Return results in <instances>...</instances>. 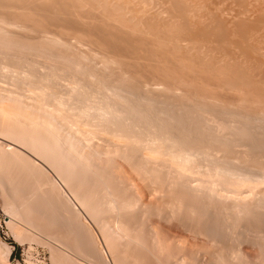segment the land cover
I'll list each match as a JSON object with an SVG mask.
<instances>
[{
	"label": "rangeland",
	"instance_id": "374dc122",
	"mask_svg": "<svg viewBox=\"0 0 264 264\" xmlns=\"http://www.w3.org/2000/svg\"><path fill=\"white\" fill-rule=\"evenodd\" d=\"M34 3H36V4H34ZM48 3H47V2ZM50 1V2H49ZM52 1V2H51ZM53 1H54V3H53ZM60 1V0H59ZM64 1V0H63ZM62 0L60 1V3L58 2L57 3V0L55 1V0H44V1H42L41 2V0H0V27H2V28H0V52L1 51H3V52H1V57H0V59H2V53H4V55H6V52L8 53L7 55H9V53L10 54H12V55H10V56H4L3 58H9V59H15V58H13V57H17L18 56V58H20L19 60L21 61V59H22V61L20 62V63H18V64H20V65H22L23 63L22 62H24V65H22V66H25V64L28 66V62L30 61H32L29 65H31L32 63H34L33 61H34V59H36L37 57L36 56H38V61L36 60L35 61V68L34 69H36V67H37V69H39L40 71H41V73H39L38 71V75L40 74V75H44V72L42 73V71H45V70H48V71H45V73H47V72H49V70L50 71H55L56 70V73H57V70L59 69L60 70V67L62 66V68H61V70L59 71L58 70V72H61L60 74H62L63 73V75H65L66 73L68 74H66V76L65 77H67V79H69L70 77V79L67 81V79H65V81L64 80H61V81H63V82H65V83H67V85L68 84H70V85H68V87H67V85L66 84H63V82L62 83H60L61 81L59 80V79H56V81L58 80L59 82H56V81H54L55 82V84L52 82V79H50V78H48L47 80H45V78H44V80L46 81V82H48L49 80H50V82H52V84L51 85H49L48 87L50 88V86H51V89H54V87H53V84H54V86L56 85V83H57V90H58V86H60V91H62L63 92V94L66 92L67 94H66V96L65 95H63L62 94V96L65 98L66 97V99H63V101H64V103H66V104H64L65 105V107H67V109L68 110H71V109H69L70 107H72V105H71V103L73 104V106L75 105V107H77L76 105H82V103H84V104H87V102H91V104L93 103L94 105H96L95 107H97L99 104V102H101V101H103L105 98H106V96L105 95H103V92H102V90L101 91H97V90H100L101 88V84H105L106 83V85L107 86H114V84H115V86L114 87H120L121 86V84H122V88H124L125 89V87L127 88V87H129L128 89H130L131 88V86H133L132 88L134 89V91H138V94H139V96H138V94H137V96L140 98V100L139 101H141L140 103H138L139 101H137V99H139L138 97H134V99L136 98V101L134 100L133 102L134 103H125V102H123L124 104H126L128 107H131V105H128V104H135V102L137 103V104H139L140 106H138L137 104H135L134 106L137 108L136 110H138L139 108V110L137 111V112H139V113H136V115H137V117H136V115L134 114L133 115V113H131V114H129L130 116H129V119H125V117H124V120L128 123L129 122V125L130 124H132V125H130L131 126V132L132 133H135V134H132L131 132H130V134L136 139V140H138V138L139 137H141L140 139H139V141L141 140V139H143L144 141L143 142H145L146 144H148V140H149V138H151L152 139V141H153V143H154V141H156V140H154L152 137H154L155 135V137L157 138H160V139H162V137H164L163 139H162V141L164 142H167L166 140H167V137H168V139L169 138H173V139H175V140H177L178 141V144L179 145H181L182 146V149H185L186 150V148L189 150H193V151H197L198 152V150H199V158H198V163L200 164V162L201 161H203V162H201V164H203L202 166H204L203 168H205L206 166L209 168V166L211 167H215V166H222V167H232L233 166V169L235 168V169H239L240 171H248V173L250 174H253V175H258V174H260V175H263L264 174V152L262 153V151H264V143H262V142H264V73L262 72V71H264L263 69V67H260V68H257V69H253V67H249L248 65H249V62H246V61H244L245 59L244 58H242V56H240L242 53H243V50H242V52H241V47H242V45L241 44H239L238 43V45L237 44H235V43H237V42H234V44H235V47H234V45H232L231 43H233L232 41H234V40H236L235 38H237L236 36L234 37V31L231 33V35H233V36H231V37H228V38H230L229 40H227L228 38L226 37V36H228V35H222V33H226V34H228L229 32H231V30H232V26H230L229 27V25H230V23H229V21H226V23L224 24V22H223V24L225 25H222V22L220 23V20L222 21L223 19H225V15L227 14V12H229V11H225L226 13L223 15V13H221L220 14V9H222V7L220 6L221 4L223 5V3H221L220 4V2H222V0H220V2H219V4L218 3H215L214 4V2L215 1H217V0H212V1H210L211 3H209V1L208 0H193V1H195L196 3H197V7H198V5L200 6V7H202V8H200V7H198L199 8V10L201 11V9L204 11L203 13L206 15L207 13L209 14L210 12L212 13V12H214V13H212V15L210 14V15H206L207 16V18H205L204 19V21H202L201 22V20H203V18L201 19V20H198L197 21V19L198 18H196V19H194V20H191L190 19V17L187 15V13H188V10H186L187 9V7L191 4V2L190 3H188L189 5H187V2H186V0L183 2V0H179V2L177 1V0H170L171 2L170 3H168L167 1L168 0H152V2H154L151 6H152V10H153V7H154V5H155V2H156V5H159V4H161L162 5V3L164 4H166L165 6L164 5H160V7L158 6V8L157 9H155L156 7H154V12H155V10H156V12L158 13V10H160L159 11V13L160 14H162V16H161V19H160V16H158L157 17V14H156V12L154 13V15L152 14V10H151V14L150 13H148L147 15H146V17H145V15L144 14H142L141 13V16H139V17H137V19H136V17H134V21H133V14L137 11V9L140 7L141 8V6H143V3H144V8H145V5H149V2H147V1H145V0H143L142 1V3H141V1L140 0H130L131 2H133V3H131V8H134V7H136L137 5V3L136 2H138V5H139V2L141 3L140 4V6H137L136 8H135V10L133 9V11H135V12H133V14H131V15H129L128 16V14L125 12H123V8H124V6L128 3L127 1H126V3H125V1H124V4H120L121 5V7H123L122 9H121V7L120 6H116L115 5V3L117 2L116 0H113L115 3L114 4H112V6L111 5H108V3L109 2H106V1H108V0H103L104 2H101V1H95V0H88V1H90V2H88L87 0H78V1H81V2H83V1H85V2H83L84 4L82 5V6H84V5H86L87 3L89 4V5H86V6H84V7H82V9H85V10H81V7H80V5L82 4V3H78L77 2V4H75L76 2H74V0H72V2H71V0L68 2V0H67V2H63ZM77 1V0H76ZM92 1V2H91ZM122 1V0H121ZM121 1H119V2H121ZM160 1V2H159ZM199 1H201V2H199ZM203 1H204V3H203ZM232 1H234V0H232ZM231 1V2H232ZM236 2H233V3H231L230 2V0H223V2H224V4H225V2H227L226 3V8L227 9H229V7H231L230 8V12L229 13H231V9L232 8H234V9H232V10H234V12L235 13H237L238 12V6H239V4H238V6H237V3H239V1L238 0H235ZM242 1V0H241ZM246 0H243V2H245ZM249 1H253L254 3H252V2H249ZM256 1V2H255ZM248 0V1H246V3H243V2H240L241 3V7L239 8V10H246V8H248V11L250 12L251 10H252V12H251V14H253V11L255 12L257 9V7L259 6H262L263 7V11H264V3L262 2V1H260V0ZM3 2V3H2ZM11 2V3H10ZM39 2V3H38ZM44 2V3H43ZM64 3V5L66 6H64L62 3ZM74 2V4L75 5H73V4H69V3H73ZM119 2H117V3H119ZM167 2V3H166ZM178 3V5L177 4H175V5H173L174 3ZM185 3L186 4V6H185V4H183V3ZM207 2H208V6L210 5V8L208 7V6H206V8H205V5L204 4H206L207 5ZM218 2V1H217ZM247 2H249V3H247ZM257 2H260V3H258V4H255V3H257ZM18 3H20V4H18ZM22 3H24V6L22 5V6H19V5H21ZM33 5H32V4ZM40 3H41V5H40ZM51 3V4H50ZM98 3H99V5H100V7H99V5H98ZM102 3H105V4H103V6H102ZM122 3V2H121ZM145 3H148V4H145ZM229 3V4H228ZM231 3V4H230ZM262 3V4H261ZM18 4V5H17ZM46 4V5H45ZM48 4H50V6L48 5ZM54 4H55V6H54ZM57 4V5H56ZM79 4V6H77ZM91 4V5H90ZM110 4V3H109ZM150 4H151V2H150ZM169 4H172V5H170V7L171 8H169L168 6H169ZM179 4L181 5V7L179 6ZM185 6V7H182L183 5ZM201 4V5H200ZM202 4H203V6H202ZM214 6H213V5ZM216 4H218V6L216 5ZM228 4V5H227ZM236 4V5H235ZM250 4H253L252 5V7H250L251 5ZM261 4V5H260ZM26 5V6H25ZM27 5H28V7H27ZM45 5V6H44ZM59 5H61V6H59ZM62 5H63V7H62ZM68 5V6H67ZM69 5H72L71 7L69 6ZM105 5H107L106 7H104ZM113 5H115L116 6V8L113 6ZM124 5V6H123ZM134 7H133V6ZM177 5V6H176ZM231 5V6H230ZM12 6H14V7H12ZM16 6H18L17 8H16ZM33 6H35L36 8H37V10L35 9V7H33ZM38 6V7H37ZM40 6V7H39ZM41 6H43V7H41ZM47 6V7H46ZM73 6L75 7V8H73ZM77 6V7H76ZM88 6V7H87ZM94 6H96V7H94ZM98 6V7H97ZM109 6V7H108ZM113 8H111V7ZM127 6H128V4H127ZM175 6V7H174ZM215 6L218 8L219 6H220V9H219V12L218 13H216L215 11L217 10V9H215ZM229 6V7H228ZM233 6H235V7H233ZM2 7H3V9H2ZM46 7V8H45ZM50 7V8H49ZM52 7H54V8H52ZM61 7V8H60ZM67 7H69V8H67ZM103 7H104V9L106 10H103ZM120 7V8H119ZM126 7V6H125ZM172 7H173V12H174V10H176L177 12L178 11H180L182 8L184 9V8H186V9H184V12H183V10H182V12L183 13H181L185 18H183V16L182 15H180V14H178L177 12V14H175L176 15V17H177V15L179 16V17H181L182 16V18H180V20H179V17H177L178 19H176V17H175V19H174V17H173V13H171L172 11H171V9H172ZM211 7H212V9H213V7H214V9H213V11H212V9H211ZM236 7H238V8H236ZM242 7H246V8H243L242 9ZM6 8V9H5ZM10 8V9H9ZM14 8V10H12ZM27 9L28 11H25V9ZM61 10H60V9ZM67 8V9H66ZM77 8H79V10H77ZM89 8H91L92 9V12H91V9H89ZM111 8V9H110ZM118 8V9H117ZM128 9L130 8V4H129V7H127ZM129 9L130 10V12H129V10L128 9H126V10H124V11H127V12H129V14L130 13H132L131 12V10L132 9ZM160 8V9H159ZM162 8V9H161ZM168 8L170 9V11L168 10ZM181 8V9H180ZM250 8H252V9H250ZM9 9V10H8ZM19 9V10H18ZM63 9H64V11H63ZM73 9V11H71ZM88 9H89V11H88ZM98 9V10H97ZM101 10V12H100V10ZM109 9H110V11H109ZM120 9L122 10V11H120ZM167 9V10H166ZM180 9V10H179ZM208 9V10H207ZM211 11H210V10ZM223 9H224V6H223ZM226 9V10H227ZM236 9V10H235ZM262 10V8L260 7L259 9H258V12L257 13H259L257 16L260 18L261 16L263 17L264 16V14H262V13H264V12H262L261 10ZM3 10V11H2ZM22 10H24L23 12H22ZM42 10V11H41ZM59 10H60V12H59ZM74 10H76V11H79L80 12V10H81V12L83 13H81L80 12V14H81V16L83 15V17H81L80 15H79V13H77L76 11H74ZM97 10V11H96ZM115 10V11H114ZM116 10H119V12L117 13L116 12ZM165 10V11H164ZM186 10V11H185ZM209 11V12H207L206 13V11ZM225 10V9H224ZM17 11V12H16ZM36 11H38V13H36ZM47 11V12H46ZM49 11V12H48ZM55 12V15H54V12ZM93 11L95 12V19H94V13H93ZM105 13H104V12ZM115 13H114V12ZM140 11V10H139ZM166 12V13H169L170 12V14H172V16L170 15V17H169V14H166V13H164V12ZM169 11V12H168ZM5 12V13H4ZM20 12H21V14H20ZM25 12V13H24ZM64 12V13H63ZM86 12V13H85ZM111 14L112 12L114 13V14H109V13ZM122 12V15L121 14H119V13H121ZM181 12V11H180ZM185 12H187V13H185ZM221 12H223V10H221ZM233 12V13H234ZM255 12V13H256ZM260 12H261V14H260ZM32 13V14H31ZM45 13H47V14H45ZM60 13H62V14H60ZM65 13H67L66 15H65ZM78 15H77V14ZM93 13V14H92ZM98 13L100 14L99 16H98ZM143 13H145V12H143ZM159 13H158V15H159ZM201 13H202V11H201ZM202 13V14H203ZM228 13V14H229ZM247 13V12H246ZM253 14L252 16L254 17V18H252L251 20H249L250 19V17H252L251 15H250V13H249V15H250V17L248 16V13H247V15H244V16H247L246 17V19H245V17L244 18H242V17H239V18H237L234 22L235 23H237L238 24V22L239 21H241L240 19H245L246 20V26H248V28L247 27H243V29H242V31H243V33H245L246 31L245 30H247L248 31V29H249V31H248V33H247V35H248V39H247V42L246 43H248L247 45H249L250 46V44L251 45H254L252 42H256V47H258V46H262V47H264L263 46V44H264V40H262L261 41V39H264V24L262 25L261 23H264V18H263V22H261L260 20H262V17L260 18V19H256L257 18V16H255L256 14ZM2 14V15H1ZM42 14V15H41ZM45 14V15H44ZM48 14H50L49 15V17L50 18H48ZM64 14V15H63ZM76 17V18H74V16ZM87 14V15H86ZM90 14H91V16H90ZM102 14V15H101ZM107 14V15H106ZM109 14V15H108ZM118 14L120 15V16H118ZM125 14V15H124ZM127 14V15H126ZM136 14H137V16L138 15H140L139 14V12L137 13L136 12ZM136 14L134 15V16H136ZM164 14L165 15H167L170 19H167L168 17L167 16H164ZM221 15L219 18H217V16L218 15ZM228 14H227V16H228ZM4 15H5V17H4ZM9 15V16H8ZM12 15H16V17L15 16H13L12 17ZM52 15V16H51ZM56 15H57V17H56ZM71 15L73 16V17H71ZM89 15V16H88ZM104 15V16H103ZM116 15V16H115ZM174 15V16H175ZM217 15V16H216ZM261 15V16H260ZM20 18H19V17ZM22 16V17H21ZM28 17V19H26L27 17ZM30 16H32V17H30ZM43 16V17H42ZM46 16V17H45ZM63 16V17H62ZM68 16H70V18L68 17ZM84 16H85V19H84ZM102 16V17H101ZM109 16V17H108ZM111 16V17H110ZM124 16H126V17H124ZM132 16V17H131ZM164 16V17H163ZM186 16H187V18H186ZM209 16H214V17H216L215 18V20H217V21H214L213 22V19H214V17L212 18V21H211V18L209 17ZM222 16H223V19H221L222 18ZM5 19H4V18ZM35 17V18H34ZM52 17H53V20H52ZM59 17V18H58ZM79 19H78V18ZM93 17V19H91ZM108 17V18H107ZM120 17H122V19L124 18V20H123V22L127 19V25H125L124 23H126V21L123 23L122 21H120V20H122V19H120ZM131 17V18H130ZM141 17H143L144 18V20H143V18H142V21H141ZM166 17V18H165ZM208 17L210 18V19H208ZM13 18V19H12ZM29 18L30 19H32V21L31 20H29ZM44 18V19H43ZM46 18V19H45ZM55 18V19H54ZM57 18V19H56ZM60 18H63V19H60ZM73 18V19H72ZM89 18V19H88ZM97 18H99V19H97ZM102 18H103V20H102ZM110 18V19H109ZM115 18V19H114ZM117 18H119L118 19V21H120V22H122V23H119L118 21H117ZM139 18H140V20H139ZM192 18V17H191ZM1 19H3L2 21H1ZM7 19V20H6ZM11 19L12 20H15V21H11ZM17 19V20H16ZM36 19V20H35ZM38 19H40V23L37 21ZM43 19V21H41ZM49 19V20H48ZM69 19V20H68ZM77 19V20H76ZM109 20V22H108V20ZM128 19H129V23H128ZM156 19V20H155ZM165 19H167V20H165ZM173 19H174V21H176V20H178L177 22H174V24L172 23V21H173ZM183 19V20H182ZM188 19H189V21L190 22H192V23H190L189 21H188ZM193 19V18H192ZM209 20V23H213V24H208V21H205V20ZM248 19V20H247ZM9 21L10 23L8 24V27H7V24H5V25H3L5 22H3V21ZM21 20H23L22 22H21ZM29 20V21H28ZM47 20H48V22L50 21V23H47ZM64 20V21H63ZM67 20V21H66ZM90 20V21H89ZM99 22H98V21ZM104 21V20H106L107 22H102V21ZM110 20H111V22H112V25H111V23H110ZM137 20H138V22H137ZM153 21L152 23L151 22H148V21ZM163 20V21H162ZM169 20V21H168ZM244 20V21H245ZM254 20V21H253ZM257 20H259L260 22H258ZM26 21V22H25ZM35 23H34V22ZM45 21V22H44ZM56 21H58V22H56ZM62 21V22H61ZM80 21H81V23H80ZM84 21V22H83ZM85 21H86V23H85ZM94 21V22H93ZM95 21H97V22H95ZM159 21H160V23H159ZM185 21V22H184ZM224 21V20H223ZM248 21H250V22H248ZM2 22V23H1ZM6 22V23H7ZM28 22V23H27ZM30 22V23H29ZM34 24H36V25H34ZM44 22V23H43ZM89 22V23H88ZM91 22V23H90ZM100 22H102V25H101V23ZM133 23V25H135V26H133V25H131L132 23ZM135 22V23H134ZM141 22H143L142 24H141ZM145 22H147V23H149V24H144ZM170 22V23H169ZM181 22V23H180ZM186 22H187V24H186ZM194 22V23H193ZM196 22V23H195ZM199 22V23H198ZM207 23V24H204V23ZM218 22V23H217ZM254 22V23H253ZM255 22H256V26L255 25H253V24H255ZM17 23V24H16ZM41 23H43V24H41ZM45 23H47V25L48 26H46V24ZM51 23H53L54 24V27L56 26V28H54L53 27V25L52 26H50L49 24H51ZM57 23V24H56ZM62 23V24H61ZM85 23V24H84ZM164 23V24H163ZM165 23H169V24H165ZM180 23V25H178ZM185 23V24H184ZM198 23V24H197ZM203 24V25H205V27L207 26H209L208 28H207V30L205 29H202V27H203V25L202 26H200L201 24ZM218 24V26L220 25V27L218 28V27H216V25ZM228 23V24H227ZM235 23H234V25H235ZM250 23H252V26H251V24ZM258 23H260V24H258ZM13 24V25H12ZM23 24V25H22ZM26 24H28L27 26H26ZM32 24V25H31ZM42 26H41V25ZM56 24V25H55ZM92 24V26H94V27H90L89 25H91ZM105 24V25H104ZM106 24H107V26H106ZM108 24H110V25H108ZM114 24H119V25H114ZM120 24H121V26H120ZM129 24H130V26H129ZM151 24V25H150ZM153 24H154V26H153ZM157 24V25H156ZM162 24V25H161ZM171 24H173V28L172 27H169L168 25H170L171 26ZM188 24H190V25H188ZM193 24L195 25V26H193ZM237 24H236V26H237ZM40 25V26H39ZM73 25V26H72ZM82 25V26H81ZM101 25V26H100ZM136 25H137V27H136ZM138 25H142V26H138ZM146 25V26H145ZM185 27H184V26ZM188 25V26H187ZM210 25H211V27H213V28H211L210 27ZM214 25H215V27H214ZM222 25V26H221ZM251 27H250V26ZM259 25V26H258ZM261 25V26H260ZM9 26H11L12 28H10ZM24 28H23V27ZM33 26H34V28H33ZM38 26V27H37ZM62 26V27H61ZM72 26V27H71ZM96 26V27H95ZM122 26H124V28H122ZM128 26V27H127ZM133 28H132V27ZM155 26L156 27H158V32L156 31L157 30V28H155ZM167 26V28H164V27H166ZM176 26V27H175ZM179 26H183L182 27V29H181V31H180V28H179ZM187 26V27H186ZM201 27V29H200V27ZM223 26L224 27H226V29H228V27H229V30H226L225 28H223ZM228 26V27H227ZM254 26V27H253ZM14 27V28H13ZM19 27V28H18ZM27 27V28H26ZM39 27H41L42 29H40ZM50 27H53L54 29L52 30V28H49ZM60 27V29H58ZM66 27V28H65ZM78 27V28H77ZM112 27H114V29L112 28ZM127 27V29H125ZM136 27V28H135ZM164 28V29H161V28ZM194 27V28H193ZM222 27V31L220 30V28ZM255 27H257V29L255 28ZM263 27V28H262ZM7 28V29H6ZM17 28L19 29V30H17ZM25 28H26V30H25ZM37 28H39V29H37ZM47 28V29H46ZM65 29L66 31H65V33H67L68 32V30H69V35H68V37H67V34H65L63 31V29ZM67 28H69V29H67ZM80 28V29H79ZM90 28H91V30H90ZM97 28V29H96ZM108 28V29H107ZM111 28V29H110ZM116 28V29H115ZM122 28V29H121ZM129 28V29H128ZM140 28V29H139ZM146 28V29H145ZM154 30H153V29ZM169 28H172L173 30L174 29H176L177 30V32H175L176 30H172V29H169ZM179 28V29H178ZM187 28V29H186ZM189 28H191L190 30H189ZM195 28L197 29V30H195ZM244 28H247V29H245L244 30ZM259 28V29H258ZM7 30V31H5V33L6 34H4L5 35V37H4V35L3 34H1V33H4V31L3 30ZM24 29V30H23ZM32 29V30H31ZM34 29V30H33ZM37 29V30H36ZM44 29V30H43ZM63 31H62V30ZM71 29V30H70ZM105 29H107V30H105ZM113 29V30H112ZM134 29H136L135 31H134ZM137 29H138V31H137ZM142 29H143V31H142ZM149 29V30H148ZM150 29H152V30H150ZM192 29H194L193 30V33H195L196 31V34H198V35H196V34H194L193 35V33L191 32L192 31ZM213 29V30H212ZM253 29V30H252ZM254 29H255V32H254ZM23 30V31H22ZM45 30H47L48 31V33H47V31H45ZM57 30V31H56ZM72 30H74V31H72ZM79 30V31H78ZM101 30V31H100ZM109 30H111V31H109ZM120 30H121V32H120ZM122 30H124V31H122ZM130 30V31H129ZM133 30V31H132ZM147 32H146V31ZM163 30V32H161ZM167 30V31H166ZM178 30H179V32H181L180 34L182 35V36H179V32H178ZM210 30V33L208 32ZM214 30H217V31H215V32H213ZM219 30V31H218ZM251 30V31H250ZM256 30H258V31H256ZM260 30H261V32H260ZM3 31V32H2ZM30 33H29V32ZM43 31H44V34H41V32L43 33ZM62 31V32H61ZM77 31V32H76ZM117 31H119L118 33L115 32ZM132 31V32H131ZM141 31V32H140ZM156 31V32H155ZM169 31H172V32H169ZM183 31V32H182ZM186 31H187V33H186ZM207 31V32H206ZM229 31V32H228ZM12 32V33H11ZM27 32V33H26ZM34 32H35V35H34ZM38 32V33H37ZM49 32H51V33H49ZM52 32H54V33H52ZM58 32V33H57ZM59 32H61V33H59ZM75 32V33H74ZM87 32V33H86ZM92 32V33H91ZM131 32V33H130ZM152 32V33H151ZM155 32V33H154ZM168 33V35H170V34H173V36L172 35H170V36H164L165 37V39H162V36H163V34H165V35H167L166 33ZM198 32H200V33H198ZM201 32H203L202 34H201ZM206 32V34H205V36L207 35V33H208V36H206V37H209V38H205V36H204V33ZM212 32V33H211ZM217 32H221V35L220 36H222V37H226L227 39L226 40H224V39H222V37L221 38H218V37H220L219 36V34H217ZM253 32V33H252ZM258 32V33H257ZM11 33V34H10ZM20 33V34H19ZM24 33V34H23ZM62 33H64V35H61ZM74 33V34H73ZM79 33V35H80V33H81V35H80V38H79V35H77ZM95 33V34H94ZM99 33V34H98ZM101 33H103V34H101ZM136 33V34H135ZM140 33V34H145L147 37H148V34H149V36L150 37H148V39H147V37L145 36V35H138V34ZM162 35H161V34ZM178 33V34H177ZM188 33H190L189 35H188ZM191 33H192V36H191ZM214 33V34H213ZM252 33L253 34V36L254 37H256V35H258L257 37V41H256V39L251 35V36H249L250 34ZM9 34V35H8ZM13 34H15L14 36H13ZM21 34L23 35L22 37L23 38H21ZM48 34V36L50 37V39H49V37L48 36H46ZM83 34H84V37H83ZM89 36H88V35ZM97 34V35H96ZM110 36H109V35ZM114 34L116 35V37H117V39L116 38H114L115 36H114ZM124 34H125V38H124ZM157 34V35H156ZM184 34H185V36H187V37H190V40L192 39V41L194 42H192V41H189V38H185V39H187V41H189L188 43L187 42H182V40H184V39H182L183 37H184ZM254 34H256V35H254ZM262 34V35H261ZM7 35V36H6ZM18 35H20V36H18ZM28 35V36H27ZM51 35V36H50ZM57 35H59V36H57ZM74 35V37H71V36H73ZM94 35V36H93ZM103 35H106L104 38H102L101 36H103ZM114 37H113V36ZM117 35H120V37L119 36H117ZM122 35V36H121ZM127 35V36H126ZM132 35V36H131ZM159 35H160V37H159ZM213 35H214V38H213ZM260 35V36H259ZM4 37V39H3V37ZM16 36V37H15ZM36 36H38V37H36ZM40 36V37H39ZM44 38H43V37ZM53 36H56V39H57V37H58V39L60 38H62L64 41H65V44H64V41H62V40H60V43L58 44V42L59 41H57L56 39H55V37H53ZM86 36H87V40H89V41H87L86 40ZM91 36V37H90ZM100 36V37H99ZM112 36V37H111ZM141 36V37H140ZM156 36H158L157 38H156ZM177 36V37H176ZM194 36H195V39L193 40V38H194ZM198 36V38L196 39V37ZM202 38H201V37ZM216 36H217V39H220L218 42H217V39H216ZM12 37H13V39H12ZM15 37V38H14ZM17 37H19V39L17 38ZM29 39H28V38ZM34 37H35V39H37V40H35L34 39ZM48 37V38H47ZM81 37H83V38H81ZM99 39H98V38ZM111 37V38H110ZM124 39H126V40H124ZM132 37V38H131ZM137 37V38H136ZM139 37V38H138ZM145 38V39H143V38ZM155 37V38H154ZM168 37V39H166ZM172 37V38H174V39H179L180 37H181V41H180V44L181 43H183V45L182 46H179V44L177 45L176 43H175V41H174V39H172L171 38V41H170V38ZM193 37V38H192ZM211 37H212V39H211ZM232 37H234V38H232ZM253 39H252V38ZM12 40H11V39ZM17 38V39H16ZM30 38H32V39H30ZM43 38V39H42ZM110 38V39H109ZM113 38H114V40H113ZM119 38H120V40H119ZM152 38V39H151ZM153 38H154V40H153ZM205 38V39H204ZM260 38V39H259ZM2 39V40H1ZM7 39H9V40H7ZM25 39V40H24ZM27 39V40H26ZM47 39V40H46ZM53 39H55V40H53ZM73 40V42H75L74 44H73V42H72V40ZM76 39H80L79 40V42H80V44H79V42L78 43H76L77 41H76ZM105 39V40H104ZM106 39H109L108 41L106 40ZM141 41H140V40ZM160 40V41H158V40ZM211 39V40H210ZM234 39V40H233ZM251 41H250V40ZM4 40H7L6 42L4 41ZM17 40H18V42H17ZM21 40H23L24 42H21ZM32 40V41H31ZM39 40V41H38ZM51 40V41H50ZM66 40L69 42V44H68V42H66ZM83 40H86L85 42H83ZM101 40V41H100ZM129 40V41H128ZM132 40V41H131ZM154 41V43H152L153 41ZM155 40H156V42L158 43H164V47H162V45L160 44V48H162V49H160V48H158V46L159 45H157V43L155 42ZM166 40V41H165ZM169 40V41H168ZM198 40V41H197ZM199 40H201V41H199ZM223 40V41H222ZM231 40V41H230ZM253 40V41H252ZM259 40H260V42H262V43H260L259 42ZM13 41V42H12ZM14 41H16V43H14ZM38 41V42H37ZM96 41H97V43H96ZM100 41V42H99ZM110 41V42H109ZM119 41V42H118ZM120 41H122V42H120ZM125 41V42H124ZM134 41V42H133ZM149 43V41H150V43H152V44H150V48L147 46V48H146V45H148V43ZM161 41H163V42H161ZM172 41H174L173 43H172ZM186 41V40H185ZM208 41H210L209 43H208ZM226 41H228V42H226ZM2 42V43H1ZM19 42H21V44L19 43ZM35 42H37L36 43V45H34V43ZM41 42V43H40ZM44 42V43H43ZM50 42H53V43H50ZM56 42H57V44H56ZM62 42V43H61ZM87 42H89V43H87ZM93 43L94 42V44H91V43ZM99 42V43H98ZM115 42V43H114ZM128 42H130V43H128ZM139 42H141V43H139ZM145 42V43H144ZM165 42H166V44H165ZM194 44V46H193V48L191 47V46H189V45H193L192 43ZM200 44H198V43ZM206 42L210 45V46H206L205 48L203 47L204 45H208V44H206ZM223 43V44H220V43ZM226 42V43H225ZM230 42V43H229ZM249 42H251V43H249ZM254 42V43H255ZM4 43H5V45H4ZM13 43V44H12ZM19 43V44H18ZM24 43V44H23ZM27 45H26V44ZM29 43V44H28ZM70 43H71V45L72 46H70ZM81 43L84 45H81ZM102 43V44H101ZM104 43V44H103ZM108 43H110V44H108ZM119 43V44H118ZM122 45H121V44ZM132 43V44H131ZM136 45V46H134V44ZM158 43V44H159ZM170 43H172V45L170 44ZM175 43V44H174ZM189 43H191V44H189ZM196 43V44H195ZM204 43V44H203ZM240 43H242V42H240ZM260 43V44H259ZM7 44H9V45H7ZM14 44H15V46L17 45V46H19L18 48L19 49H16V48H14L15 46H14ZM41 46H40V45ZM55 44V45H54ZM62 46H61V45ZM63 44H64V47H63ZM67 44H68V46H67ZM86 44V45H85ZM99 44V45H98ZM116 44V45H115ZM138 44H140V45H138ZM167 44L169 45V46H167ZM174 44V45H173ZM217 44H219V46L221 45V47H220V49H219V46L217 45ZM231 44V45H230ZM258 44V45H257ZM6 45L7 46H11L10 48L9 47H6ZM13 45V46H12ZM22 45L24 46V47H22ZM29 45H31V46H29ZM39 45V46H38ZM45 45V46H44ZM47 45V46H46ZM49 45H52L51 46V48L50 47H48ZM79 45V46H78ZM82 47H81V46ZM90 45V46H89ZM92 45H95V46H92ZM101 45V46H100ZM141 45H143V47L145 46V48H144V52H143V47L141 46ZM151 45H152V47H151ZM154 45H156L157 47H155ZM165 45L167 46V47H165ZM177 45V46H176ZM185 45H187V46H185ZM195 45H196V47H195ZM212 45H213V47H212ZM223 45V46H222ZM236 45H237V47H236ZM3 46V47H2ZM59 46V47H58ZM67 46V47H66ZM70 46V47H69ZM76 46H77V48H78V50H79V52H77L78 50H77V48H76ZM88 46H89V48H88ZM127 46V47H126ZM131 46V47H130ZM140 46V47H139ZM154 46V47H153ZM171 46V47H170ZM175 46V47H174ZM217 46V48H215V47ZM226 46V47H225ZM230 46V47H229ZM232 46V47H231ZM238 46H241L240 47V50H238L239 48H238ZM244 46V45H243ZM30 47H31V49H30ZM42 47V48H41ZM54 47H56V48H54ZM69 47V48H68ZM76 49H75V48ZM94 47H96V48H94ZM100 47H102V48H100ZM104 47V48H103ZM114 47V48H113ZM116 47V48H115ZM136 47V48H135ZM138 47V48H137ZM142 47V48H141ZM171 48V49H169V48ZM183 47H185V49H186V51H184L185 49L183 48ZM187 47L189 48L188 49V51H187ZM191 47V48H190ZM212 47V48H211ZM228 47V48H227ZM261 47V48H262ZM2 48V49H1ZM5 48V49H4ZM8 48V49H7ZM48 48V49H47ZM60 48V49H59ZM62 48V49H61ZM66 48V49H65ZM68 48V49H67ZM71 48V49H70ZM118 48V49H117ZM132 48V49H131ZM133 48H134V50L135 51H133ZM140 48V50H138ZM202 48H204V49H202ZM236 48H238L237 50L238 51H240V53L237 51V53H239V54H237L238 55V57H237V55H234V54H236L235 52V49ZM21 49V50H20ZM25 49H26V51H25ZM37 51H36V50ZM39 49V50H38ZM46 49V50H45ZM70 49V50H69ZM75 49V50H74ZM95 49H99L100 51H102V52H100V51H93V50H95ZM106 50V52L105 51H103V50ZM108 49V50H107ZM155 52H153L152 50ZM155 49V50H154ZM159 51V50H164V51H167L168 50V53L166 52H163L162 51V54H161V51L160 52H158L157 50ZM178 49V51H176V58H177V60L175 59V57L173 56V55H175V53H173V52H175V50H177ZM182 49H184V50H182ZM194 49V51H192ZM206 49V50H205ZM209 49V50H208ZM210 49H212V50H210ZM214 49H215V51L216 52H214ZM217 49V50H216ZM228 49V50H227ZM242 49H243V47H242ZM7 50V51H6ZM18 50V51H17ZM34 50V51H33ZM48 50V51H47ZM51 50H53L54 51V53H53V51H51ZM56 50V51H55ZM61 50H63V51H61ZM69 50V51H68ZM72 50V51H71ZM81 50V51H80ZM111 52H110V51ZM137 50V51H136ZM150 50H151V52H150ZM174 50V51H173ZM197 50H200L201 51V53H200V51H197ZM222 50H224V51H222ZM234 52V54H231V53H233L232 51ZM9 51H11V52H9ZM24 52L23 54L22 53H20V52ZM31 51V52H30ZM33 51V52H32ZM43 51V52H42ZM65 51H66V54H65ZM68 51V52H67ZM74 51V52H73ZM109 51V52H108ZM183 51V53H181ZM191 51V52H190ZM202 51H205V52H202ZM220 51V52H219ZM228 52V54L230 55V57L232 58V59H230V58H228L227 60H226V62H224V61H220L219 59L221 58V56H223L224 54H225V52ZM35 52V53H34ZM39 52V53H38ZM51 54H50V53ZM59 52V53H58ZM72 52V53H71ZM83 52H85V54L84 55H82V53ZM87 52H89V53H91V54H89V53H87ZM115 52V53H114ZM116 52L118 53V54H116ZM180 52V53H179ZM194 52H196V53H194ZM214 52V53H213ZM221 52H224V53H221ZM226 52V53H227ZM17 55V54H19V55H15V54ZM26 53L27 54H29L28 55V58H27V55H26ZM44 53V54H43ZM47 53L49 54L48 56H47ZM76 53V54H75ZM94 53V54H93ZM95 53H96V55H95ZM99 53H101V54H99ZM104 53V54H103ZM112 53V54H111ZM139 53V54H138ZM142 54V56L140 57V55ZM151 53V54H150ZM154 53V54H153ZM160 53V54H159ZM171 53L173 54V55H171ZM185 53V54H184ZM199 53V54H198ZM210 53H213V54H210ZM221 53V54H220ZM14 54V55H13ZM33 54H35V55H33ZM73 54H75V55H73ZM79 54V55H78ZM87 54V55H86ZM106 54H108V55H110V56H112L111 58H107L108 57V55H106ZM127 54V55H126ZM135 54V55H134ZM139 56H138V55ZM156 54V55H155ZM158 54V55H157ZM183 54V55H182ZM191 54V55H190ZM192 54H193V56H192ZM194 54H195V56H194ZM202 54V55H201ZM203 54H206V55H203ZM216 54V55H215ZM220 56H219V55ZM223 54V55H222ZM40 55V56H39ZM44 55V57H42ZM52 55L53 56H55V57H53L52 58ZM58 55V56H57ZM70 55V56H69ZM73 57H72V56ZM81 55V56H80ZM90 56V58H89V56ZM103 55H105V56H103ZM121 56L120 58L122 59H119L118 57L119 56ZM128 55H130V56H128ZM133 55H134V57L136 58V59H134V57H133ZM159 55L161 56V59H160V57H159ZM167 55V56H166ZM199 55H201L202 57L200 58V56ZM208 55H209V57H208ZM213 57H212V56ZM232 55H234V56H232ZM13 56V57H12ZM21 56V57H20ZM22 56H24V57H22ZM26 56V57H25ZM30 56V57H29ZM57 56V57H56ZM69 56V57H68ZM76 56V57H75ZM84 56H86L87 58H84ZM93 56V57H92ZM94 56H95V58H94ZM102 56V57H101ZM109 56V57H110ZM114 56L116 57V58H114ZM149 56H151V57H154V59H152L151 57V60H150V58H149V62H148V57ZM155 56L157 57L156 59H155ZM162 56H163V58H162ZM165 56V57H164ZM169 56V57H168ZM170 56H172L173 58H174V60H173V58L172 57H170ZM177 56H179V57H177ZM181 56V57H180ZM188 58V59H190V58H192V59H190V61L189 62H185V61H187L186 59V57ZM190 56V57H189ZM215 56H217L218 58H216ZM31 57H34V58H32L33 60H31ZM40 57V58H39ZM41 57L43 58L42 60L45 62V61H47L46 62V65H45V63L41 60ZM46 57H47V59L48 60H44V58L46 59ZM63 57V58H62ZM67 57V58H66ZM74 57L75 58H78V59H74ZM103 57H104V59H106V60H104L103 59ZM125 57H127L126 59H124ZM130 57V58H129ZM182 57L183 58H186V59H182ZM206 57H207V59H206ZM210 57H212V58H210ZM220 57V58H219ZM240 58V59H234V58ZM261 57V56H260ZM18 58H16V61L18 60ZM24 58V59H23ZM60 58V59H59ZM72 58V59H71ZM79 58H80V60H79ZM85 60H83V59ZM167 58V59H166ZM195 59V61H194V59ZM199 58V59H198ZM243 60H242V59ZM262 58V60H264V58L263 57H261ZM27 59H29V61L27 60ZM51 59V60H50ZM53 59V60H52ZM65 59V60H64ZM68 59H71V60H73V61H71L72 62V66H71V62H68L69 60ZM88 59V60H87ZM91 59H96V60H94V61H92ZM102 59V60H101ZM108 59V60H107ZM112 59V61H110ZM128 59V60H127ZM130 59V60H129ZM144 59H147V60H144ZM157 59H159V60H157ZM170 59H172L173 61H171ZM182 60V62H184L186 65H191L192 63L194 64V66H192V68H194V71H197V73H198V75L196 74V72H194L193 70L192 71H190L191 73L193 72L195 75H196V77H198L199 75L201 76H199L198 78H196L195 77V75L194 74H192V76H191V79H192V77L194 76L195 77V82H200V83H202L203 81H204V83L206 82V81H208V82H206L207 84H206V86H208V87H206L205 86V89H207L209 92L210 91H213V93L212 94H214V93H217L216 91L218 90V92L219 93H217V95L216 94H214V98L213 97H211V95L212 94H209V92L208 91H206V90H204V88H202V87H204L203 85H205V84H201L200 85V83L199 84H197V83H195L194 81H193V83H192V80L190 79V74L191 73H189L188 72V69L190 68V69H192L191 68V66L189 67V66H183V64H181V60ZM203 59H206V60H203ZM210 59V61L211 62H213V63H211V62H207V60H209ZM217 59L219 60L218 62H217ZM4 60V59H3ZM19 60H18V62H19ZM24 60V61H23ZM41 60V61H40ZM50 60V61H49ZM57 62H56V61ZM60 60H61V62H60ZM67 60V61H66ZM97 60H99V62L97 61ZM123 60H124V62H123ZM126 60V61H125ZM135 60H138V61H135ZM142 60V61H141ZM143 60H144V62H143ZM165 60V61H164ZM166 60L168 61V62H170L169 64L166 62ZM179 60V61H178ZM233 60L234 61H236V62H234V64H233ZM52 61V62H51ZM65 61V62H64ZM74 61H76V62H74ZM80 61V62H79ZM96 61V62H95ZM108 61V62H107ZM120 61H122V62H120ZM134 61V62H133ZM140 61V62H139ZM151 61H155V63L156 64H154L153 62H151ZM160 61H162V62H160ZM196 61H197V63H199V64H197L196 63ZM205 61V62H204ZM232 61V62H231ZM243 61H244V63H243ZM27 62V63H26ZM36 62L38 63V64H40V66L41 67H43V65H44V68H48V69H43V70H41L40 69V67H39V65L38 64H36ZM41 62H43V63H41ZM51 62V63H50ZM56 64V67H58V69H56V67L54 66L55 64ZM63 62V63H62ZM83 62V63H82ZM93 62V63H92ZM101 62H103V63H101ZM106 62L109 64L108 66H106L105 64H106ZM109 62H111V63H109ZM115 62V63H114ZM117 62H119V63H117ZM129 62H131L130 64H129ZM141 63V64H139V63ZM147 62V63H146ZM160 63V64H162L163 65V62H165L167 65H170L171 63H173V64H171V65H173V67H171V65L170 66H167L166 64L165 65H161V67L160 68H158L159 67V65L160 64H158V63ZM174 62L176 63V64H174ZM180 62V63H179ZM202 62H203V64L205 63H207V65H203L202 64ZM220 62L222 63L221 64V66H220ZM225 64H224V63ZM229 62V63H228ZM73 63H74V65H73ZM76 63V64H75ZM79 63V64H78ZM85 63V64H84ZM89 63H90V65H89ZM92 63V64H91ZM97 63H99V64H97ZM124 63V64H123ZM132 63H133V65H132ZM138 63V64H137ZM149 63V64H148ZM179 63V64H178ZM187 63H191V64H187ZM202 65H201V64ZM233 65H232V64ZM241 63V64H240ZM246 63H248V64H246ZM50 64V65H49ZM64 64V65H63ZM82 64V65H81ZM105 67V71H104V67H102V65ZM123 64V65H122ZM126 64V65H125ZM128 64V65H127ZM135 64H136V66H135ZM145 64H146V66H145ZM211 64H213V65H211ZM218 64V65H217ZM227 64H228V66H227ZM37 65V66H36ZM59 65H60V67H59ZM70 66V67H68V66ZM76 65H77V67H76ZM79 65V66H78ZM80 65H81V68L82 69H80V73H79V68H80ZM87 65H89L90 67H88ZM93 65V66H92ZM95 65V66H94ZM97 65V66H96ZM98 65H100V66H98ZM150 65H152V66H150ZM157 65V66H156ZM182 65V66H181ZM197 65V66H196ZM200 65V66H199ZM213 66V68L214 69H212V67L211 66ZM236 65V66H235ZM242 65V66H241ZM246 66L245 68H244V66ZM21 66V67H22ZM45 66H47V67H45ZM49 66H51V67H49ZM55 68H54V67ZM64 66V67H63ZM73 66H74V68H73ZM87 66V72L85 71V67ZM123 66H125V67H123ZM129 66H131V67H129ZM136 67V69L137 68H139V69H137V71H136V69L135 68H133V67ZM139 66V67H138ZM149 66V67H148ZM167 68H165V67ZM177 66V67H176ZM203 66V67H202ZM204 66H205V68H207V67H209L208 69V71H207V69H205L204 68ZM207 66V67H206ZM226 68H225V67ZM237 66L238 67H240V68H237ZM65 67H66V71L64 70L65 69ZM67 67H68V69H67ZM76 67V68H75ZM94 67H96L97 68V70L98 69H100V71L98 70H96ZM99 67V68H98ZM107 67V68H106ZM112 67H114V68H116L115 70H113L114 68H112ZM119 67V68H118ZM122 67V69L120 70V68ZM127 67H129L128 69H127ZM146 67V68H145ZM168 67H170V69L168 68ZM176 67V68H175ZM181 67V68H180ZM184 67V68H183ZM187 67V69H185ZM223 67V68H222ZM229 69H228V68ZM230 67H231V69H230ZM233 67V68H232ZM24 67H22V68H20L19 67V71H23L24 69H23ZM27 68V67H26ZM103 68V69H102ZM123 68H126V69H123ZM142 68H144V69H142ZM147 68H148V70H147ZM156 70H155V69ZM172 68V69H171ZM183 68V69H182ZM196 68V69H195ZM198 68V69H197ZM200 68V69H199ZM222 68V69H221ZM241 68L246 72V73H244V71L243 70H241ZM251 68H252V70H251ZM261 68H263V69H261ZM72 69H74V70H72ZM92 71H90V70ZM108 69V70H107ZM135 69V70H134ZM142 69V70H141ZM177 69V70H176ZM182 69V70H181ZM219 69V70H218ZM234 69V70H233ZM237 69H239V73H238V71H236L235 72V70H237ZM69 70V71H68ZM85 72H84V71ZM113 70V71H112ZM126 70H128V72H129V75H128V72L126 71ZM130 70V71H129ZM138 70L140 71V72H138ZM150 70H153V71H150ZM158 70V71H157ZM163 70V71H162ZM171 70V71H170ZM180 70V71H179ZM201 70H203V71H201ZM206 70V71H205ZM222 70V71H221ZM230 70V71H229ZM260 70V71H259ZM35 71V70H34ZM52 71V72H53ZM64 71V72H63ZM72 73H71V72ZM78 71V72H77ZM89 71V72H88ZM94 71V72H93ZM103 71H104V73H103ZM110 71H111V73H110ZM120 71V72H119ZM124 71V72H123ZM132 71V72H131ZM143 73H142V72ZM146 71V72H145ZM157 71V72H156ZM162 71V72H161ZM167 71V72H166ZM172 71H174V72H172ZM181 71H183L182 73H181ZM201 71V72H200ZM205 71V72H204ZM210 71V72H209ZM213 73H212V72ZM217 72V71H219L220 72V74H221V76L219 75V72H217V73H215V72ZM224 71V73H222ZM228 71V72H227ZM233 71V73H231ZM249 71H251V72H249ZM254 71V72H253ZM256 71V72H255ZM36 72V73H37ZM69 72V73H68ZM74 72H76L77 74H75ZM109 72V73H108ZM117 72V73H116ZM122 73V74H119V73ZM127 72V73H126ZM152 72H153V76H152ZM160 72V73H159ZM166 72V73H165ZM187 72V73H186ZM207 72H209V73H207ZM230 72V73H229ZM240 72H241V74L243 73L244 74V76L246 77V74L250 77V78H252V79H250L249 81H252V82H255L256 80L257 81H262V83H259V86H258V82L256 81L255 83L257 84V88H256V84L255 83H247L248 82V80L246 79V81L247 82H241V80L239 81V77L237 78L236 77V74H237V76H239L240 75ZM254 74H253V73ZM55 73V74H56ZM72 75H71V74ZM77 75V80H80V84H83V86L87 89V90H90L91 89V91H93V90H96L97 92H101V93H98V94H96V96H98L99 95V97L100 98H102L101 99V101H99V102H97L98 100H100V99H97L96 98V96L94 95H91V97H92V99L90 100V98H88L89 97V95L90 94H88V93H86V94H84V93H80V92H78V91H76V90H73L72 89V87H70V86H72V84L70 83V81L72 82L73 81V78H76V76L74 75ZM81 73H82V75L84 76V74H85V76L83 77L82 75H81ZM86 73H87V75H86ZM90 73H97V75L95 76V75H93L92 76V74H91V76L89 75ZM108 74L107 75V77H109V78H107V77H105L106 76V74ZM125 73L127 74V75H125ZM135 75H134V74ZM136 73H137V75H136ZM156 73V74H155ZM163 73V74H162ZM174 73V74H173ZM177 73V74H176ZM180 73V74H179ZM203 73V74H202ZM205 73V74H204ZM206 73L208 74V75H206ZM213 75H216V76H213ZM227 73H229V74H227ZM234 73H235V75H234ZM258 75H256V74ZM260 73H261V75H260ZM263 73V74H262ZM59 73H58V75H60ZM114 74H116V75H114ZM123 74H124V76H123ZM158 74H159V76H158ZM162 74V75H161ZM189 74V75H188ZM202 74V75H201ZM225 76H224V75ZM230 74H231V76H230ZM242 74V75H243ZM70 75V76H69ZM81 75V76H80ZM100 75H101V77H100ZM105 75V76H104ZM111 75V76H110ZM133 76V78H135V79H133V81H132V76ZM139 75H140V77H139ZM144 75H145V78H144ZM168 76L166 79H164L166 76ZM172 75H174V77L176 78V77H178L179 78V80L181 79H183V80H185V81H183V82H187V79H188V77H189V80H188V84L189 85H187V83H183L181 80V82L178 80L177 81V78L175 79ZM176 75V76H175ZM183 76V77H179V76ZM185 75V76H184ZM223 75V76H222ZM241 75V76H242ZM68 76H69V78H68ZM79 76V77H78ZM104 76V77H103ZM117 76V77H116ZM118 76H120V78L118 77ZM143 76V77H142ZM151 76V77H150ZM164 76V77H163ZM207 76V77H206ZM213 76V78H210V77H212ZM233 76H235L234 78H237L238 79V81L237 80H233V82L232 83H234L235 85H233L231 82L229 83V81L230 80H228L227 81V79H224V78H230V77H232L233 78ZM254 76V77H253ZM260 76H262V77H260ZM51 78H53L52 76H50ZM82 77H83V79H82ZM86 77V78H85ZM88 77V78H87ZM90 77V78H89ZM93 77V78H92ZM96 77V78H95ZM131 77V78H130ZM139 78V80L138 79H136V78ZM142 77V78H141ZM154 77V78H153ZM163 77V78H162ZM170 77V78H169ZM171 77L172 78H174L173 80L171 79ZM223 77V78H222ZM256 77V78H255ZM260 77V78H259ZM79 78V79H78ZM95 78V79H94ZM99 78V79H98ZM106 79V80H104V79ZM113 78H115V79H113ZM119 78V79H118ZM124 78V79H123ZM125 78H127V80L125 81ZM159 78V79H158ZM221 78V79H220ZM243 77H240V79H242ZM260 80H259V79ZM54 79V78H53ZM87 79V80H86ZM89 79H91V80H89ZM94 79V80H93ZM110 80V82H109V80ZM120 79H122V80H120ZM142 79V80H141ZM152 79H154L153 81L155 82L156 80L155 79H157V81H156V85H155V83L153 84V85H147V86H144L145 84L144 83H146L147 81H149V83L151 82H153L152 81ZM161 79H163V80H161ZM172 81H175V82H177V84H179V86H177L176 85V83L174 82H172V83H168L169 81L171 82V80ZM199 79V80H198ZM200 79H203V80H201L200 81ZM208 79V80H207ZM254 79H256V80H254ZM1 81H4V79H0ZM6 80V79H5ZM43 80V82L45 83V81ZM55 80V79H54ZM86 82H85V81ZM108 80V81H107ZM115 80H119V81H115ZM137 80V81H136ZM144 80V81H143ZM166 80H167V82H166ZM190 80H191V82H190ZM193 80H194V78H193ZM198 80V81H197ZM227 81V85H225L226 84V81ZM244 80V78L242 79V81ZM84 81V82H83ZM88 81V82H87ZM115 81V83L113 84V82ZM124 81V82H123ZM131 81V82H130ZM141 83H140V82ZM143 81V82H142ZM161 81H163V84H164V86H166V88H167V86L169 85V87L171 88L170 90L171 91H169V89L167 88V92L169 91V94L167 93V92H164V90L166 89L164 86V88H162L161 90H163V91H160V89L159 90H156V88H159V85H160V87H161V84H162V82ZM165 81V82H164ZM225 81V84L223 83V82ZM245 81V80H244ZM42 82V83H43ZM83 82V83H82ZM91 82V83H90ZM95 82V83H94ZM96 82H97V84H96ZM110 84H109V83ZM122 82V83H121ZM128 82V83H127ZM159 82H160V84H159ZM179 82V83H178ZM220 82V83H219ZM239 82H240V84H239ZM1 83V82H0ZM6 83V82H5ZM3 84V83H1L0 84V86H1V88L0 89H2V87L5 85L6 87H7V85L6 84ZM8 83V85H12V87L11 88H17L18 89V86H20V85H18L17 87L15 86V85H17L16 83L15 84H12V82H10V84H9V82H7ZM37 83V82H36ZM41 83V82H40ZM40 83H37L36 85H32V88H35L36 90L38 89V87H39V89L40 90H42L41 92H40V90L38 89V92L37 93H42L43 92V89H42V87L46 84H40ZM49 83H47L45 86H47ZM59 83V84H58ZM73 83V82H72ZM88 83V84H87ZM99 83V84H98ZM134 85H133V84ZM137 83H139V84H137ZM167 83H168V85H167ZM182 83V84H181ZM192 83V84H191ZM214 83V84H213ZM223 83V84H222ZM237 83H238V86L236 87V85H237ZM245 83H246V85L248 84H250L249 86L247 85V86H245ZM63 84V85H62ZM74 85H73V87L74 86H76L75 85V82L73 83ZM85 84V85H84ZM91 84V85H90ZM93 84V85H92ZM109 84V85H108ZM120 86H119V85ZM125 84V85H124ZM162 84V85H163ZM173 84V85H172ZM184 84V85H183ZM194 84H197V85H194ZM209 84H211L212 86L210 87V85ZM243 84V85H242ZM260 84H262V85H260ZM24 85H26V84H23L22 86L24 87V89H25V92H26V87H27V92L29 93V95H31L32 93H33V89H31L30 91H28L30 88H31V86L29 85V86H24ZM64 85H66V86H64ZM123 85H124V87H123ZM130 85V86H129ZM137 85V86H136ZM172 85V86H171ZM181 85H182V87H181ZM186 85V86H185ZM191 85V86H190ZM194 85V86H193ZM218 85V86H217ZM221 85H223V87L224 86H227V87H224V88H222V86ZM229 85V86H228ZM233 85V87H230V86H232ZM240 85V86H239ZM253 85H254V87H253ZM4 86V87H5ZM36 86H38L37 88H36ZM89 86V87H88ZM140 86H141V89H140ZM149 86V87H148ZM151 86H153L152 88H150ZM176 88V86L179 88V90H178V88H174V87ZM185 86V87H184ZM196 86V87H195ZM202 86V87H201ZM214 86H216L215 88H217V89H215V88H213ZM234 86H235V88H234ZM251 86H252V88H251ZM263 87V89H261V88H259V87ZM53 87V88H52ZM70 87V88H69ZM184 87V88H183ZM193 87V88H192ZM199 87H201V88H199ZM211 89H210V88ZM218 87H219V89H221V90H219L218 89ZM239 87V88H238ZM244 87V88H243ZM10 88V87H9ZM20 88H22L21 86L19 87V89ZM47 88V87H46ZM65 88V89H64ZM93 88V89H92ZM99 88V89H98ZM136 88V89H135ZM143 88V89H142ZM172 88H174V89H172ZM183 88V89H182ZM187 88H188V91H187ZM189 88H190V90H189ZM242 88V89H241ZM250 88V89H249ZM18 89V90H19ZM24 89L22 88L20 91H21V94H23V93H25L24 92ZM68 89V90H67ZM70 89H72V90H70ZM121 89V88H120ZM139 89V90H138ZM148 89V90H147ZM149 89H151V91L149 90ZM191 89H192V91H191ZM199 89V90H198ZM201 89H203L204 91L203 92H208L207 94H206V96L208 95L209 97H204L203 96V94H201L202 93V90ZM230 89H232V91L230 90ZM252 89V90H251ZM256 89V90H255ZM258 89V90H257ZM36 90L34 91V92H36ZM44 90H45V88H44ZM130 90H132V89H130ZM148 91V93H147V91ZM197 90V91H196ZM201 90V92L198 94V92ZM223 90H224V92H223ZM225 90L227 91V93L225 92ZM234 90H236V91H234ZM242 90V91H241ZM244 90V91H243ZM246 90V91H245ZM247 90H249V91H247ZM70 91V92H69ZM153 91V92H152ZM157 91V92H156ZM161 92V93H159V92ZM172 91H175V92H177V93H175V92H172ZM180 91H182V92H180ZM187 91V92H186ZM191 91V92H190ZM222 91V92H221ZM255 91V92H254ZM0 92L1 93H3V94H1L0 93V96H1V98H0V107H1V105H2V114H6L7 115V113H9L10 114V116L12 115V116H14V118H13V121L11 122V121H9L10 119H12V118H10V116H9V118H7L6 116H3L2 118H1V115L2 114H0V120H5V117H6V120L7 121H5L4 122V124H3V126H5V124L9 121V122H11V124L10 125H12V123H15V121H16V123H15V125H17V126H20L22 123V125L21 126H23L24 125V127L26 128V123H24L25 122V120L26 121H28L29 122V124L28 125H31V126H27V129H25V130H21L22 129V127H21V129L20 128H17L16 126V128H17V130L20 132H25V133H27L26 131H28L29 133H30V131L31 132H33V133H30V134H34L35 133V131L36 130H33L32 128H28V127H33L34 125L32 124V122L34 123V122H39V121H41L42 119L41 118H43V119H51V117L52 116H50L51 115V113L52 112H47L48 114H46V112H45V110L42 108L41 109V112L39 111L40 109H39V106H37V104H35L36 102H34V100H33V102L31 101L33 98H31L32 96H29L28 94H27V96L29 97V98H31V100H29V99H27L28 97L26 96V94H23V96L21 95V94H19V96L20 97H18L17 95L14 97V96H7V94L5 93V92H2L1 90H0ZM31 92V93H30ZM61 92V93H62ZM71 92H72V94H71ZM74 92H75V94H76V96H74L73 94H74ZM78 92V93H77ZM94 92V91H93ZM97 92H94V93H97ZM144 92H145V94H144ZM154 92L155 93H157V94H154ZM163 92V93H162ZM184 92V93H183ZM189 92H190V94H193V95H188L189 94ZM235 92V93H234ZM237 92L240 94L241 92L243 93V97H245V101L246 102H248V103H246V102H244V103H246V104H250L249 102H251V103H255V105H254V103L253 104H250V111L248 110L249 108H248V105H244L243 106V104L241 103V105H240V103H238V101L240 100V97L241 96H239V94H237ZM250 92V94H248ZM258 92H259V94L260 93H262V94H260V95H262V96H260L259 94H258ZM5 93V94H4ZM8 93V92H7ZM80 93V94H79ZM142 93V94H141ZM147 93V94H146ZM171 93H174V95L173 94H171ZM179 93V94H178ZM183 93V94H182ZM187 93V95L188 96H186V95H184V94H186ZM224 93V94H223ZM230 93H232L231 95H230ZM241 93V94H242ZM82 94V95H81ZM84 94V95H83ZM88 94V97L86 98V96L85 95H87ZM100 94H101V96H100ZM148 94H150V95H148ZM164 94H166V95H164ZM176 94V95H175ZM219 94H220V96H219ZM221 94H223L224 96H223V98H222V95ZM229 96H228V95ZM255 95V97L253 96V95ZM2 95H6L7 97H9L8 99H7V97L6 98H2L3 96ZM8 95H10V94H8ZM25 95V96H24ZM155 97H154V96ZM159 95V96H158ZM168 95V96H167ZM194 95H197L198 96V98L196 97V99L195 98H193L194 97ZM205 95V94H204ZM22 96V97H21ZM67 96H69V99H71L73 102H75L74 100H77L78 99V101L77 102H75V104L71 101V103H69V99H68V97ZM71 96H74V97H71ZM82 96L84 97L85 96V98L84 99H87V102L85 103V102H82V103H79L78 104V102L81 100V101H84V100H82L83 98H82ZM145 96V97H144ZM161 96V97H160ZM163 96V97H162ZM174 96V97H173ZM175 96H176V98L178 99V101L180 102V101H182V102H180V103H178L177 102V99L175 98ZM181 96H186L185 98L184 97H181ZM190 96V97H189ZM193 96V97H192ZM204 98H203V97ZM218 96V100L216 99V97ZM231 96V97H230ZM237 96H239V100L237 99L238 97ZM247 96H249V97H247ZM259 98H257V97ZM16 97H18V99H20V98H25L24 100H28V101H26L27 103L29 102L30 103V101H31V104H33V105H31V104H29L28 103V106H27V104H26V102H24V100L22 99L21 101L20 100H18V104H17V100H16ZM105 97V98H104ZM142 97V98H141ZM168 97H171V99H172V101H174V102H172V101H170V102H168V100H171L170 98L167 100V98ZM179 97L181 98V99H179ZM187 97H189V100L191 99V98H193V99H191L190 101L191 102H189L188 101V103H187V101H186V99H187ZM252 97V98H251ZM258 99L259 101H260V99L262 100V101H260V103L262 104V105H260V104H258L259 103V101L257 102L256 100H253V102H252V100L251 99ZM50 98H53V97H50ZM49 98V99H50ZM62 98V97H61ZM60 98V99H61ZM73 98V99H72ZM82 98V99H81ZM95 98L97 99V100H95ZM113 98H116V97H112V100H113ZM147 100H146V99ZM154 98V99H153ZM165 98V99H164ZM175 98V99H174ZM208 98V99H207ZM228 98L229 99H231L232 98V100H228ZM246 98H247V100L250 98V100H246ZM9 99H12V102H10L11 100H9ZM15 99V100H14ZM49 99H47L48 101H50ZM55 99V100H54ZM89 99V100H88ZM145 101H144V100ZM155 101L154 103H155V105H154V103L151 101ZM162 99V100H161ZM201 99L202 100H208V102L205 100V101H202L201 102ZM225 99V100H224ZM236 99V100H235ZM13 100H14V102H13ZM52 100V99H51ZM57 100V98H53V101H54V103H55V101ZM66 100H69L68 102H65ZM97 102H95V101ZM111 100V99H110ZM161 103V104H163V105H158V104H160V103H157L158 101ZM161 100V101H160ZM193 100L195 101V102H193ZM212 100H213V103L214 104H212ZM220 100H223V102L222 103H224V104H222L221 103V101ZM234 100V101H233ZM47 101V102H48ZM53 101H51V105H54V103H53ZM80 101V102H81ZM147 101H150V102H147ZM157 101V102H156ZM163 101V102H162ZM196 101H198L199 102V104H198V102H196ZM210 101V102H209ZM218 101H220V102H218ZM226 101H231V103L229 102L228 103V105L229 104H231V105H233V104H235V105H233L232 106V108L230 107V105H229V107H227L228 105L226 104L227 102ZM234 103H233V102ZM3 102H4V104H3ZM15 102H16V104H15ZM24 102V103H23ZM89 102V103H90ZM165 102V103H164ZM205 102V103H204ZM207 102V103H206ZM240 102V101H239ZM263 102V103H262ZM14 103V104H13ZM20 103V104H19ZM21 103H23V105L21 104ZM49 103V105L48 104H46V111H47V109L48 108H50L51 109V107H52V109H53V106H51L50 107V102H48ZM69 103V104H68ZM77 103V104H76ZM145 103V104H144ZM148 103V104H147ZM150 103V104H149ZM156 103H157V106H156ZM177 103V104H176ZM181 103L183 104V105H181ZM190 103H191V105H190ZM194 103H195V105H194ZM197 103V104H196ZM201 103H203L204 104V106H203V104H201ZM220 103V104H219ZM237 103V104H236ZM256 103H257V105H256ZM101 104V103H100ZM154 106H153V105ZM172 104V105H171ZM174 104V105H173ZM238 104H239V106H238ZM14 105V106H13ZM22 105V106H21ZM31 105V106H30ZM34 105H36V109H34V108H32V106H34ZM49 107H48V106ZM70 105V106H69ZM151 105V106H150ZM167 105V107H165ZM186 105V106H185ZM198 105V106H197ZM207 105V106H206ZM209 105H211V107L209 106ZM217 106V108H216V106ZM221 105V106H220ZM16 106V107H15ZM143 108H142V107ZM168 106H169V108H168ZM176 106V107H175ZM181 108H180V107ZM188 106V107H187ZM193 106V107H192ZM197 106V107H196ZM206 106V107H205ZM209 106V107H208ZM213 106H215V107H213ZM235 106V108H234V111H233V107ZM241 106H243V107H241ZM247 106V107H246ZM5 109H4V108ZM38 107V108H37ZM48 107V108H47ZM93 108L94 110L96 109V108ZM139 107V108H138ZM150 107H152V108H150ZM170 107H171V110H170ZM183 107V108H182ZM196 107V108H195ZM201 107V109H198V110H200V112H201V114H200V112L199 111H197L196 109L197 108H200ZM204 107V108H203ZM222 107H223V109H222ZM237 107V108H236ZM252 107H254L253 109H252ZM258 107V108H257ZM0 108V109H1ZM28 108V109H27ZM146 108V109H145ZM158 108V109H157ZM160 108V109H159ZM166 108H167V110H166ZM185 108V109H184ZM190 108V109H189ZM209 108V109H208ZM215 110H213V109ZM227 108H230V109H227ZM244 108V109H243ZM261 108V109H260ZM22 109V110H21ZM26 109V110H25ZM31 109V110H30ZM143 109V110H142ZM153 109H154V111H153ZM178 109H183V110H178ZM203 109H205L207 112V114L205 113V114H203L204 113V110ZM237 109V110H236ZM242 109H243V111H242ZM254 109H255V111H254ZM3 110H5V111H3ZM7 110V111H6ZM35 110V111H34ZM67 110V113L68 114H74V112H78V110H76L75 108H73L72 110L74 111H72L73 113H71V111H68ZM144 110H146L147 111V116H146V111H144ZM150 110V111H149ZM157 110H158V112H157ZM163 110V111H162ZM232 110V111H231ZM258 110V111H257ZM263 110V111H262ZM24 111V112H23ZM37 111V112H36ZM49 111H51V110H49ZM171 111V112H170ZM174 111V112H173ZM179 111H180V113H179ZM184 111V112H183ZM187 111V112H186ZM191 111H194V112H196V114L194 113V112H191ZM203 111V112H202ZM242 111V112H241ZM247 111H249V114H248V112ZM256 111H257V113H256ZM1 112V111H0ZM4 112V113H3ZM26 112V113H25ZM43 112V113H42ZM161 112V113H160ZM170 112V113H169ZM189 112V113H188ZM214 113V114H212V113ZM245 112V113H244ZM246 112H247V114H246ZM45 113V114H44ZM74 114V115H70V116H74L73 118H75L76 117V115L78 114ZM158 115H157V114ZM164 113V115H162ZM169 113V114H168ZM171 113L173 114V115H171ZM182 113H184L183 115H182ZM185 113H187V114H185ZM190 113H192L194 116L192 117V115H190ZM208 113L210 114V115H208ZM237 113V114H236ZM251 113H254V114H251ZM8 114V115H9ZM15 114V115H14ZM18 114V118L17 117H15L16 115ZM161 114V115H160ZM197 114H199L198 115V118H197ZM217 114V115H216ZM220 114L223 116H221L220 117ZM234 114H235V116H234ZM42 115V116H41ZM50 117H49V116ZM142 115V116H141ZM153 115H154V117H153ZM156 115V116H155ZM171 115V116H170ZM185 115H186V117H185ZM204 115H206V116H204ZM215 115V116H214ZM219 115V116H218ZM225 115H230V116H225ZM240 115V116H239ZM249 115V116H248ZM251 115V116H250ZM20 116H21V118H20ZM36 116V117H35ZM38 116L40 117V119L39 120H37L36 121V119L38 118ZM46 116V117H45ZM66 117L65 119H67V118H70V120L72 119V117ZM128 116V113H127V115H126V118H128L127 117ZM164 116V117H163ZM191 116V117H190ZM203 116V117H202ZM208 116H210V117H208ZM211 116L212 117H216V118H218V119H224V120H232V122H235V124H237L238 126V128H240L241 126H243V127H245V129H246V131L248 132H246L245 134H247V135H249L248 137H254L256 140H259V141H256V142H253V140L255 141V139H251V143H250V138H248L247 137V135L245 136L244 134L242 135V136H245V138L246 139H249V141L247 140L246 141V139H245V143H244V139H242V138H244V137H242L241 136V139H242V143H241V139H239L238 137H235L236 135H234L233 137L231 136V132H236V133H238V129H235V131H227V132H223V134L224 135H221L220 134V130L218 131L219 133H214L215 132V130H217V128L215 127V125L214 124H212V123H210V119L209 118H211ZM248 116V117H247ZM258 116V117H257ZM259 116H260V118H259ZM49 117V118H48ZM77 117H79V115H77ZM94 117V118H93ZM101 117V116H100ZM100 117H95V116H90V117H88V119H90L89 121H87V118L85 119L86 120V122L88 123V126L87 127H90V125L92 124L93 126H94V123L96 122V120L99 122V119L98 118H100ZM138 117L140 118V119H142L141 121H140V119H138ZM143 117V118H142ZM150 117V118H149ZM173 117V118H172ZM183 117H185L186 118V120H185V118H183ZM191 118V119H189V118ZM234 117H236V118H234ZM238 117H241V118H238ZM248 118V119H245V118ZM27 118V119H26ZM36 118V119H35ZM60 118H61V121H60ZM95 119V122H94V120L93 119ZM132 118V119H131ZM134 118V119H133ZM146 118V119H145ZM148 118V119H147ZM154 118V119H153ZM157 118V119H156ZM159 118V119H158ZM162 118H163V121H162ZM196 120H195V119ZM201 118H203V119H201ZM205 118H208L210 121L208 122V119H206L205 120ZM226 118V119H225ZM229 118V119H228ZM233 118V119H232ZM250 118V119H249ZM261 118H263V119H261ZM16 119V120H15ZM25 119V120H24ZM57 119H58V117H57ZM64 119V122H62L63 121V118L62 117H59V120H58V122H56V127L57 128H59L60 129V127H61V129H64V130H62V131H64V132H62L61 131V129H60V131H59V129H58V131H59V133H65L66 134V132H67V135H68V133H70V134H72V135H74L73 133H75V131H76V134L74 135V137L71 135V137H72V139H73V141L74 142H78V143H76L78 146H80L81 147V149H82V151L84 152V155H83V157H82V159H81V162H79V165H77V166H75V165H73L74 163H77V162H72L73 164V169L74 170H72L71 168L69 169V172H70V170H72L71 172H70V174L67 172V170L68 169H66L65 170V167L67 168V165H65V163H67V162H65V163H63L64 164V166H63V168H59L58 166L59 165H61L62 164V162L64 161V160H62V162L60 163V164H57V163H54V162H52V164H54V167L53 166H51V165H49L50 163L49 162H47L45 159H40V158H43V157H41L39 154H36V153H34V155H37L36 157H33V158H31L30 157V159L29 158H27V156H22L23 155V153L21 154V152H23V150L21 149V148H18V147H16V149L15 148H13V147H11V150H8V149H10V147L9 146H5L4 147V149H6V151L4 150L3 152H0V164L2 165V167H1V165H0V264H242V263H244V264H264L263 262H264V255H262L263 253H264V206L262 205H260L259 207H261V208H257L258 206H255V205H250L252 202H250V201H253L252 199H255V197H256V199H257V197H259L258 199H260L261 197L263 198L264 197V183L262 184H260V186L263 188H259L260 186H258L257 187V191H260L259 193H260V195H259V193H258V195L257 194H255L256 192L254 191V193L253 194H255V195H257V196H255V195H252V196H255L254 198L251 196V195H249V193L247 192V191H244L245 193V197H247V198H249V202H250V204L248 205V204H246L245 203V201L243 202V204H241V202L239 203H236V201L234 202V201H231L230 199H231V197H227L226 196V199H223V198H225V197H223L222 199L221 198H218V197H214V196H212L211 197V195H208V193H204V191H206L204 188H206L205 186H202V184L201 183H199V184H201L200 186H202V187H204V188H202V192L203 193H197V192H195V190H193V186L195 185V187H196V183H198V182H200V181H198L197 179H196V181H198V182H196V183H193V181L195 180V178H190L192 181V183L191 182H188L189 180L188 179H186V180H184V182L186 183V184H189L190 185V183H191V185H190V188L187 186V187H185L186 186V184L185 183H183L180 179H179V177H177L179 180H178V182L176 181V179L174 178V176L177 174L178 175V173L175 171V170H173V171H175V172H172V170L171 169H173V168H167V167H169V166H164L163 164H161V165H163V167L161 166V165H159L160 164V162H159V164H157V163H155V161H150L147 157H145L143 154H142V157H141V153H139V155L137 154V151L135 152V150H133V148H130L129 147V149H130V151H129V149H127L128 151H124L125 149H126V147H123L124 149H122V146H120V147H118V148H116V147H113V146H111V144H110V142L108 141V139H107V135L108 134H110V133H108L107 131H106V133H108L107 135H106V133L104 134L103 132H105V131H102V134L100 133V134H98V135H93V136H95L96 138H93V137H90L89 139L87 138H84V139H86V141L83 139V138H81V134L82 133H84V136H85V134L86 133H88V132H86V130H85V132L81 129V127L80 126H76L75 124H73L72 123V121H69L68 119L67 120H65ZM101 119H103V117H101L100 118V121H101ZM131 119V120H130ZM161 119V120H160ZM178 119V120H177ZM194 120V122H191V121H189V120ZM197 119H198V121H197ZM201 119V120H200ZM244 119V120H243ZM252 119V120H251ZM3 120V121H4ZM35 120V121H34ZM72 120H74V119H72ZM92 120V121H91ZM123 120V118H122V122L124 121ZM153 120V122H151ZM157 120V121H156ZM168 120V121H167ZM172 120H174V121H172ZM230 120V121H231ZM249 120V121H248ZM60 121V122H59ZM65 121H67L66 123H65ZM90 121H91V124H89L90 123ZM132 121V122H131ZM158 121H160V122H158ZM181 121V122H180ZM188 121H189V123H188ZM196 121H197V123L198 124H196ZM206 121V122H205ZM20 122V123H19ZM31 122V123H30ZM69 122V123H68ZM93 122V123H92ZM140 122V123H139ZM143 122V123H142ZM145 122V123H144ZM170 125V127H169V125L167 124V123ZM204 122V123H203ZM244 122H246V123H244ZM57 123L59 124V125H61L62 123V125L61 126H57ZM68 123V124H67ZM86 123V124H87ZM134 123H135V126H134ZM148 123V124H147ZM159 123V124H158ZM164 123H165V125H164ZM177 123V124H176ZM190 123H192V124H190ZM196 124V125H194V124ZM199 123H200V125H199ZM206 123V124H205ZM208 123H209V125H208ZM241 123V124H240ZM251 123V124H250ZM261 123V124H260ZM0 124L2 125V121H0ZM20 124V125H19ZM35 124V123H34ZM137 124V125H136ZM146 126H145V125ZM175 124V125H174ZM181 124V125H180ZM183 124V125H182ZM204 124H205V130H204V128L201 126V125H203L204 126ZM213 126H212V125ZM239 124H240V126H239ZM247 124V125H246ZM249 124V125H248ZM258 124V125H257ZM1 125H0V127H1ZM7 125H8V123H7ZM33 125V126H32ZM71 125H74V126H71ZM139 125V126H138ZM142 125V126H141ZM152 125V126H151ZM207 125V126H206ZM246 125V126H245ZM63 126V127H62ZM69 126V127H68ZM70 126H71V128L72 127H74V128H70ZM76 126V127H75ZM98 126L100 127V125L98 124ZM145 126V127H144ZM166 126V127H165ZM179 126V127H178ZM193 126V127H192ZM199 126H200V128H199ZM210 126H211V128H210ZM251 126V127H250ZM261 126V127H260ZM6 127V126H5ZM77 127H80L79 128V130H78V128ZM92 127V126H91ZM135 129H134V128ZM154 129H152V128ZM161 127V128H160ZM173 127V128H172ZM183 127V128H182ZM190 127H192V128H190ZM194 127H196V128H194ZM211 129V131H210V129ZM215 127V128H214ZM242 127V128H243ZM252 130H250L249 128ZM4 128V127H3ZM3 128L1 127V130L3 131ZM92 128H95V127H92ZM110 130H111V128L110 127H108ZM137 128V129H136ZM170 128H172V129H170ZM176 128H178V129H176ZM206 128H208V129H206ZM214 128V129H213ZM259 128V129H258ZM4 129H6V128H4ZM32 129V130H31ZM76 129V130H75ZM85 129V128H84ZM133 129V130H132ZM148 129V130H147ZM157 129V130H156ZM161 129V130H160ZM180 129V130H179ZM195 129V130H194ZM198 129H200L199 131H198ZM213 129V130H212ZM254 129V130H253ZM7 130V129H6ZM57 130V129H56ZM69 130H71V131H69ZM75 130V131H74ZM78 130V131H77ZM80 130H82V132L81 133H78V132H80ZM142 131L141 133H140V131ZM145 130V131H144ZM147 130V131H146ZM186 130V131H185ZM202 130V131H201ZM259 130V131H258ZM2 131H0V133L2 132ZM5 131V130H4ZM39 131V130H38ZM115 132H117L116 130H114ZM114 131H111V133H113ZM155 131V132H154ZM160 131V132H159ZM182 131H183V133H182ZM188 131V132H187ZM191 131H192V133H191ZM214 131V132H213ZM250 131V132H249ZM257 131H258V133H257ZM6 132H8V131H6ZM6 132H3L2 134H0V136H3L4 138L5 137H9L8 139H12V141H17V138H19L17 135H15V136H13L12 135V137H14V138H12V137H10V136H8L9 134H7ZM21 132H20V134H21ZM72 132V133H71ZM110 132V131H109ZM143 132H145V134H146V136H145V134L143 133ZM164 132H166V133H163ZM203 132V133H202ZM205 132V133H204ZM217 132V131H216ZM253 132H255V133H253ZM5 133H6V135H5ZM37 133V132H36ZM140 133V134H139ZM154 133V134H153ZM158 133V134H157ZM160 133H162V134H160ZM210 133V134H209ZM214 133V134H213ZM221 133H222V131H221ZM230 135H229V134ZM252 133H253V135H252ZM69 134V135H70ZM79 134V135H78ZM136 134H139V135H136ZM148 134H150L149 136H148ZM169 134V136H166V135H168ZM186 134V135H185ZM197 134V135H196ZM203 134V135H202ZM220 134V136H218ZM229 135V137H228V139H230V141H228V139H227V136L226 135ZM238 134H240V133H238ZM255 134V135H254ZM22 135V134H21ZM78 135V136H77ZM102 135V136H101ZM136 137H135V136ZM142 135V136H141ZM205 135V136H204ZM232 135H233V133H232ZM259 135V136H258ZM17 136V137H16ZM83 136V134H82V137H84ZM98 136H100V137H98ZM106 137V139H107V141H105L106 139H105V137ZM109 136V135H108ZM117 136V135H116ZM114 137L115 139H117L118 137ZM139 136V137H138ZM145 138H144V137ZM160 136V137H159ZM223 136H225V137H223ZM230 136H231V138H230ZM238 136V135H237ZM86 137H88V135L86 136ZM103 137V138H102ZM146 137H149V138H146ZM154 137V138H155ZM175 137V138H174ZM183 137V138H182ZM203 137H205V139L203 138ZM214 137V138H213ZM220 137V138H219ZM259 137V138H258ZM16 138V139H15ZM20 138H21V136H20ZM19 138V139H20ZM212 138H213V140H212ZM262 138V139H261ZM76 139V140H75ZM78 139V140H77ZM83 139V140H82ZM94 139V140H93ZM105 139V140H104ZM150 139V140H151ZM209 139V140H208ZM149 140V141H150ZM191 140V141H190ZM201 140V141H200ZM220 141V142H218V141ZM223 140V141H222ZM226 140H227V142H226ZM232 140V141H231ZM80 141V142H79ZM84 141V142H83ZM88 141V142H87ZM92 141H94V142H92ZM99 141H101V142H99ZM152 141H150L151 143H152ZM215 141H217V142H215ZM222 141V142H221ZM237 141H240V143L241 144H244V145H241V144H239V142H237ZM109 142V144H110V146H109V144H107ZM184 142V143H183ZM186 142V143H185ZM200 142V143H199ZM214 142V143H213ZM223 142H225V143H223ZM229 142V143H228ZM82 143V144H81ZM84 143V144H83ZM93 143V144H92ZM144 143V144H145ZM193 143V144H192ZM235 143V144H234ZM248 143V144H247ZM255 143V144H254ZM260 143V144H259ZM89 144H91V145H89ZM97 144V145H96ZM165 144H168V142L167 143H165ZM164 144V145H165ZM184 144V145H183ZM212 144V145H211ZM216 144V145H215ZM222 144V145H221ZM263 144V145H262ZM12 145H14V144H12ZM88 145V146H87ZM99 145H100V147H99ZM105 145V146H104ZM106 145H107V147H108V149H107V147H106ZM169 145V144H168ZM167 145V146H168ZM178 145V147L179 148H181L180 146ZM191 145V146H190ZM202 145H203V147H202ZM235 145V146H234ZM236 145H238V147L236 146ZM248 145H250V146H248ZM254 145V147L256 146V148L254 149V147L252 148V146ZM98 147V148H96V149H98V151L97 150H94L93 148L94 147ZM150 148H154V144H150L149 143V145H148ZM153 146V147H152ZM166 146V145H165ZM166 146V147H167ZM190 146V147H189ZM200 146V147H199ZM221 146H224V148L223 147H221ZM225 146H227V149L225 148ZM259 146V147H258ZM89 147H91V148H89ZM104 147V148H103ZM116 148V149H111V148ZM168 147H170V145L168 146ZM191 147H193V148H191ZM237 147V148H236ZM239 147H240V149H239ZM243 147V148H242ZM247 147H248V149H247ZM249 147H250V149H249ZM262 147H263V149H262ZM18 148V149H17ZM111 149V151H110V149ZM121 150H120V149ZM203 149V150H200V149ZM219 148V149H218ZM245 148V149H244ZM94 150V151H91V150ZM102 149V150H101ZM132 149V150H131ZM208 150V152H207V150ZM211 149V150H210ZM233 149V150H232ZM244 149V150H243ZM253 150L254 149V151H257L256 153L254 152V151H250V150ZM258 149H259V151H258ZM15 150V151H14ZM16 150H20L21 152H19V151H16ZM29 150L31 151V149L29 148ZM85 150V151H84ZM116 152H115V151ZM247 150H249V151H247ZM260 150H261V152H260ZM33 151V150H32ZM96 151V152H95ZM110 151V152H109ZM168 151V150H167ZM217 151V152H216ZM243 151V152H242ZM4 152H7V154L6 153H4ZM11 152V153H10ZM13 152V153H12ZM92 152V153H91ZM95 152V153H94ZM104 152V153H103ZM108 152V153H107ZM112 152V154L113 155H110V153ZM119 152H120V155H119ZM132 152V153H131ZM135 152V153H134ZM210 152V153H209ZM227 152V153H226ZM254 152V153H253ZM3 153V154H2ZM15 153H17L16 155H15ZM20 153V154H19ZM134 153V154H133ZM205 153V154H204ZM219 153V154H218ZM234 153V154H233ZM253 153V154H252ZM92 154H94V156H92ZM96 154V155H95ZM108 154V155H107ZM129 154V155H128ZM202 155V158H200V156ZM206 154H208V155H206ZM221 154L223 155V157L221 156ZM224 154H226L225 156H224ZM244 154V155H243ZM251 154V155H250ZM263 154V155H262ZM2 155H3V158H2ZM20 155H21V157H20ZM89 155H91V156H89ZM97 155H98V157H97ZM101 155V156H100ZM104 155H106V156H104ZM122 155V156H121ZM126 155H128V157H131L132 158V156H133V158L135 159V161H133V162H131L130 163V161H132L131 160V158H128ZM214 155H216L215 157H216V159H215V157H214ZM241 155V156H240ZM246 155V156H245ZM249 155H250V157H249ZM84 156H86V157H84ZM113 156V157H112ZM136 156V157H135ZM204 156H207V157H204ZM218 156V157H217ZM229 156V157H228ZM231 156V157H230ZM5 157V158H4ZM12 159H11V158ZM27 159H26V158ZM88 157V158H87ZM125 157V158H124ZM210 157V158H209ZM238 158V159H235V158ZM248 157V158H247ZM6 158H7V161H6ZM34 158L36 159V162H35V160H34ZM111 158H112V160H111ZM132 158V159H133ZM137 158V159H136ZM208 158H209V160H208ZM219 158V159H218ZM224 158H226L224 161H225V163H224V161H223V159ZM232 158H234L235 160H234V162H232L233 161V159ZM254 159V161L252 160V159ZM4 159V160H3ZM33 159V160H32ZM115 161H114V160ZM127 159V160H126ZM145 159H148V160H145ZM200 159V160H199ZM202 159V160H201ZM204 159V160H203ZM212 159V160H211ZM229 159H231V160H229ZM260 159V160H259ZM12 160V161H11ZM24 160V161H23ZM45 160V161H44ZM73 160V159H72ZM91 160V161H90ZM110 162H108V161ZM111 160V161H110ZM121 160V161H120ZM123 160V161H122ZM126 160V161H125ZM129 160V161H128ZM140 162H139V161ZM143 160H144V162H143ZM206 160V161H205ZM239 160V161H238ZM32 161V163H30ZM37 161H39V162H37ZM94 161V162H93ZM97 161V162H96ZM104 161V162H103ZM147 161V162H146ZM228 161V162H227ZM231 161V162H230ZM2 162V163H1ZM14 163V164H12V163ZM21 163V165L19 164V163ZM29 163L28 165H27V163ZM45 162V163H44ZM70 165H71V159H70ZM114 162V163H113ZM124 162V163H123ZM129 162V164H127ZM149 162V163H148ZM151 162V163H150ZM212 162V163H211ZM228 164H227V163ZM235 162H237L236 164H235ZM254 162H256L255 164H254ZM6 163V164H5ZM40 163V164H39ZM82 163V164H81ZM107 163V164H106ZM111 163H113L115 166H113V164H111ZM119 163V164H118ZM134 163V164H133ZM136 163H138V164H136ZM152 163H154V164H152ZM244 165H243V164ZM10 164H11V166H10ZM35 164H37V165H35ZM43 164V165H42ZM62 164V165H63ZM78 164V163H77ZM86 164V165H85ZM94 164V165H93ZM104 164V165H103ZM109 164V165H108ZM135 164H136V166H135ZM144 164V165H143ZM150 164V165H149ZM199 164H198V166H199ZM201 164H200V169L202 168L201 167ZM218 164V165H217ZM230 164V165H229ZM234 164H235V166H234ZM247 164V165H246ZM251 166H250V165ZM262 164V165H261ZM23 165V166H22ZM35 165V166H34ZM40 165V166H39ZM57 165V166H56ZM62 165H61V167H62ZM70 165H68V166H70ZM85 166V168H83L84 166ZM106 165V166H105ZM112 166V168H111V166ZM141 167H140V166ZM261 167H260V166ZM20 166V167H19ZM35 167V169H34V167ZM39 166V168H37ZM42 166V167H41ZM47 166V167H46ZM75 166V167H74ZM80 166H82V167H80ZM123 166V167H122ZM130 166V167H129ZM138 166V167H137ZM145 166H146V168H145ZM149 166V167H148ZM157 166H160V171H159V169H156L157 168ZM237 166V167H236ZM239 166V167H238ZM10 169H9V168ZM23 167V168H22ZM32 167V168H31ZM51 169H50V168ZM56 167V168H55ZM58 167V168H57ZM99 167V168H98ZM103 169H102V168ZM114 167V168H113ZM119 167V168H118ZM143 167H144V169H143ZM156 167V168H155ZM206 167V168H207ZM255 169H253V168ZM259 167V168H258ZM28 168V169H27ZM45 168H46V170H45ZM79 170H78V169ZM80 168H82V170L80 169ZM87 168V169H86ZM110 168V169H109ZM116 168V169H115ZM132 168H135V171H134V169H132ZM136 168H138L139 169V171H138V169H136ZM140 168H142V169H140ZM151 170H150V169ZM162 168H164V170L162 169ZM205 168V169H206ZM34 170V172H32L33 170ZM38 169H40V170H42V169H44V170H42V171H40V170H38ZM57 169H59V170H57ZM86 169V170H85ZM89 169V170H88ZM95 169H97V170H95ZM118 169H121V170H118ZM150 171H149V170ZM155 169L157 170V171H155ZM8 170V171H7ZM12 170V171H11ZM64 170L66 171L65 173H64ZM107 170V171H106ZM109 170V171H108ZM143 170V171H142ZM146 172H145V171ZM168 170V171H167ZM171 170V171H170ZM202 171H206V170H204V169H201ZM208 170V169H207ZM259 170V171H258ZM4 171V172H3ZM18 171V172H17ZM47 171V174H44L45 172ZM63 171V172H62ZM80 171H82L81 173H80ZM99 171H102V173L101 172H99ZM113 171V172H112ZM149 171V172H148ZM156 173H155V172ZM256 171H258V172H256ZM2 172V173H1ZM12 172V173H11ZM22 172H24V173H22ZM27 172H28V174H27ZM40 172V173H39ZM42 172V173H41ZM58 172V173H57ZM59 172H62L61 174L59 173ZM72 172H73V178L74 179H72V176H71V181H73V183L72 182H70L69 181V179H66V178H69L70 176L69 175H72ZM74 172H75V174H74ZM84 172V173H83ZM90 172V173H89ZM97 172V173H96ZM105 172V173H104ZM107 172V173H106ZM112 172V173H111ZM138 172V173H137ZM143 174H141V173ZM152 172V173H151ZM154 172V173H153ZM160 172H162V173H160ZM255 172V173H254ZM6 173V174H5ZM22 173V174H21ZM57 175H56V174ZM67 173V174H66ZM92 173V174H91ZM124 173V174H123ZM148 173V174H147ZM172 173H176L175 175H171ZM247 173V172H246ZM263 173V174H262ZM14 174V175H13ZM18 174V175H17ZM21 174V175H20ZM34 174V175H33ZM81 174V175H80ZM86 174H88L87 176H86ZM98 174V175H97ZM106 174V175H105ZM112 174V175H111ZM115 176H114V175ZM136 174H137V176H136ZM140 174V175H139ZM145 174V175H144ZM168 174V175H167ZM28 175V176H27ZM33 175V176H32ZM38 175H41V176H37ZM47 175V176H46ZM65 175V177L64 178H62L63 176ZM78 175V176H77ZM85 175V176H84ZM91 175V176H90ZM94 175V176H93ZM102 175V176H101ZM109 175H111V176H109ZM121 175V176H120ZM148 175H149V178H148ZM157 175V176H156ZM170 175V176H169ZM176 175V176H177ZM6 176H8V177H6ZM14 176H16V177H14ZM20 176V178H18ZM26 178H25V177ZM30 176V177H29ZM50 176V177H49ZM69 176V177H68ZM77 176V177H76ZM79 176H81V177H79ZM109 176V177H108ZM114 176V177H113ZM117 176V177H116ZM126 178H125V177ZM129 176V177H128ZM142 176V177H141ZM145 176H147V177H144ZM154 176V177H153ZM165 176V177H164ZM179 176V175H178ZM36 179H35V178ZM50 179H49V178ZM94 177V178H93ZM102 177V178H101ZM103 177H105V179L103 178ZM151 177V178H150ZM168 177V178H167ZM33 178H34V180H33ZM37 178H39V179H37ZM45 178V179H44ZM48 178V179H47ZM80 178H82V179H80ZM87 178V179H86ZM93 179V180H90V179ZM99 178H100V180H99ZM122 179V180H120V179ZM138 178H144V179H142V182H141V179H139L138 180ZM147 178V179H146ZM158 178H159V180H158ZM162 178V179H161ZM163 178H164V180H163ZM196 178H198V177H196ZM18 179V180H17ZM22 179V180H21ZM32 179V180H31ZM52 179V180H51ZM64 179H66L67 180V182L69 181V183L70 184H74V186L72 185V188H71V185H69ZM76 179H77V181H76ZM80 181H79V180ZM98 179V180H97ZM102 179V180H101ZM104 179V180H103ZM114 179H116V180H114ZM146 179V180H145ZM148 179H150V181H148ZM161 179V180H160ZM175 179V180H174ZM199 179V178H198ZM201 179H203L202 178V175H201V177H200V179L199 180H201ZM28 180V181H27ZM29 180H30V182H29ZM38 180H41V181H38ZM75 180V181H74ZM81 180H82V182H84V183H82L81 182ZM84 180V181H83ZM86 180V181H85ZM118 180V181H117ZM125 180H127L126 182H125ZM145 180V181H144ZM157 180V183L155 182ZM23 181V182H22ZM26 181V182H25ZM44 183H46V181H48V183H46V184H44ZM55 181V182H54ZM93 181V182H92ZM100 181V182H99ZM102 181H104V182H102ZM109 181H113V183H111V182H109ZM122 181H124V182H122ZM129 181V182H128ZM134 181V182H133ZM137 181V182H136ZM147 181V182H146ZM151 181H153V182H151ZM203 180H201V182H202ZM15 182H16V184H15ZM18 182V183H17ZM29 182V183H28ZM39 182V183H38ZM52 182V183H51ZM79 182L81 183V184H79ZM95 182H97V183H95ZM109 182V183H108ZM120 182H121V184H120ZM128 182V183H127ZM145 182V183H144ZM151 184H149V183ZM161 182H162V184H161ZM164 182H166V183H164ZM170 182V183H169ZM174 182H176V183H174ZM180 182L182 183V185H180ZM195 182V181H194ZM22 185H21V184ZM33 183V184H32ZM35 183V184H34ZM41 183V184H40ZM43 183V184H42ZM66 183H67V185H66ZM87 183V186L85 185H82V184H86ZM94 183V184H93ZM104 183V185H106V183H107V186H104V185H101V184H103ZM130 183V184H129ZM134 185H133V184ZM148 183V184H147ZM161 184V185H158V184ZM171 183H173V184H175L174 186H173V184H171ZM50 184V185H49ZM57 184V185H56ZM96 184H97V187L95 188L94 186H96ZM109 184V185H108ZM111 184V185H110ZM168 186H166V185ZM183 184H184V187H182L183 186ZM194 184V185H193ZM199 184H197L198 186H199ZM12 185V186H11ZM13 185L15 186V187H13ZM44 185V186H43ZM47 185V186H46ZM52 185V186H51ZM68 185H69V188H68ZM80 185H81V188H80ZM138 187H137V186ZM144 185V186H143ZM146 185V186H145ZM148 185H149V187H148ZM172 185V186H171ZM193 185V186H192ZM259 185V184H258ZM33 186H34V188H36L35 190L33 189ZM39 187V189H38V187ZM48 186H49V188H48ZM93 186V187H92ZM109 186H112V188L111 187H109ZM120 186V187H119ZM123 186H124V189H123ZM131 186H132V188H131ZM152 186H153V188H152ZM177 186V187H176ZM192 186V187H191ZM199 186V187H200ZM18 187V188H17ZM28 187V188H27ZM42 187H45V188H42ZM82 187H86L85 189L87 190V192L84 190V188L82 189ZM102 188L101 190L103 191V193L104 194H102V191H100V188ZM108 187V188H107ZM114 187H116V188H114ZM128 187V188H127ZM137 187V188H136ZM155 187H157V188H155ZM172 187H173V190L174 191H172ZM14 188V189H13ZM21 188H22V190H21ZM25 188V189H24ZM65 188H66V190H68V193H69V195L70 196H68L69 198H70V201H68V203H69V205H67L65 202H66V200L60 195V193L62 192V190L64 189L65 190ZM80 188V189H79ZM91 188H93V189H96L95 191L93 190V189H91ZM148 188V189H147ZM155 188V189H154ZM159 188V189H158ZM164 188V189H163ZM169 188L171 189V190H169ZM219 188V187H218ZM17 189V190H16ZM49 189V190H48ZM52 189V190H51ZM62 189V190H61ZM89 189H90V191H92V192H89ZM105 189V190H104ZM111 191H110V190ZM152 189V190H151ZM177 190V192H178V194H177V192H176V190ZM190 189V190H189ZM204 189V190H203ZM220 189H223V190H221L220 192H222V193H224L225 192V194H228V193H230V192H228V190L224 187V188H221V186H220ZM259 189V190H258ZM25 190V191H24ZM27 190H28V192H27ZM37 190V191H36ZM58 190V191H57ZM63 190V191H64ZM77 192H75V191ZM79 190V191H78ZM84 190V191H83ZM108 190V191H107ZM116 191V192H114V194H113V191ZM123 190V191H122ZM128 190V191H127ZM150 190V191H149ZM156 190V191H155ZM160 190V191H159ZM164 190V191H163ZM181 190V191H180ZM219 190V189H218ZM225 190V191H224ZM244 190H246V189H244ZM256 190V189H255ZM17 193H16V192ZM48 191H50V193L48 192ZM130 191V192H129ZM142 191V192H141ZM182 191H186V192H182ZM191 191V192H190ZM228 193H227V192ZM13 192H14V194H13ZM21 192H24V193H21ZM40 192V193H39ZM53 192V193H52ZM86 192V193H85ZM135 192V193H134ZM146 192V193H145ZM149 194H148V193ZM165 194H164V193ZM247 192V193H246ZM32 195V197H31V195ZM36 193V194H35ZM37 193L39 194L38 196H37ZM45 193V194H44ZM57 193V194H56ZM73 193V194H72ZM75 193V194H74ZM89 193H91V194H89ZM99 193H101L100 195H99ZM128 193H130L129 195H128ZM134 193V194H133ZM156 193V194H155ZM171 193H172V195H171ZM35 194V195H34ZM49 196H47V195ZM94 194V195H93ZM118 194V195H117ZM121 195V198L124 196V198L125 199H129V198H131V196H134V198H135V201H136V203L133 205V208L131 207V208H125V206L123 205V203H122V201L120 200V199H118V200H116L115 199V197L116 196H119L120 197V195ZM123 194H125V195H123ZM142 194V195H141ZM145 196H144V195ZM152 196H151V195ZM155 194V195H154ZM159 194V195H158ZM164 194V195H163ZM191 194V195H190ZM18 195V196H17ZM30 195V196H29ZM44 195H46V196H44ZM52 195H53V197L56 195V197H54V199L52 198ZM75 195V196H74ZM82 195V196H81ZM83 195H85L84 197H83ZM104 195V196H103ZM112 195H114V196H112ZM162 195V196H161ZM167 195V196H166ZM189 195V196H188ZM195 195V196H194ZM200 195V196H199ZM201 195L203 196V197H201ZM248 195V196H247ZM23 196H25V197H23ZM28 196V197H27ZM62 198H61V197ZM88 196H90V197H88ZM92 196V197H91ZM95 196L97 197V198H95ZM109 196V197H108ZM129 196V197H128ZM159 196H161V197H159ZM169 196V197H168ZM179 196V197H178ZM187 196V197H186ZM191 196V197H190ZM194 196V197H193ZM210 196V197H209ZM250 196L252 197V198H250ZM261 196V197H260ZM27 197V198H26ZM39 197L40 198H42V199H39ZM43 197H45V199H43ZM76 197V198H75ZM86 197H88V198H86ZM111 197V198H110ZM118 197V198H119ZM140 197V198H139ZM157 197V198H156ZM164 197V198H163ZM181 197V198H180ZM186 199H185V198ZM22 198V199H21ZM26 198V199H25ZM56 198H60V199H56ZM91 198H93L92 200H91ZM100 198V199H99ZM103 200H102V199ZM107 198V199H106ZM112 198H113V201H112ZM117 198V197H116ZM123 198V199H124ZM164 199V202H163V200L162 199ZM197 198H198V201H196L197 200ZM204 198V199H203ZM21 199V200H20ZM24 199V200H23ZM39 199V203H38V200ZM47 199H48V201H47ZM52 199L54 200V201H52ZM61 199H64V200H61ZM76 199V200H75ZM89 199V200H88ZM109 199H111V200H109ZM139 199V200H138ZM144 201H143V200ZM183 199V200H182ZM192 199V200H191ZM196 199V200H195ZM200 199V200H199ZM218 199H220V200H218ZM228 199L230 200V201H228ZM27 200H28V202H27ZM31 200V201H30ZM41 200V201H40ZM47 201V203H46V205H45V202ZM59 200V201H58ZM61 200V201H60ZM87 200H88V202H87ZM96 200V201H95ZM102 200V201H101ZM114 200H116V201H114ZM120 200V201H119ZM142 200V201H141ZM166 200V201H165ZM194 200V201H193ZM221 200H223V202L221 201ZM226 200V201H225ZM234 200V199H233ZM246 200H248V199H246ZM26 201V202H25ZM81 201V202H80ZM94 201H95V203H96V207H95V209H94V206H95V203H94ZM154 201V202H153ZM168 201V202H167ZM171 201V202H170ZM174 201V202H173ZM188 201V202H187ZM219 201V202H218ZM237 201H239V200H237ZM260 201V200H259ZM11 202V203H10ZM31 202V203H30ZM44 202V203H43ZM99 202V203H98ZM100 202H101V204H100ZM109 202V203H108ZM112 202H115V204H110V203H112ZM118 202V203H117ZM120 202V203H119ZM166 202V203H165ZM170 202V203H169ZM183 202V203H182ZM191 202H194L193 204L191 203ZM197 202H199V203H197ZM202 202H203V204H202ZM210 202V203H209ZM232 202V203H231ZM248 202V203H249ZM14 203V204H13ZM25 203H27L28 205H29V207H28V205L27 204H25ZM53 203H55V204H53ZM65 205H64V204ZM84 203V205H85V203H86V205L84 206L85 208L83 209V204ZM88 203V204H87ZM91 203H92V207L87 211V207H90L91 206ZM108 204V205H110V206H108V205H106V204ZM122 203V204H121ZM151 203V204H150ZM162 203H165L166 205H167V207H166V205L165 204H162ZM172 203H174V204H172ZM177 203H179V204H177ZM187 203V204H186ZM197 203V204H196ZM201 203V204H200ZM218 203V204H217ZM222 203V204H221ZM234 203V204H233ZM260 203H262V202H260ZM34 204V205H33ZM49 204H51L50 206H49ZM89 204H90V206H89ZM104 204V205H103ZM137 204V205H136ZM158 204V205H157ZM162 204V205H161ZM190 204H191V206H190ZM245 204V205H244ZM21 205V206H20ZM23 205V206H22ZM25 205V206H24ZM60 205V206H59ZM63 205H64V207H63ZM66 205L68 206V207H70V209L68 208V207H66ZM77 205V206H76ZM88 205V206H87ZM120 205V206H119ZM123 207H122V206ZM144 205V206H143ZM149 205V206H148ZM154 205H156V206H154ZM169 205H171V206H169ZM174 205H175V207H176V209H175V207H174ZM198 205V207H196ZM200 205V206H199ZM208 205V206H207ZM212 205V206H211ZM215 205V206H214ZM226 205V206H228V207H230L231 209H229L228 207H224V206ZM243 205V206H242ZM33 206H34V208H33ZM38 207V209H36L37 207ZM41 206V207H40ZM43 206V207H42ZM47 206V207H46ZM74 206V207H73ZM102 206V207H101ZM118 206V207H117ZM148 206V207H147ZM158 206V207H157ZM161 206V207H160ZM234 206V207H233ZM245 206V207H244ZM248 206H250L249 208H248ZM254 206H255V208H254ZM46 207V208H45ZM50 207V208H49ZM73 207V208H72ZM104 207L108 210H106V209H104ZM119 207H122V208H119ZM134 207H136V208H134ZM139 207V208H138ZM173 207H174V209H173ZM181 207V208H180ZM187 207H190V208H187ZM191 207H192V209L193 210H191ZM202 207V208H201ZM237 207V208H236ZM18 208H20V209H18ZM56 208V209H55ZM58 208V209H57ZM65 208V212L63 211V209ZM66 208H68V209H66ZM99 208V209H98ZM100 208H102V209H100ZM114 208V209H113ZM139 210H138V209ZM142 208V209H141ZM144 208V209H143ZM156 208V209H155ZM207 208V209H206ZM222 208V209H221ZM240 208V209H239ZM18 209V210H17ZM27 209V210H26ZM30 211H29V210ZM40 209V210H39ZM49 209H51V212H50V210ZM59 209H60V211H59ZM73 209V210H72ZM98 209V210H97ZM103 209H104V211H103ZM115 209H117L120 213H118V211L117 210H115ZM224 209V210H223ZM235 209V210H234ZM243 209V210H242ZM252 209H254V210H252ZM22 211V213H19L20 211ZM33 210L35 211V212H33ZM38 210V211H37ZM42 210V211H41ZM53 210H54V212H55V210H56V212L59 214L60 212H64L63 214L62 213H60L59 215H57L56 214V212L54 213L53 212ZM66 210H68L67 212H66ZM76 210V211H75ZM77 210H78V212H77ZM95 210V212H97V214L95 213V212H93V211ZM125 210V211H124ZM144 210V211H143ZM148 210V211H147ZM171 210V211H170ZM178 210V211H177ZM198 210V211H197ZM205 210V211H204ZM256 210H257V212H256ZM263 210V211H262ZM70 211V212H69ZM92 211V212H91ZM102 213H101V212ZM114 212V215H113V212ZM131 211V212H130ZM158 211V212H157ZM166 211H168V212H166ZM175 211V212H174ZM184 211V212H183ZM192 211V212H191ZM197 211V212H196ZM208 211V212H207ZM247 211V212H246ZM252 211V212H251ZM15 212V213H14ZM38 212H39V215H38ZM53 212V213H52ZM69 212V213H68ZM99 212H100V214H99ZM103 212H104V214H103ZM108 212V213H107ZM125 212V213H124ZM148 212H149V214H148ZM166 212V213H165ZM179 212V213H178ZM225 212H226V214H225ZM248 212H250L249 214H248ZM47 213H49V214H47ZM53 214V215H51V214ZM127 213V214H126ZM130 213V214H129ZM138 213V214H137ZM147 213V214H146ZM164 213H165V215H164ZM173 213H174V217H172L173 216ZM200 213H202L201 215H200ZM229 213H230V215H229ZM254 213V214H253ZM261 213V214H260ZM23 214V215H22ZM43 214V215H42ZM47 214V215H46ZM74 214V215H73ZM78 214V215H77ZM96 214V215H95ZM107 214V215H106ZM120 214V215H119ZM126 214V215H125ZM131 214H133V215H131ZM162 216H161V215ZM167 214V215H166ZM191 214V215H190ZM199 214V215H198ZM223 214V215H222ZM234 214V215H233ZM241 214V215H240ZM256 214V215H255ZM27 215V216H26ZM30 215H32V216H30ZM47 217H46V216ZM48 215H50V216H48ZM63 215V216H62ZM64 215H66V216H64ZM93 215V216H92ZM96 217H95V216ZM101 215L103 216V217H101ZM105 215V216H104ZM111 215H112V218H111ZM118 215V216H117ZM177 215V216H176ZM181 215V216H180ZM198 215V216H197ZM207 215H208V217H207ZM212 215V216H211ZM227 215V216H226ZM259 215V216H258ZM25 216V217H24ZM44 216V217H43ZM73 216H74V218H73ZM78 216V217H77ZM114 216V217H113ZM150 216V217H149ZM164 216V217H163ZM166 216V217H165ZM179 216V217H178ZM186 216V217H185ZM190 216V217H189ZM205 216V217H204ZM217 216V217H216ZM230 216V217H229ZM232 216V217H231ZM255 216V217H254ZM258 216V217H257ZM59 219H58V218ZM62 217V218H61ZM68 217V218H67ZM70 217V218H69ZM80 217V218H79ZM93 217H95V218H93ZM106 219H105V218ZM116 217V218H115ZM118 217V218H117ZM124 217V218H123ZM139 219L138 220V223H137V219ZM220 217V219H218ZM241 217V218H240ZM47 218H48V220H47ZM56 218H57V222H56ZM67 218V219H66ZM78 218V219H77ZM82 218V219H81ZM98 218H99V220H98ZM123 218V219H122ZM132 218V219H131ZM151 218V219H150ZM158 218V219H157ZM195 218V219H194ZM244 218V219H243ZM248 218V219H247ZM60 219H62L63 221H64V223H63V221L62 220H60ZM65 219V220H64ZM70 219V220H69ZM73 219H75L76 220V222H75V220H73ZM97 219V220H96ZM101 219V220H100ZM108 219V220H107ZM182 219V220H181ZM211 219V220H210ZM225 219V220H224ZM233 219V220H232ZM31 220V221H30ZM52 220V221H51ZM78 220H80V221H78ZM107 222H106V221ZM118 220V221H117ZM135 220V221H134ZM201 220V221H200ZM216 220V221H215ZM240 220V221H239ZM250 220V221H249ZM51 221V222H50ZM68 221V222H67ZM74 221V222H73ZM97 221H98V223H97ZM100 221V222H99ZM109 221H110V223H109ZM132 221V222H131ZM146 221V222H145ZM180 223H179V222ZM203 221V222H202ZM205 221V222H204ZM208 221H209V223H208ZM221 221H223V222H225V223H221ZM228 221V222H227ZM62 223L63 225L61 226V224H57V223ZM67 222V223H66ZM72 222V223H71ZM81 222V223H80ZM106 222V223H105ZM130 222V223H129ZM141 222V223H140ZM184 222V223H183ZM51 223V224H50ZM54 223H55V225H54ZM79 223H80V226H79ZM103 223V224H102ZM109 223V224H108ZM121 224V227H120V224ZM126 223H127V225H126ZM136 223V224H135ZM217 223V224H216ZM238 223V224H237ZM50 224V225H49ZM75 224V225H74ZM82 224V225H81ZM84 224V225H83ZM86 224V225H85ZM140 224H142V225H140ZM185 224H187L186 225V227H185ZM230 224V225H229ZM237 224V225H236ZM42 225V226H41ZM45 225V226H44ZM54 225V226H53ZM77 225V226H76ZM123 225V226H122ZM138 225V226H137ZM207 225V226H206ZM50 226V227H49ZM53 226V227H52ZM87 226V227H86ZM127 226H129V227H127ZM184 226V227H183ZM205 226V227H204ZM218 226H221V228L220 227H218ZM231 226V227H230ZM73 227V228H72ZM125 227V228H124ZM131 227V228H130ZM151 227V228H150ZM156 227V228H155ZM237 227V228H236ZM251 227V228H250ZM263 227V228H262ZM47 228V229H46ZM82 228V229H81ZM118 230H117V229ZM184 228V229H183ZM198 228V229H197ZM205 228H207V229H205ZM209 228H214L213 230H215L216 229V231H212V229H209ZM219 228V229H218ZM241 228V229H240ZM258 228V229H257ZM53 229V230H52ZM74 229V230H73ZM79 229V231H77ZM120 229V230H119ZM123 229H124V231H123ZM146 229V230H145ZM154 229V230H153ZM168 229V230H167ZM224 229H226V230H224ZM229 229V230H228ZM238 229V230H237ZM240 229V230H239ZM245 229V230H244ZM88 231V233L86 232V231ZM118 232H117V231ZM122 230V231H121ZM144 230V231H143ZM156 230V231H155ZM187 230V231H186ZM192 230H194V231H192ZM199 230V231H198ZM209 230H211L212 232H210ZM233 230H234V232H233ZM253 230V231H252ZM68 231V232H67ZM78 232V233H76V232ZM91 231V232H90ZM128 231V232H127ZM141 231V232H140ZM158 231V232H157ZM197 231V232H196ZM208 231V232H207ZM221 231H223L222 233H221ZM232 231V232H231ZM70 232H72V233H70ZM162 232H163V234H162ZM206 232V233H205ZM210 232V233H209ZM213 232H215V233H213ZM216 232H219L220 233V235H218ZM253 232V233H252ZM255 232H256V234H255ZM53 233H55V234H53ZM74 233V234H73ZM87 233V234H86ZM140 233V234H139ZM159 233V234H158ZM196 233V234H195ZM198 233V234H197ZM228 233V234H227ZM245 233V234H244ZM57 234V235H56ZM72 234V235H71ZM121 236H120V235ZM177 234V235H176ZM207 234V235H206ZM231 236H230V235ZM241 234V235H240ZM73 235H75V236H73ZM81 235V236H80ZM116 235V236H115ZM129 235V236H128ZM162 235V236H161ZM196 235V236H195ZM200 235V236H199ZM209 235V236H208ZM212 235V236H211ZM229 235V236H228ZM238 235V236H237ZM78 236H80L79 237V239L81 238V240H79L78 239ZM128 236V238H126ZM208 236V237H207ZM215 236V237H214ZM219 236V237H218ZM248 236V237H247ZM76 237V238H75ZM86 237H88V238H86ZM92 237H94V238H92ZM136 237V238H135ZM140 237V238H139ZM156 237V238H155ZM175 237V238H174ZM184 237V238H183ZM193 237V238H192ZM75 238V239H74ZM132 238V239H131ZM147 238V239H146ZM176 238H177V240H176ZM213 238V239H212ZM222 238V239H221ZM226 238V239H225ZM240 238H241V240H240ZM89 239V240H88ZM129 239V240H128ZM131 239V240H130ZM137 239H139V240H137ZM140 239H141V241H140ZM159 240L160 239V241L159 242H157V240ZM174 239V240H173ZM179 239V240H178ZM180 239L182 240V241H180ZM188 239V240H187ZM215 239V240H214ZM217 239V240H216ZM220 239V240H219ZM249 239V240H248ZM76 240V241H75ZM118 240V241H117ZM123 240V241H122ZM128 240V241H127ZM132 240H134V241H132ZM164 240V241H163ZM207 240H208V242H207ZM226 240V242H224ZM254 240V241H253ZM255 240H256V243L258 244V245H256V243H255ZM259 240V241H258ZM136 241V242H135ZM137 241H139L138 243H137ZM187 241V243H185ZM205 241V242H204ZM212 241V242H211ZM214 241V242H213ZM223 241V242H222ZM233 241V242H232ZM239 241H240V243H239ZM245 241V242H244ZM79 242V243H78ZM92 242H94V243H92ZM131 242V243H130ZM142 242H144L143 244H142ZM155 242V243H154ZM177 242V243H176ZM178 242H180L179 244H181V245H179L178 244ZM189 242V243H188ZM253 242V243H252ZM141 244V246H140V244ZM161 243H165V244H161ZM221 243H223V244H221ZM226 243V244H225ZM260 243V244H259ZM138 244V245H137ZM146 244V245H145ZM158 244V245H157ZM168 244V245H167ZM172 244V245H171ZM177 244V245H176ZM208 244V245H207ZM210 244V245H209ZM221 244V245H220ZM233 244H235L236 245V247H238V248H236ZM263 244V245H262ZM16 245H18V248L16 249ZM157 245V246H156ZM162 245V246H161ZM167 245V246H166ZM261 245H262V247L263 248H261ZM118 246V247H117ZM158 246H160V247H158ZM166 246V247H165ZM190 248H189V247ZM192 246V247H191ZM229 249V247H230V249L229 250H227V248ZM154 247V248H153ZM186 247H187V249H186ZM224 247V248H223ZM233 247H235V248H233ZM241 247V248H240ZM255 247V248H254ZM260 249H262V254H261V250H259V248ZM124 248V249H123ZM148 250H147V249ZM151 248V249H150ZM166 248V249H165ZM175 248V249H174ZM181 248H183V249H181ZM209 248V249H208ZM218 248V249H217ZM220 248V249H219ZM223 248V249H222ZM119 249V250H118ZM170 249V250H169ZM203 249V250H202ZM217 249V250H216ZM238 249H239V251H238ZM241 249V250H240ZM150 250V251H149ZM165 250V251H164ZM181 250V251H180ZM206 250V251H205ZM208 250H210V251H208ZM221 250V251H220ZM223 250H224V252H223ZM232 250V251H231ZM235 250V251H234ZM155 251V252H154ZM158 251V252H157ZM163 251V252H162ZM173 251H175V252H173ZM206 253H205V252ZM217 251H219L218 253H217ZM228 251H230V252H228ZM153 252V253H152ZM157 252V253H156ZM172 252V253H171ZM209 252V253H208ZM215 252V253H214ZM170 253V254H169ZM174 253V254H173ZM201 253V254H200ZM223 253V254H222ZM241 253V254H240ZM207 254H208V256H207ZM211 254V255H210ZM218 254V255H217ZM220 254V255H219ZM233 256H231V255ZM233 254H235L236 255V257L234 258V256L235 255H233ZM243 254V255H242ZM190 255V256H189ZM210 255V256H209ZM217 255V256H216ZM227 255V256H226ZM238 255V256H237ZM241 255V256H240ZM245 255V256H244ZM156 258H155V257ZM170 256V257H169ZM220 256V257H219ZM227 258V260H225L226 258ZM259 256H261V257H259ZM67 257V258H66ZM167 257V258H166ZM172 257V258H171ZM193 257V258H192ZM196 257V258H195ZM218 257H219V259H218ZM223 257V259L221 260V258ZM239 257V258H238ZM245 257V258H244ZM247 257V258H246ZM258 257V258H257ZM64 258V259H63ZM217 259V260H214V259ZM229 258V259H228ZM237 258V259H236ZM245 260H244V259ZM159 259V260H158ZM185 259V260H184ZM210 259H212V260H210ZM234 259V260H233ZM238 259L240 260V259H242L243 260V262H242V260L241 261H238ZM64 260V261H63ZM145 260V261H144ZM167 260H169V261H167ZM193 260V261H192ZM209 260V261H208ZM232 260V261H231ZM263 260V261H262ZM138 261V262H137ZM208 261V262H207ZM216 261V262H215ZM226 261V262H225ZM256 261V262H255ZM162 262V263H161ZM183 262V263H182ZM222 262V263H221ZM236 262H239V263H236ZM259 262V263H258ZM261 262V263H260Z\"/></svg>",
	"mask_w": 264,
	"mask_h": 264
},
{
	"label": "bare ground",
	"instance_id": "6f19581e",
	"mask_svg": "<svg viewBox=\"0 0 264 264\" xmlns=\"http://www.w3.org/2000/svg\"><path fill=\"white\" fill-rule=\"evenodd\" d=\"M6 1H7V0H6ZM13 1H14V0H13ZM20 1H21V0H20ZM25 1H26V0H25ZM28 1H29V0H28ZM36 1H37V0H36ZM42 1H44V0H41V2H42ZM55 1H56V0H55ZM60 1H61V0H60ZM60 1L57 0V3H58V2L60 3ZM62 1H63V0H62ZM64 1H65V0H64ZM64 1H63V2H64ZM69 1H70V0H68V2H69ZM87 1H88V0H87ZM95 1H96V0H95ZM97 1H98V0H97ZM99 1L104 2L105 0H104V1H103V0H99ZM99 1H98V2H99ZM116 1L119 2V1H121V0H116ZM124 1H125V3H126V1L128 2V3H127L128 6H127V4H126V5L124 4ZM124 1L122 0V1H121L122 3H121V2H119V3L116 2V3H115L113 0H108V1H106V2H109L110 4L108 3V5H111V6H112V4H114V3H115L116 6L118 5V6H120V7H121L120 4H124L126 7L123 5L124 8L121 7V9L123 8L124 10H126V9H128L127 7H129V4H130V8H131V3H133L135 0H134V1L132 0L133 2H131L130 0H124ZM140 1H141V3H142L143 0H140ZM145 1H147V2L150 1L151 4H150V2H149V5H145V8H144V3H143V6H141V8L139 7L138 9H137L136 7H137V6H140V4H141L140 2H139V5H138V2H136V3H137V4H136V5H137L136 7H134V6L132 5L134 8H131V9H132L131 12L133 11V9L135 10V8H136V9H137L136 12H137V13L139 12L140 15L137 16V14H136L135 11H133V12H135L134 14H133V12L129 14V12H130L129 9H130V8L128 9L129 12L124 11V10H123V12H124V13L126 12V13L128 14V16L131 15V14H133V21H134V17H136V19H137V17L141 16V13L144 14V15H145V14L147 15L148 13L151 12V10H152L151 8H152V6H153L152 4H153L154 2H152V0H145ZM160 1H161V0H160ZM160 1H159V2H160ZM171 1H172V0H171ZM171 1L168 0L167 2L170 3ZM177 1L179 2V0H177ZM184 1H185V0H183V2H184ZM201 1H202V0H201ZM201 1H199V2H201ZM204 1H205V0H204ZM204 1H203V3H204ZM208 1H209V3H211L210 1H212V0H208ZM217 1H218V2H217ZM217 1H215L214 4H215V3H218V4H219L220 0H217ZM225 1H226V0H225ZM231 1H232V0H230V2H231ZM238 1H239V0H238ZM246 1H248V0H246ZM246 1L243 2V0H242V1L240 0L239 3H237V6H238V4H239L238 7L240 8V7H241V6H240V5H241L240 2L246 3ZM254 1H255V0H254ZM260 1H262V0H260ZM32 2H33V1H32ZM46 2H47V1H46ZM49 2H50V1H49ZM51 2H52V1H51ZM65 2H67V0H66ZM71 2H72V0H71ZM74 2H76L75 4H77V2H78L79 4L82 3V4L80 5L81 10H85V9H82V7H84V6H86V5H89V4L87 3L86 5L82 6V5L84 4L83 2H85V1L81 2V1H78V0H77V1L74 0ZM74 2H73V3H69V4H73V5H75ZM88 2H90V1H88ZM91 2H92V1H91ZM130 2H131V3H130ZM156 2H157V1H156ZM156 2H155V5H154V7H156L155 9H157L158 6L160 7V5H161V4L156 5ZM167 2H166V3H167ZM183 2H182V3H183ZM186 2H187V5H189L188 3L191 2V4L187 7V9L184 8V9L188 10V13H187V12H185V13H187V15L190 17L191 20H194V19L198 18V19H197V21H198V20H201V19L203 18V20H201V22H202V21H204L205 18H207L206 15L208 14L207 12H209V11H206V10H205L206 13H207V14L205 15V14L203 13L204 11L201 9V11H202V13H203V14H202L201 11H200L199 8H198V7H200V6L198 5V7H197V3H196L195 1H193V0H186ZM233 2H236V1L234 0V1H232L231 3H233ZM249 2L254 3L253 1H249ZM249 2H247V3H249ZM255 2H256V1H255ZM262 2L264 3V0H263ZM2 3H3V2H2ZM10 3H11V2H10ZM33 3H34V2H33ZM38 3H39V2H38ZM43 3H44V2H43ZM47 3H48V2H47ZM53 3H54V1H53ZM61 3H62V2H61ZM171 3H172V2H171ZM173 3H174V2H173ZM221 3H223V5H222ZM226 3H227V2H225V4H224L223 0H222V2H220V4H221L220 6L222 7V9H220V6L218 7V8L220 9V14L223 13V15H224L227 11L230 12V8H231V7L228 6L229 9H227V8H226V7H227V6H226ZM231 3H230V4H231ZM258 3H260V2H257V3H255V4H258ZM0 4H1V3H0ZM18 4H20V3H18ZM18 4H17V5H18ZM31 4H32V3H31ZM34 4H36V3H34ZM50 4H51V3H50ZM50 4H48V5L50 6ZM62 4L64 5V3H62ZM79 4H78L77 6H79ZM103 4H105V3H102V6H103ZM145 4H148V3H145ZM175 4L178 5V3H174L173 5H175ZM183 4H185V3H183ZM183 4H182V5H183ZM218 4H216V5L218 6ZM228 4H229V3H228ZM228 4H227V5H228ZM261 4H262V3H261ZM261 4H260V5H261ZM22 5L24 6V3H22V4L19 5V6H22ZM32 5H33V4H32ZM36 5H37V4H36ZM40 5H41V3H40ZM45 5H46V4H45ZM45 5H44V6H45ZM56 5H57V4H56ZM63 5H62V7H63ZM90 5H91V4H90ZM98 5H99V3H98ZM115 5H113V6L116 8ZM151 5H152V6H151ZM162 5L165 6L166 4H165V3H164V4L162 3ZM162 5H161V6H162ZM170 5H172V4H169V6H168L169 8H171ZM173 5H172V6H173ZM177 5H176V6H177ZM200 5H201V4H200ZM204 5H205V8H206V6H208V2H207V5H206V4H204ZM212 5H213V4H212ZM235 5H236V4H235ZM250 5H251L250 7H252L253 4H250ZM25 6H26V5H25ZM54 6H55V4H54ZM59 6H61V5H59ZM64 6H65V5H64ZM67 6H68V5H67ZM69 6L71 7L72 5H69ZM77 6H76V7H77ZM106 6H107V5H105L104 7H106ZM111 6H110V7H111ZM179 6L181 7L180 4H179ZM185 6H186V4H185ZM185 6L183 5L182 7H185ZM202 6H203V4H202ZM213 6H214V5H213ZM223 6H224V9H225V10L223 9ZM225 6H226V7H225ZM230 6H231V5H230ZM12 7H14V6H12ZM17 7H18V6H16V8H17ZM27 7H28V5H27ZM33 7H35V6H33ZM37 7H38V6H37ZM39 7H40V6H39ZM41 7H43V6H41ZM46 7H47V6H46ZM46 7H45V8H46ZM65 7H66V6H65ZM87 7H88V6H87ZM94 7H96V6H94ZM97 7H98V6H97ZM99 7H100V5H99ZM104 7H103V10H105ZM108 7H109V6H108ZM120 7H119V8H120ZM154 7H153V10H152V14H153V15H154V13L156 12V10H155V12H154ZM162 7H163V6H162ZM174 7H175V6H174ZM203 7H204V6H203ZM208 7L210 8V5H209ZM233 7H235V6H233ZM238 7H236V8H238ZM260 7L262 8V10H261V9H260V10H261L262 12H264V11H263V7H262V6H260ZM260 7L258 6V7L256 8V9H257V10H256L257 12H258V9H259ZM49 8H50V7H49ZM52 8H54V7H52ZM60 8H61V7H60ZM60 8H59V9H60ZM63 8H64V7H63ZM67 8H69V7H67ZM67 8H66V9H67ZM73 8H75V7L73 6ZM111 8H112V7H111ZM111 8H110V9H111ZM125 8H126V9H125ZM169 8H168V10L170 11ZM200 8H202V7H200ZM218 8L215 6V9H217V10L215 11L216 13L219 12V9H218ZM239 8L237 9V10H238L237 13H235L234 10H232V9H234V8H232V9H231V13L227 12V14L229 13L228 16H227V14L224 16L225 19H223V16H222L221 19H223L224 21H223V20H222V21L220 20V23L222 22V25H224V24L226 23V21H229V23H230L229 27L232 26V27H231V28H232L231 32L228 31V32H229L228 34H226V33H222V35H225V36L228 35V36H226L227 38H228V37H231V36H233V35H234V37H235L236 35L238 36V37L236 36V37H237V38H235L236 40L233 39L234 41H232L233 43H231V44L234 45V47H235V44L238 45V43H239V44L242 45L243 49H242L241 46H238L239 49H238V48L235 49V51H236L235 53H236V54H234V52H233L234 50H233V51L231 50V51L233 52V53H231V54H234V55L239 54L240 51H238V50H240V47H241V52H242V50H243V53H242V54L240 53L241 55H240V54H239V55L242 56V58L245 59L244 61L249 62V65H248L249 67H253V69H254V68L257 69V68H260V67H263V68H264V60H262V58H261V57L264 58V47H262V46H258V47H256V42H255V41H254L255 43L252 42L254 45H251V44H250V46L247 45L248 43H246V42H247V39H248V35H247V33H248L249 29H248V31L245 30V29L248 28V26H246L248 23L246 24V20H245V19H246L247 16H244V15H247V13H248V16L250 17V15L252 16L256 11H255V12L253 11V14H251L252 10L249 12V11H248V8H249V7H248V8H246V7H242V9H243V8H246V10H245V9H244V10H239ZM252 8H253V7H252ZM252 8H250V9H252ZM2 9H3V7H2ZM5 9H6V8H5ZM9 9H10V8H9ZM9 9H8V10H9ZM24 9H25V8H24ZM35 9L37 10L36 7H35ZM89 9H91V8H89ZM89 9H88V11H89ZM110 9H109V11H110ZM112 9H113V8H112ZM117 9H118V8H117ZM121 9H120V11H122ZM159 9H160V8H159ZM161 9H162V8H161ZM180 9H181V8H180ZM180 9H179V10H180ZM184 9L182 8V9L180 10L181 12L178 11V12H179V13H178L176 10H174V12H173V11H172V10H173V7H172V9H171L172 12H171V11H170V12L173 13V17H174V19H175V17H176L175 14L178 13V14L182 15L181 13L184 12ZM211 9H212V7H211ZM213 9H214V7H213ZM213 9H212V11H213ZM226 9H227V10H226ZM12 10H14V8H13ZM18 10H19V9H18ZM60 10H61V9H60ZM60 10H59V12H60ZM77 10H79V8H77ZM81 10H80V12H81ZM97 10H98V9H97ZM97 10H96V11H97ZM99 10H100V9H99ZM139 10H140V11H139ZM166 10H167V9H166ZM182 10H183V12H182ZM186 10H185V11H186ZM207 10H208V9H207ZM209 10H210V9H209ZM221 10H223V12H221ZM235 10H236V9H235ZM2 11H3V10H2ZM14 11H15V10H14ZM23 11H24V10H22V12H23ZM25 11H28V10L25 9ZM41 11H42V10H41ZM63 11H64V9H63ZM71 11H73V9H72ZM74 11H76V10H74ZM105 11H106V10H105ZM114 11H115V10H114ZM114 11H113V12H114ZM117 11L119 12V10H116V12H117ZM159 11H160V10H158V13H159ZM164 11H165V10H164ZM164 11H163V12H164ZM169 11H168V12H169ZM210 11H211V10H210ZM225 11H226V12H225ZM16 12H17V11H16ZM46 12H47V11H46ZM48 12H49V11H48ZM53 12H54V11H53ZM76 12L79 13V15L81 16V14H80L79 11H76ZM91 12H92V9H91ZM100 12H101V10H100ZM103 12H104V11H103ZM113 12H112L111 14H114V13H115V12H114V13H113ZM118 12H117V13H118ZM143 12H145V13H143ZM153 12H154V13H153ZM160 12H161V11H160ZM166 12H167V11H166ZM166 12H164V13H166ZM170 12H169V13H166V14H169V17H170V15L172 16V14H170ZM176 12H177V13H176ZM233 12H234V13H233ZM246 12H247V13H246ZM257 12H256V13H257ZM4 13H5V12H4ZM24 13H25V12H24ZM36 13H38V11H36ZM63 13H64V12H63ZM77 13H76V14H77ZM81 13H82V12H81ZM85 13H86V12H85ZM93 13H94V19H95V18H96V17H95L96 14H95L94 11H93ZM93 13H92V14H93ZM104 13H105V12H104ZM108 13H109V12H108ZM158 13L156 12L157 17L160 16V19H161L162 14L159 13V15H158ZM212 13H214V12H212ZM212 13L210 12L208 15H210V14L212 15ZM249 13H250V15H249ZM256 13H255V14H256ZM20 14H21V12H20ZM31 14H32V13H31ZM45 14H47V13H45ZM45 14H44V15H45ZM60 14H62V13H60ZM66 14H67V13H65V15H66ZM82 14H83V13H82ZM109 14H110V13H109ZM109 14H108V15H109ZM111 14H110V15H111ZM119 14L122 15V12L119 13ZM119 14H118V16H120ZM127 14H126V15H127ZM135 14H136V16H134ZM150 14H151V13H150ZM258 14H259V13H257L255 16H257ZM260 14H261V12H260ZM262 14H264V13H262ZM262 14H261V15H262ZM1 15H2V14H1ZM41 15H42V14H41ZM49 15H50V14H48V18H50ZM54 15H55V12H54ZM63 15H64V14H63ZM67 15H68V14H67ZM72 15H73V14H72ZM72 15H71V17L74 16V15H73V16H72ZM77 15H78V14H77ZM86 15H87V14H86ZM99 15H100V14L98 13V16H99ZM101 15H102V14H101ZM106 15H107V14H106ZM124 15H125V14H124ZM146 15H145V17H146ZM148 15H149V14H148ZM174 15H175V16H174ZM217 15H218V14H217ZM217 15H216V16H217ZM261 15H260V16H261ZM8 16H9V15H8ZM13 16L16 17V15H12V17H13ZM51 16H52V15H51ZM88 16H89V15H88ZM90 16H91V14H90ZM103 16H104V15H103ZM115 16H116V15H115ZM122 16H123V15H122ZM149 16H150V15H149ZM164 16H167V15L164 14ZM164 16H163V17H164ZM182 16H183V15H182ZM182 16L179 17V16L177 15V17H179V20H180V18H182ZM205 16H206V17H205ZM220 16H221V15H218L217 18H219ZM243 16L245 17V19H243V20L240 19L241 21H239L238 24L234 22V21H235L237 18H239V17L244 18ZM4 17H5V15H4ZM4 17H3V18H4ZM18 17H19V16H18ZM21 17H22V16H21ZM26 17H27V16H26ZM30 17H32V16H30ZM42 17H43V16H42ZM45 17H46V16H45ZM56 17H57V15H56ZM62 17H63V16H62ZM68 17L70 18V16H68ZM81 17H83V15H82ZM101 17H102V16H101ZM108 17H109V16H108ZM108 17H107V18H108ZM110 17H111V16H110ZM124 17H126V16H124ZM131 17H132V16H131ZM131 17H130V18H131ZM167 17H168V16H167ZM169 17H168L167 19H170ZM177 17H176V19H178ZM191 17H192L193 19H192ZM204 17H205V18H204ZM209 17L211 18V21H212V18H213L214 16H213V17H212V16H209ZM209 17H208V19H210ZM261 17H262V16H261ZM261 17H260V18H261ZM16 18H17V17H16ZM19 18H20V17H19ZM34 18H35V17H34ZM58 18H59V17H58ZM74 18H76V17L74 16ZM77 18H78V17H77ZM142 18H143V17H141V21H142ZM165 18H166V17H165ZM183 18H185V17L183 16ZM186 18H187V16H186ZM200 18H201V19H200ZM215 18H216V17H214L213 22L218 20V19L215 20ZM247 18H248V17H247ZM252 18H254V17H253V16L250 17L249 20H251ZM260 18L257 16L256 19H260ZM263 18H264V16L262 17V20H260L261 22H263ZM4 19H5V18H4ZM12 19H13V18H12ZM12 19H11V21H15V20H12ZM26 19H28V17H27ZM43 19H44V18H43ZM43 19H42L41 21H43ZM45 19H46V18H45ZM54 19H55V18H54ZM56 19H57V18H56ZM60 19H63V18H60ZM72 19H73V18H72ZM78 19H79V18H78ZM84 19H85V16H84ZM88 19H89V18H88ZM91 19H93V17H92ZM97 19H99V18H97ZM109 19H110V18H109ZM114 19H115V18H114ZM118 19H119V18H117V21H118ZM120 19H122V17H120ZM167 19H165V20H167ZM174 19H173V21H172L173 24H174V22H177V21H178V20L174 21ZM208 19L205 20V21H208V24H213V23H209V20H208ZM2 20H3V19H1V21H2ZM6 20H7V19H6ZM6 20L3 21V22H5L3 25L7 24V27H8V24H9L10 22H9V21L7 22ZM16 20H17V19H16ZM29 20L32 21V19H30V18H29ZM29 20H28V21H29ZM35 20H36V19H35ZM48 20H49V19H48ZM48 20H47V23H50V21L48 22ZM52 20H53V17H52ZM68 20H69V19H68ZM76 20H77V19H76ZM102 20H103V18H102ZM102 20H101V21H102ZM107 20H108V19H107ZM123 20H124V18H123L122 20H120V21L123 22ZM139 20H140V18H139ZM143 20H144V18H143ZM155 20H156V19H155ZM182 20H183V19H182ZM237 20H238V19H237ZM244 20H245V21H244ZM247 20H248V19H247ZM22 21H23V20H21V22H22ZM37 21L40 23V19H38ZM63 21H64V20H63ZM66 21H67V20H66ZM89 21H90V20H89ZM97 21H98V20H97ZM97 21H95V22H97ZM104 21L107 22L106 20H104ZM104 21H102V22H104ZM120 21H118V22H119V23H122V22H120ZM125 21H126V23H124ZM125 21H124L123 23H124L125 25H127V19H126ZM162 21H163V20H162ZM168 21H169V20H168ZM188 21H189V19H188ZM253 21H254V20H253ZM257 21L260 22L259 20H257ZM6 22H7V23H6ZM15 22H16V21H15ZM25 22H26V21H25ZM33 22H34V21H33ZM33 22H32V23H33ZM44 22H45V21H44ZM44 22H43V23H44ZM56 22H58V21H56ZM61 22H62V21H61ZM83 22H84V21H83ZM93 22H94V21H93ZM98 22H99V21H98ZM102 22H100L101 25H102ZM108 22H109V20H108ZM129 22H130V21H129V19H128V23H129ZM137 22H138V20H137ZM148 22H151V23H152L153 21L151 20V21H148ZM178 22H179V21H178ZM184 22H185V21H184ZM189 22H190V21H189ZM223 22H224V24H223ZM248 22H250V21H248ZM1 23H2V22H1ZM27 23H28V22H27ZM29 23H30V22H29ZM34 23H35V22H34ZM34 23H33V24H34ZM43 23H41V24H43ZM47 23H45L46 26H48ZM58 23H59V22H58ZM80 23H81V21H80ZM85 23H86V21H85ZM85 23H84V24H85ZM88 23H89V22H88ZM90 23H91V22H90ZM110 23H111V25H112L111 20H110ZM123 23H122V24H123ZM131 23H132V22H131ZM134 23H135V22H134ZM138 23H139V22H138ZM142 23H143V22H141V24H142ZM153 23H154V22H153ZM159 23H160V21H159ZM169 23H170V22H169ZM169 23H165V24H169ZM180 23H181V22H180ZM180 23H179L178 25H180ZM190 23H192V22H190ZM193 23H194V22H193ZM195 23H196V22H195ZM198 23H199V22H198ZM198 23H197V24H198ZM202 23H203V22H202ZM217 23H218V22H217ZM217 23H216V24H217ZM234 23H235V25H234ZM253 23H254V22H253ZM10 24H11V23H10ZM16 24H17V23H16ZM41 24H40V25H41ZM56 24H57V23H56ZM56 24H55V25H56ZM59 24H60V23H59ZM61 24H62V23H61ZM124 24H123V25H124ZM144 24H149V23L145 22ZM163 24H164V23H163ZM173 24H171V26H170V25H168V26H169V27H172ZM184 24H185V23H184ZM186 24H187V22H186ZM200 24H201V23H200ZM204 24H207V23L205 22ZM227 24H228V23H227ZM236 24H237V26H236ZM250 24H251V26H252V23H250ZM258 24H260V23H258ZM261 24L263 25L264 23H261ZM12 25H13V24H12ZM22 25H23V24H22ZM27 25H28V24H26V26H27ZM31 25H32V24H31ZM34 25H36V24H34ZM40 25H39V26H40ZM43 25H44V24H43ZM49 25H50V26L53 25V27H54V24H53V23H51V24H49ZM101 25H100V26H101ZM104 25H105V24H104ZM108 25H110V24H108ZM114 25H119V24H114ZM131 25H133V23H132ZM150 25H151V24H150ZM156 25H157V24H156ZM161 25H162V24H161ZM188 25H190V24H188ZM188 25H187V26H188ZM202 25H203V24H201L200 26H202ZM222 25H221V26H222ZM253 25L256 26V22H255V24H253ZM5 26H6V25H5ZM41 26H42V25H41ZM56 26H57V25H56ZM56 26H55L54 28H56ZM72 26H73V25H72ZM72 26H71V27H72ZM81 26H82V25H81ZM89 26L91 27L92 24L89 25ZM106 26H107V24H106ZM120 26H121V24H120ZM129 26H130V24H129ZM133 26H135V25H133ZM138 26H142V25H138ZM145 26H146V25H145ZM153 26H154V24H153ZM183 26H184V25H183ZM183 26H182V27H183ZM187 26H186V27H187ZM193 26H195V25L193 24ZM200 26H199V27H200ZM224 26H225V25H224ZM224 26H223V28L226 29V27H224ZM249 26H250V25H249ZM251 26H250V27H251ZM258 26H259V25H258ZM260 26H261V25H260ZM263 26H264V25H263ZM9 27L12 28L11 26H9ZM22 27H23V26H22ZM37 27H38V26H37ZM53 27H50V28H52V30H53V29H54ZM61 27H62V26H61ZM92 27H94V26H92ZM95 27H96V26H95ZM127 27H128V26H127ZM127 27H126L125 29H127ZM131 27H132V26H131ZM136 27H137V25H136ZM136 27H135V28H136ZM175 27H176V26H175ZM180 27H181V26H179V28H180ZM182 27L180 28V31H181ZM184 27H185V26H184ZM208 27H209V26H208ZM208 27H207V26L205 27V25H203L202 29L205 28V29L207 30ZM210 27H211V25H210ZM214 27H215V25H214ZM216 27L219 28L220 25L218 26V24H217ZM227 27H228V26H227ZM229 27H228V29H226V30H229ZM243 27H247V28H244V30H245L247 33H246V32L243 33V31H242ZM253 27H254V26H253ZM0 28H2V27H0ZM13 28H14V27H13ZM18 28H19V27H18ZM18 28H17V30H19ZM23 28H24V27H23ZM26 28H27V27H26ZM26 28H25V30H26ZM33 28H34V26H33ZM39 28L42 29L41 27H39ZM39 28H37V29H39ZM48 28H49V27H48ZM50 28H49V29H50ZM65 28H66V27H65ZM77 28H78V27H77ZM112 28L114 29V27H112ZM122 28H124V26H122ZM122 28H121V29H122ZM132 28H133V27H132ZM137 28H138V27H137ZM155 28H157L156 31L158 32V27L155 26ZM155 28H154V29H155ZM160 28H161V27H160ZM164 28H167V26L164 27ZM164 28H161V29H164ZM172 28H173V27H172ZM172 28H169V29H172ZM179 28H178V29H179ZM193 28H194V27H193ZM211 28H213V27H211ZM241 28H242V29H241ZM255 28L257 29V27H255ZM262 28H263V27H262ZM6 29H7V28H6ZM37 29H36V30H37ZM46 29H47V28H46ZM58 29H60V27H59ZM62 29H63V28H62ZM62 29H61V30H62ZM67 29H69V28H67ZM79 29H80V28H79ZM96 29H97V28H96ZM107 29H108V28H107ZM107 29H105V30H107ZM110 29H111V28H110ZM113 29H112V30H113ZM115 29H116V28H115ZM128 29H129V28H128ZM139 29H140V28H139ZM145 29H146V28H145ZM152 29H153V28H152ZM152 29H150V30H152ZM154 29H153V30H154ZM186 29H187V28H186ZM190 29H191V28H189V30H190ZM200 29H201V27H200ZM202 29H201V30H202ZM205 29H204V30H205ZM208 29H209V28H208ZM221 29H222V27L220 28V30H221ZM258 29H259V28H258ZM2 30H3V29H2ZM23 30H24V29H23ZM23 30H22V31H23ZM31 30H32V29H31ZM33 30H34V29H33ZM43 30H44V29H43ZM63 30H64V31H63ZM63 30H62V31L65 33L66 30H65V29H63ZM70 30H71V29H70ZM90 30H91V28H90ZM135 30H136V29H134V31H135ZM148 30H149V29H148ZM172 30H173V29H172ZM174 30H176V29H174ZM174 30H173V31H174ZM193 30H194V29H192V31H191L192 33H193ZM195 30H197V29L195 28ZM212 30H213V29H212ZM222 30H223V29H222ZM222 30H221V31H222ZM252 30H253V29H252ZM0 31H1V30H0ZM3 31H4V33H1V34H3V35L6 34L5 31H7V30H3ZM3 31H2V32H3ZM45 31H47V30H45ZM56 31H57V30H56ZM62 31H61V32H62ZM72 31H74V30H72ZM78 31H79V30H78ZM100 31H101V30H100ZM109 31H111V30H109ZM122 31H124V30H122ZM129 31H130V30H129ZM132 31H133V30H132ZM132 31H131V32H132ZM137 31H138V29H137ZM142 31H143V29H142ZM145 31H146V30H145ZM156 31H155V32H156ZM166 31H167V30H166ZM215 31H217V30H214L213 32H215ZM218 31H219V30H218ZM233 31H234V32H233ZM250 31H251V30H250ZM256 31H258V30H256ZM28 32H29V31H28ZM30 32H31V31H30ZM30 32H29V33H30ZM61 32H59V33H61ZM76 32H77V31H76ZM114 32H115V31H114ZM116 32H117V31H116ZM116 32H115V33H116ZM118 32H119V31H118ZM118 32H117V33H118ZM120 32H121V30H120ZM131 32H130V33H131ZM140 32H141V31H140ZM146 32H147V31H146ZM155 32H154V33H155ZM161 32H163V30H162ZM169 32H172V31H169ZM169 32H168V33H169ZM175 32H177V30H176ZM178 32H179V30H178ZM182 32H183V31H182ZM196 32H197V31H196ZM196 32L193 33V35L196 34ZM206 32H207V31H206ZM206 32L204 33V36H205ZM208 32L210 33V30H209ZM232 32L234 33L233 35H231ZM254 32H255V29H254ZM260 32H261V30H260ZM11 33H12V32H11ZM11 33H10V34H11ZM26 33H27V32H26ZM37 33H38V32H37ZM47 33H48V31H47ZM49 33H51V32H49ZM52 33H54V32H52ZM57 33H58V32H57ZM64 33H62L61 35H64ZM74 33H75V32H74ZM74 33H73V34H74ZM86 33H87V32H86ZM91 33H92V32H91ZM121 33H122V32H121ZM151 33H152V32H151ZM165 33H166V32H165ZM168 33H166L167 35L163 34L162 39H165L166 36H170V35L173 36V34H174V33L172 32L173 34L168 35ZM180 33H181V32H179V36H182L183 34L181 35ZM186 33H187V31H186ZM192 33H191V36H192ZM198 33H200V32H198ZM202 33H203V32H201V34H202ZM211 33H212V32H211ZM215 33H216V32H215ZM219 33H220V34H219ZM252 33H253V32H252ZM252 33H251V34L249 33V34H250L249 36H251V35L253 36ZM257 33H258V32H257ZM261 33H262V32H261ZM19 34H20V33H19ZM23 34H24V33H23ZM41 34H44V31H43V33L41 32ZM65 34H67V37H68V35H69V30H68V32L65 33ZM94 34H95V33H94ZM98 34H99V33H98ZM101 34H103V33H101ZM135 34H136V33H135ZM137 34H138V33H137ZM160 34H161V33H160ZM177 34H178V33H177ZM189 34H190V33H188V35H189ZM213 34H214V33H213ZM217 34H219V36H220V35H221V32H217ZM8 35H9V34H8ZM14 35H15V34H13V36H14ZM34 35H35V32H34ZM77 35H79V33H78ZM80 35H81V33H80ZM80 35H79V38H80ZM87 35H88V34H87ZM96 35H97V34H96ZM108 35H109V34H108ZM138 35H145V34H143V33L140 34V33H139ZM156 35H157V34H156ZM161 35H162V34H161ZM196 35H198V34H196ZM202 35H203V34H202ZM230 35H231V36H230ZM254 35H256V34H254ZM261 35H262V34H261ZM6 36H7V35H6ZM18 36H20V35H18ZM22 36H23V35L21 34V38H23ZM27 36H28V35H27ZM46 36H48V34H47ZM50 36H51V35H50ZM57 36H59V35H57ZM81 36H82V35H81ZM88 36H89V35H88ZM93 36H94V35H93ZM105 36H106V35H103V36H101V37L104 38ZM109 36H110V35H109ZM112 36H113V35H112ZM112 36H111V37H112ZM114 36H115V37H114ZM114 36H113V37L117 39V37H116L115 34H114ZM117 36L120 37V35H117ZM121 36H122V35H121ZM126 36H127V35H126ZM131 36H132V35H131ZM145 36H146V35H145ZM164 36H165V37H164ZM206 36H208V33H207ZM206 36H205V38H209V37H206ZM225 36H224V37L220 36V37H218V38H221V37H222V39L225 38L224 40H226L227 38H226ZM257 36H258V35H256V37L253 36V37L256 39V41L258 40V39H257V38H258ZM259 36H260V35H259ZM2 37H3V36H2ZM4 37H5V35H4ZM4 37H3V39H4ZM15 37H16V36H15ZM15 37H14V38H15ZM36 37H38V36H36ZM39 37H40V36H39ZM42 37H43V36H42ZM48 37H49V36H48ZM48 37H47V38H48ZM53 37H55V39H56V36H53ZM71 37H74V35L71 36ZM83 37H84V34H83ZM83 37H81V38H83ZM90 37H91V36H90ZM99 37H100V36H99ZM106 37H107V36H106ZM111 37H110V38H111ZM140 37H141V36H140ZM146 37H147V36H146ZM146 37H145V38H146ZM148 37H150L149 34H148ZM148 37H147V39H148ZM157 37H158V36H156V38H157ZM159 37H160V35H159ZM176 37H177V36H176ZM200 37H201V36H200ZM234 37H232V38H234ZM5 38H6V37H5ZM17 38L19 39V37H17ZM17 38H16V39H17ZM27 38H28V37H27ZM43 38H44V37H43ZM43 38H42V39H43ZM97 38H98V37H97ZM110 38H109V39H110ZM114 38H113V40H114ZM122 38H123V37H122ZM124 38H125V34H124ZM124 38H123V39H124ZM131 38H132V37H131ZM136 38H137V37H136ZM138 38H139V37H138ZM142 38H143V37H142ZM145 38H143V39H145ZM154 38H155V37H154ZM154 38H153V40H154ZM169 38H170V37H169ZM171 38H172V37H171ZM171 38H170V41H171ZM174 38H175V37H174ZM174 38H172V39H174ZM185 38H189V41H192V39L190 40V37L185 36V34H184V37L182 38V39H184V40H182L181 37H180L179 39H174V41H175V43H176L177 45L179 44V46H182L183 43H181L182 45L180 44V41H181V40H182V42H184V43H185V42H187V43L189 42V41H187V39H185ZM192 38H193V37H192ZM197 38H198V36L196 37V39H197ZM201 38H202V37H201ZM205 38H204V39H205ZM213 38H214V35H213ZM251 38H252V37H251ZM10 39H11V38H10ZM12 39H13V37H12ZM12 39H11V40H12ZM28 39H29V38H28ZM30 39H32V38H30ZM34 39H35V37H34ZM49 39H50V37H49ZM55 39H53V40H55ZM83 39H84V38H83ZM87 39H88V38H87V36H86V40H87ZM98 39H99V38H98ZM109 39H106V40L108 41ZM151 39H152V38H151ZM166 39H168V37H167ZM194 39H195V36H194L193 40H194ZM211 39H212V37H211ZM211 39H210V40H211ZM216 39H217V36H216ZM229 39H230V38H228L227 40H229ZM252 39H253V38H252ZM259 39H260V38H259ZM1 40H2V39H1ZM7 40H9V39H7ZM7 40H4V41L6 42ZM24 40H25V39H24ZM26 40H27V39H26ZM32 40H33V39H32ZM32 40H31V41H32ZM35 40H37V39H35ZM46 40H47V39H46ZM56 40L59 41L58 44L60 43V40L64 41L62 38H61V39H60V38L58 39V37H57ZM71 40H72V39H71ZM77 40H78V39H76V41H77ZM79 40H80V39H79ZM79 40H78L76 43H78ZM86 40H83V42H85ZM104 40H105V39H104ZM119 40H120V38H119ZM124 40H126V39H124ZM139 40H140V39H139ZM153 40H152V41H153ZM157 40H158V39H157ZM185 40H186V41H185ZM212 40H213V39H212ZM219 40H220V39H217V42H218ZM249 40H250V39H249ZM262 40H264V39H261V41H262ZM9 41H10V40H9ZM38 41H39V40H38ZM38 41H37V42H38ZM50 41H51V40H50ZM87 41H89V40H87ZM100 41H101V40H100ZM100 41H99V42H100ZM114 41H115V40H114ZM128 41H129V40H128ZM131 41H132V40H131ZM140 41H141V40H140ZM158 41H160V40H158ZM165 41H166V40H165ZM168 41H169V40H168ZM174 41H172V43H173ZM197 41H198V40H197ZM199 41H201V40H199ZM222 41H223V40H222ZM230 41H231V40H230ZM250 41H251V40H250ZM252 41H253V40H252ZM12 42H13V41H12ZM17 42H18V40H17ZM21 42H24V41L21 40ZM21 42H19V43L21 44ZM37 42H35L34 45H36ZM66 42H68V41L66 40ZM72 42H73V40H72ZM99 42H98V43H99ZM109 42H110V41H109ZM118 42H119V41H118ZM120 42H122V41H120ZM124 42H125V41H124ZM133 42H134V41H133ZM146 42H147V41H146ZM155 42H156V40H155ZM161 42H163V41H161ZM192 42H193V41H192ZM192 42H191V43H192ZM209 42H210V41H208V43H209ZM226 42H228V41H226ZM226 42H225V43H226ZM234 42H237V43L234 44ZM240 42H242V43H240ZM257 42H258V41H257ZM259 42H260V40H259ZM263 42H264V41H263ZM1 43H2V42H1ZM6 43H7V42H6ZM14 43H16V41H14ZM19 43H18V44H19ZM40 43H41V42H40ZM43 43H44V42H43ZM50 43H53V42H50ZM61 43H62V42H61ZM74 43H75V42H73V44H74ZM87 43H89V42H87ZM90 43H91V42H90ZM96 43H97V41H96ZM114 43H115V42H114ZM128 43H130V42H128ZM139 43H141V42H139ZM144 43H145V42H144ZM147 43H148V42H147ZM152 43H154V41H153ZM152 43H150V41H149L148 45H146V48H147V46L149 47L150 44H152ZM156 43H157V42H156ZM158 43H159V42H158ZM158 43H157V45H159L158 48H160V44L162 45V47H164V43H163V44H162V43H159V44H158ZM172 43H170V44L172 45ZM175 43H174V44H175ZM191 43H189V44H191ZM193 43H194V42H193ZM193 43H192V44H193ZM197 43H198V42H197ZM199 43H200V42H199ZM199 43H198V44H199ZM208 43L206 42V44H208ZM210 43H211V42H210ZM210 43H209V44H210ZM223 43H224V42H223ZM223 43L221 42L220 44H223ZM229 43H230V42H229ZM249 43H251V42H249ZM260 43H262V42H260ZM260 43H259V44H260ZM12 44H13V43H12ZM23 44H24V43H23ZM25 44H26V43H25ZM28 44H29V43H28ZM56 44H57V42H56ZM64 44H65V41H64ZM64 44H63V47H64ZM68 44H69V42H68ZM68 44H67V46H68ZM79 44H80V42H79ZM91 44H94V42L91 43ZM101 44H102V43H101ZM103 44H104V43H103ZM108 44H110V43H108ZM118 44H119V43H118ZM120 44H121V43H120ZM131 44H132V43H131ZM133 44H134V43H133ZM165 44H166V42H165ZM174 44H173V45H174ZM195 44H196V43H195ZM203 44H204V43H203ZM209 44H208V45H204L203 47H204V48H205L206 46L208 47V46H210ZM211 44H212V43H211ZM231 44H230V45H231ZM4 45H5V43H4ZM7 45H9V44H7ZM7 45H6V47H9V46H7ZM26 45H27V44H26ZM39 45H40V44H39ZM39 45H38V46H39ZM54 45H55V44H54ZM60 45H61V44H60ZM65 45H66V44H65ZM74 45H75V44H74ZM81 45H83V44L81 43ZM81 45H80V46H81ZM85 45H86V44H85ZM98 45H99V44H98ZM115 45H116V44H115ZM121 45H122V44H121ZM138 45H140V44H138ZM177 45H176V46H177ZM199 45H200V44H199ZM217 45L219 46V44H217ZM237 45H236V47H237ZM243 45H244V46H243ZM257 45H258V44H257ZM12 46H13V45H12ZM14 46H15V44H14ZM29 46H31V45H29ZM40 46H41V45H40ZM44 46H45V45H44ZM46 46H47V45H46ZM51 46H52V45H49L48 47L51 48ZM61 46H62V45H61ZM67 46H66V47H67ZM70 46H72L71 43H70ZM70 46H69V47H70ZM78 46H79V45H78ZM83 46H84V45H83ZM89 46H90V45H89ZM89 46H88V48H89ZM92 46H95V45H92ZM100 46H101V45H100ZM134 46H136V45L134 44ZM141 46L143 47V45H141ZM154 46L157 47L156 45H154ZM154 46H153V47H154ZM167 46H169V45L167 44ZM167 46L165 45V47H167ZM185 46H187V45H185ZM189 46H191V47L193 48L194 44H193V45H189ZM222 46H223V45H222ZM263 46H264V44H263ZM2 47H3V46H2ZM10 47H11V46H10ZM10 47H9V48H10ZM16 47H17V48H16ZM18 47H19V46L16 45L14 48L19 49ZM22 47H24V46L22 45ZM58 47H59V46H58ZM69 47H68V48H69ZM81 47H82V46H81ZM126 47H127V46H126ZM130 47H131V46H130ZM139 47H140V46H139ZM142 47H141V48H142ZM151 47H152V45H151ZM170 47H171V46H170ZM174 47H175V46H174ZM191 47H190V48H191ZM195 47H196V45H195ZM212 47H213V45H212ZM212 47H211V48H212ZM214 47H215V46H214ZM220 47H221V45L219 46V49H220ZM225 47H226V46H225ZM229 47H230V46H229ZM231 47H232V46H231ZM261 47H262V48H261ZM41 48H42V47H41ZM54 48H56V47H54ZM68 48H67V49H68ZM74 48H75V47H74ZM76 48H77V46H76ZM76 48H75V49H76ZM94 48H96V47H94ZM100 48H102V47H100ZM103 48H104V47H103ZM113 48H114V47H113ZM115 48H116V47H115ZM135 48H136V47H135ZM137 48H138V47H137ZM144 48H145V46L143 47V52H144ZM149 48H150V47H149ZM168 48H169V47H168ZM183 48L185 49V47H183ZM204 48H202V49H204ZM215 48H217V46H216ZM227 48H228V47H227ZM1 49H2V48H1ZM4 49H5V48H4ZM7 49H8V48H7ZM30 49H31V47H30ZM47 49H48V48H47ZM51 49H52V48H51ZM59 49H60V48H59ZM61 49H62V48H61ZM65 49H66V48H65ZM70 49H71V48H70ZM70 49H69V50H70ZM75 49H74V50H75ZM117 49H118V48H117ZM131 49H132V48H131ZM147 49H148V48H147ZM160 49H162V48H160ZM169 49H171V48H169ZM184 49H182V50H184ZM188 49H189V48L187 47V51H188ZM217 49H218V48H217ZM217 49H216V50H217ZM237 49H238V50H237ZM20 50H21V49H20ZM35 50H36V49H35ZM38 50H39V49H38ZM45 50H46V49H45ZM69 50H68V51H69ZM77 50H78V48H77ZM96 50H97V49H95V50H93V51H96ZM102 50H103V49H102ZM107 50H108V49H107ZM138 50H140V48H139ZM151 50H152V49H151ZM151 50H150V52H151ZM154 50H155V49H154ZM156 50H157V49H156ZM205 50H206V49H205ZM208 50H209V49H208ZM210 50H212V49H210ZM220 50H221V49H220ZM227 50H228V49H227ZM6 51H7V50H6ZM17 51H18V50H17ZM25 51H26V49H25ZM33 51H34V50H33ZM33 51H32V52H33ZM36 51H37V50H36ZM47 51H48V50H47ZM51 51H53V50H51ZM55 51H56V50H55ZM61 51H63V50H61ZM68 51H67V52H68ZM71 51H72V50H71ZM80 51H81V50H80ZM97 51H100V50L98 49ZM97 51H96V52H97ZM103 51L106 52V50H103ZM109 51H110V50H109ZM109 51H108V52H109ZM133 51H135L134 48H133ZM136 51H137V50H136ZM140 51H141V50H140ZM152 51H153V50H152ZM157 51H158V50H157ZM160 51H161V50H159L158 52H160ZM162 51L165 52V53H166V52L168 53V50H167V51L162 50ZM162 51H161V54H162ZM173 51H174V50H173ZM176 51H178V49L175 50V52H173V53H175V55H173L172 53H171V55H173V56L175 57V59L177 60V58H176ZM184 51H186V49H185ZM192 51H194V49H193ZM197 51H200V50H197ZM222 51H224V50H222ZM237 51H238L239 53H237ZM1 52H3V51H1ZM1 52H0V57H1ZM9 52H11V51H9ZM19 52H20V51H19ZM30 52H31V51H30ZM42 52H43V51H42ZM73 52H74V51H73ZM77 52H79V50H78ZM100 52H102V51H100ZM110 52H111V51H110ZM153 52H154V51H153ZM190 52H191V51H190ZM202 52H205V51H202ZM214 52H216L215 49H214ZM214 52H213V53H214ZM219 52H220V51H219ZM226 52H227V51H226ZM226 52H225L224 55L222 54L223 56H221V58L219 57V58H220V59H219L220 61L222 60V61L226 62V60H227L228 58L232 59V58L230 57L231 54H230V55L228 54L229 51H228L227 53H226ZM20 53L23 54L24 52H20ZM34 53H35V52H34ZM38 53H39V52H38ZM49 53H50V52H49ZM53 53H54V51H53ZM58 53H59V52H58ZM71 53H72V52H71ZM87 53H89V52H87ZM91 53H92V52H91ZM91 53H89V54H91ZM97 53H98V52H97ZM114 53H115V52H114ZM154 53H155V52H154ZM154 53H153V54H154ZM179 53H180V52H179ZM181 53H183V51H182ZM194 53H196V52H194ZM200 53H201V51H200ZM213 53H210V54H213ZM221 53H224V52H221ZM221 53H220V54H221ZM2 54H3V55H2V59H0V79H4V81H1V80H0V82L3 83V84L6 82L5 84L7 85V87L4 85L5 87L3 86L2 89H0V90H1L2 92H5V93L7 94V96H9V97H10V96H11V97H12V96L15 97L17 94H18L17 96L20 97V96H19V94H21V91H20V90H21L22 88L24 89V87L22 86L23 84H26L27 86H29V85L31 86V88H30L28 91H30L31 89H33V90L35 91L36 89H35V88H32V85H36L37 83H40V82H41L40 84L42 85V84L44 83V82H43L44 78H45V80H47L48 78L52 79V82H53L54 84H55L54 81H56V79H59L60 81H61V80H64V81H65V79H67V77H65L67 73H66L65 75H63V73L60 74L61 72H58L59 69H58V67H56V64H55L54 62H53V63L55 64L54 66L56 67V69H58V70H57V73H56V70H55V71L52 70L53 72L49 70V72L45 73V71H48V70H45V69H48V68H44V65H43V67H41L40 64H38V63L36 62V64L39 65V67H40L41 70H43V69L45 70V71H42V73L44 72V75H40V74L38 75V72L40 71L39 69H37L38 66L36 65L37 67H36V69H34V68H35V61H36V60L38 61V59H37L38 56H36L37 58L34 59V61H33L34 63H32L31 65H29V64H30L32 61L30 62L29 59H27V60L30 62V63L28 62V66H27L26 64H25V66H22V65H24V62H22V63H23L22 65L18 64V63H20V62L22 61V59H21V61H20V60H19L20 58H18V56H17V55H19V54L16 55V54L14 53V54L17 56V57H13V56H12L13 58H15L14 60H13L12 58H11V59L6 58V57L3 58L4 56H6V55L8 54L7 52H6V55H4V53H2ZM14 54H13V55H14ZM29 54H30V53H29ZM29 54L26 53L27 58H28V55H29ZM43 54H44V53H43ZM50 54H51V53H50ZM54 54H55V53H54ZM65 54H66V51H65ZM75 54H76V53H75ZM75 54H73V55H75ZM84 54H85V52L82 53V55H84ZM93 54H94V53H93ZM99 54H101V53H99ZM103 54H104V53H103ZM111 54H112V53H111ZM116 54H118V53L116 52ZM138 54H139V53H138ZM138 54H137V55H138ZM140 54H141V53H140ZM150 54H151V53H150ZM159 54H160V53H159ZM168 54H169V53H168ZM184 54H185V53H184ZM198 54H199V53H198ZM10 55H12V54L9 53V55H7V56H10ZM33 55H35V54H33ZM48 55H49V54L47 53V56H48ZM78 55H79V54H78ZM86 55H87V54H86ZM95 55H96V53H95ZM106 55H108V54H106ZM126 55H127V54H126ZM134 55H135V54H134ZM134 55H133V57H134ZM137 55H136V56H137ZM155 55H156V54H155ZM157 55H158V54H157ZM162 55H163V54H162ZM182 55H183V54H182ZM190 55H191V54H190ZM201 55H202V54H201ZM201 55H199L200 58L202 57ZM203 55H206V54H203ZM215 55H216V54H215ZM218 55H219V54H218ZM234 55H232V56H234ZM39 56H40V55H39ZM57 56H58V55H57ZM57 56H56V57H57ZM69 56H70V55H69ZM69 56H68V57H69ZM71 56H72V55H71ZM80 56H81V55H80ZM88 56H89V55H88ZM103 56H105V55H103ZM109 56H110V55H108V57H107L108 59L112 57V56H110V57H109ZM118 56H119V55H118ZM128 56H130V55H128ZM136 56H135V57H136ZM138 56H139V55H138ZM141 56H142V54L140 55V57H141ZM166 56H167V55H166ZM192 56H193V54H192ZM194 56H195V54H194ZM206 56H207V55H206ZM211 56H212V55H211ZM219 56H220V55H219ZM260 56H261V57H260ZM20 57H21V56H20ZM22 57H24V56H22ZM25 57H26V56H25ZM29 57H30V56H29ZM42 57H44V55H43ZM42 57H41V60L43 59ZM48 57H49V56H48ZM53 57H55V56L52 55V58H53ZM72 57H73V56H72ZM75 57H76V56H75ZM75 57H74L75 60L78 59V58H75ZM92 57H93V56H92ZM101 57H102V56H101ZM116 57H117V56H116ZM116 57L114 56V58H116ZM120 57H121V56H119L118 58L121 59L122 57H121V58H120ZM130 57H131V56H130ZM130 57H129V58H130ZM135 57H134V59H136ZM150 57H151V56L148 57V62L151 60V58L154 59V57H151V58H150ZM159 57H160V59H161V56H160V55H159ZM164 57H165V56H164ZM168 57H169V56H168ZM170 57H172V56H170ZM177 57H179V56H177ZM180 57H181V56H180ZM185 57H186V56H185ZM189 57H190V56H189ZM208 57H209V55H208ZM212 57H213V56H212ZM212 57H210V58H212ZM215 57L218 58L217 56H215ZM234 57H235V56H234ZM237 57H238V55H237ZM237 57L234 58V59H236V60H237V59H240V58H237ZM16 58H18L19 62H18V60L16 61ZM32 58H34V57H31V60H33ZM39 58H40V57H39ZM62 58H63V57H62ZM66 58H67V57H66ZM84 58H87V57L84 56ZM89 58H90V56H89ZM94 58H95V56H94ZM112 58H113V57H112ZM126 58H127V57H125L124 59H126ZM149 58H150V60H149ZM156 58H157V57L155 56V59H156ZM162 58H163V56H162ZM172 58H173V57H172ZM186 58H187V57H186ZM186 58H183V57H182L183 60L186 59ZM242 58H241V59H242ZM3 59H4V60H3ZM23 59H24V58H23ZM53 59H54V58H53ZM53 59H52V60H53ZM59 59H60V58H59ZM71 59H72V58H71ZM71 59H68V60H69L68 62L73 61V60H71ZM82 59H83V58H82ZM103 59H104V57H103ZM108 59H107V60H108ZM166 59H167V58H166ZM190 59H192V58H190ZM190 59L187 58V59H186L187 61H185V62H189ZM193 59H194V58H193ZM198 59H199V58H198ZM206 59H207V57H206ZM206 59H203V60H206ZM41 60H40V61H41ZM44 60H48L47 57H46V59L44 58ZM50 60H51V59H50ZM50 60H49V61H50ZM64 60H65V59H64ZM70 60H71V61H70ZM79 60H80V58H79ZM83 60H84V59H83ZM87 60H88V59H87ZM91 60L94 61V60H96V59H91ZM101 60H102V59H101ZM104 60H106V59H104ZM121 60H122V59H121ZM127 60H128V59H127ZM129 60H130V59H129ZM144 60H147V59H144ZM144 60H143V62H144ZM157 60H159V59H157ZM170 60L173 61L174 58H173V60H172V59H170ZM180 60H181V59H180ZM219 60L217 59V62H218ZM228 60H229V59H228ZM242 60H243V59H242ZM23 61H24V60H23ZM42 61H43V60H42ZM55 61H56V60H55ZM66 61H67V60H66ZM84 61H85V60H84ZM97 61L99 62V60H97ZM110 61H112V59H111ZM125 61H126V60H125ZM135 61H138V60H135ZM141 61H142V60H141ZM164 61H165V60H164ZM178 61H179V60H178ZM194 61H195V59H194ZM208 61L211 62L210 59L207 60V62H208ZM222 61H221V62H222ZM244 61H243V63H244ZM43 62H44V61H43ZM43 62H41V63H43ZM46 62H47V61L44 62L45 65H46ZM51 62H52V61H51ZM51 62H50V63H51ZM56 62H57V61H56ZM60 62H61V60H60ZM64 62H65V61H64ZM74 62H76V61H74ZM79 62H80V61H79ZM95 62H96V61H95ZM107 62H108V61H107ZM107 62H106V64H105L106 66L109 65ZM120 62H122V61H120ZM123 62H124V60H123ZM133 62H134V61H133ZM139 62H140V61H139ZM139 62H138V63H139ZM151 62H153V61H151ZM160 62H162V61H160ZM166 62H167L168 64L170 63V62H168L167 60H166ZM204 62H205V61H204ZM209 62H208V63H209ZM221 62H220V66H221V64H222ZM224 62H223V63H224ZM231 62H232V61H231ZM234 62H236V61L233 60V64H234ZM26 63H27V62H26ZM62 63H63V62H62ZM82 63H83V62H82ZM92 63H93V62H92ZM92 63H91V64H92ZM101 63H103V62H101ZM109 63H111V62H109ZM114 63H115V62H114ZM117 63H119V62H117ZM130 63H131V62H129V64H130ZM138 63H137V64H138ZM146 63H147V62H146ZM149 63H150V62H149ZM149 63H148V64H149ZM153 63L156 64L155 61H154ZM157 63H158V62H157ZM176 63H177V62H176ZM176 63L174 62V64H176ZM179 63H180V62H179ZM179 63H178V64H179ZM183 63H184V62H182V60H181V64H183ZM196 63H197V61H196ZM211 63H213V62H211ZM228 63H229V62H228ZM75 64H76V63H75ZM78 64H79V63H78ZM84 64H85V63H84ZM97 64H99V63H97ZM119 64H120V63H119ZM123 64H124V63H123ZM123 64H122V65H123ZM139 64H141V63H139ZM158 64H160V63H158ZM165 64H166V63L163 62V65H165ZM171 64H173V63H171ZM171 64H170V65H171ZM187 64H191V63H187ZM192 64H193V63H192ZM192 64H191V65H192ZM194 64H195V63H194ZM194 64H193L192 66H194ZM197 64H199V63H197ZM200 64H201V63H200ZM202 64H203V62H202ZM202 64H201V65H202ZM204 64H205V63H204ZM204 64H203V65H204ZM213 64H214V63H213ZM213 64H211V65H213ZM224 64H225V63H224ZM231 64H232V63H231ZM233 64H232V65H233ZM240 64H241V63H240ZM246 64H248V63H246ZM49 65H50V64H49ZM63 65H64V64H63ZM73 65H74V63H73ZM81 65H82V64H81ZM81 65H80V68H79V73L81 72L80 69L83 68V67L81 68ZM89 65H90V63H89ZM89 65H87V66L90 67ZM101 65H102V64H101ZM103 65H104V64H103ZM103 65H102V67H104ZM120 65H121V64H120ZM125 65H126V64H125ZM127 65H128V64H127ZM132 65H133V63H132ZM141 65H142V64H141ZM161 65H162V64H160L158 68H160ZM163 65H162V66H163ZM166 65H167V64H166ZM170 65H167V66H170ZM185 65H186V64L184 63L183 66H185ZM191 65H186V66H189V67H190ZM205 65H207V63H206ZM211 65H210V66H211ZM217 65H218V64H217ZM21 66L24 67V68H23V69H24L23 71H22V70L19 71V67L22 68ZM32 66H33L34 68H33ZM54 66H53V67H54ZM67 66H68V65H67ZM71 66H72V62H71ZM74 66H75V65H74ZM74 66H73V68H74ZM78 66H79V65H78ZM87 66L85 67V71L87 70V69H86ZM92 66H93V65H92ZM94 66H95V65H94ZM96 66H97V65H96ZM98 66H100V65H98ZM135 66H136V64H135ZM135 66H134L133 68L136 69ZM145 66H146V64H145ZM150 66H152V65H150ZM156 66H157V65H156ZM181 66H182V65H181ZM192 66H191V68H192ZM196 66H197V65H196ZM199 66H200V65H199ZM227 66H228V64H227ZM235 66H236V65H235ZM241 66H242V65H241ZM241 66H240V67H241ZM243 66H244V65H243ZM26 67H27V68H26ZM45 67H47V66H45ZM49 67H51V66H49ZM55 67H54V68H55ZM59 67H60V65H59ZM63 67H64V66H63ZM68 67H70V66H68ZM68 67H67V69H68ZM76 67H77V65H76ZM76 67H75V68H76ZM123 67H125V66H123ZM129 67H131V66H129ZM129 67H127V69H128ZM138 67H139V66H138ZM148 67H149V66H148ZM152 67H153V66H152ZM164 67H165V66H164ZM171 67H173V65H171ZM176 67H177V66H176ZM176 67H175V68H176ZM194 67H195V66H194ZM202 67H203V66H202ZM206 67H207V66H206ZM211 67H212V69H214L213 66H211ZM224 67H225V66H224ZM240 67L237 66V68H240ZM245 67H246V66H244V68H245ZM42 68H43V69H42ZM51 68H52V67H51ZM61 68H62V66L60 67V70H61ZM94 68L97 70L96 67H94ZM98 68H99V67H98ZM106 68H107V67H106ZM112 68H114V67H112ZM116 68H117V67H116ZM116 68H114L113 70H115ZM118 68H119V67H118ZM139 68H140V67H139ZM139 68H137V69H139ZM145 68H146V67H145ZM165 68H166V67H165ZM168 68L170 69V67H168ZM173 68H174V67H173ZM180 68H181V67H180ZM183 68H184V67H183ZM183 68H182V69H183ZM204 68H205V66H204ZM208 68H209V67H207V68H205V69H207V71H208V70L210 69V68H209V69H208ZM222 68H223V67H222ZM222 68H221V69H222ZM225 68H226V67H225ZM227 68H228V67H227ZM232 68H233V67H232ZM263 68H261V69H263ZM102 69H103V68H102ZM121 69H122V67L120 68V70H121ZM123 69H126V68H123ZM135 69H134V70H135ZM137 69H136V71H137ZM142 69H144V68H142ZM142 69H141V70H142ZM154 69H155V68H154ZM166 69H167V68H166ZM171 69H172V68H171ZM182 69H181V70H182ZM185 69H187V67H186ZM195 69H196V68H195ZM197 69H198V68H197ZM199 69H200V68H199ZM228 69H229V68H228ZM230 69H231V67H230ZM34 70H35V71H34ZM38 70H39V71H38ZM60 70H59V71H60ZM64 70L66 71V67H65ZM72 70H74V69H72ZM89 70H90V69H89ZM98 70L100 71V69H98ZM98 70H97V71H98ZM105 70H106V69H105V67H104V71H105ZM107 70H108V69H107ZM113 70H112V71H113ZM144 70H145V69H144ZM147 70H148V68H147ZM155 70H156V69H155ZM176 70H177V69H176ZM189 70H190V71H192V70L194 71V68H192V69L189 68V69H188V72L191 73ZM218 70H219V69H218ZM233 70H234V69H233ZM241 70H243V69L241 68ZM251 70H252V68H251ZM263 70H264V69H263ZM37 71H38V72H37ZM61 71H62V70H61ZM68 71H69V70H68ZM74 71H75V70H74ZM83 71H84V70H83ZM85 71H84V72H85ZM90 71H91V70H90ZM101 71H102V70H101ZM101 71H100V72H101ZM104 71H103V73H104ZM126 71L128 72V70H126ZM129 71H130V70H129ZM150 71H153V70H150ZM157 71H158V70H157ZM157 71H156V72H157ZM162 71H163V70H162ZM162 71H161V72H162ZM170 71H171V70H170ZM179 71H180V70H179ZM201 71H203V70H201ZM201 71H200V72H201ZM205 71H206V70H205ZM205 71H204V72H205ZM221 71H222V70H221ZM229 71H230V70H229ZM236 71H238V73H239V69L235 70V72H236ZM243 71H244V70H243ZM259 71H260V70H259ZM36 72H37V73H36ZM63 72H64V71H63ZM70 72H71V71H70ZM77 72H78V71H77ZM86 72H87V71H86ZM88 72H89V71H88ZM91 72H92V71H91ZM93 72H94V71H93ZM105 72H106V71H105ZM119 72H120V71H119ZM119 72H118V73H119ZM123 72H124V71H123ZM127 72H126V73H127ZM131 72H132V71H131ZM138 72H140V71L138 70ZM141 72H142V71H141ZM145 72H146V71H145ZM166 72H167V71H166ZM166 72H165V73H166ZM172 72H174V71H172ZM182 72H183V71H181V73H182ZM194 72H196L197 75H198V73H199V72L197 73V71H194ZM209 72H210V71H209ZM209 72H207V73H209ZM211 72H212V71H211ZM214 72H215V71H214ZM217 72H219V71H217ZM217 72H215V73H217ZM227 72H228V71H227ZM249 72H251V71H249ZM249 72H248V73H249ZM253 72H254V71H253ZM253 72H252V73H253ZM255 72H256V71H255ZM262 72L264 73V71H262ZM39 73H41V71H40ZM55 73H56V74H55ZM58 73H59L60 75H58ZM68 73H69V72H68ZM71 73H72V72H71ZM71 73H70V74H71ZM74 73L77 74L76 72H74ZM74 73H73V74H74ZM108 73H109V72H108ZM110 73H111V71H110ZM116 73H117V72H116ZM126 73H125V75H127ZM142 73H143V72H142ZM159 73H160V72H159ZM186 73H187V72H186ZM207 73H206V75H208ZM212 73H213V72H212ZM212 73H211V74H212ZM222 73H224V71H223ZM229 73H230V72H229ZM229 73H227V74H229ZM231 73H233V71H232ZM244 73H246V72L244 71ZM248 73H247V74H248ZM263 73H262V74H263ZM75 74H74V75H75ZM91 74H92V76H93V75H95V76L97 75V73H96V74H95V73H94V74H93V73H90L89 75L91 76ZM105 74H106V73H105ZM119 74H122V73H119ZM133 74H134V73H133ZM155 74H156V73H155ZM162 74H163V73H162ZM162 74H161V75H162ZM173 74H174V73H173ZM176 74H177V73H176ZM179 74H180V73H179ZM192 74H194V73L192 72V73L190 74V79H191ZM202 74H203V73H202ZM202 74H201V75H202ZM204 74H205V73H204ZM224 74H225V73H224ZM224 74H223V75H224ZM242 74H243V73H242ZM242 74H241V72H240V75H239V76H237V74H236V77H237V78L239 77L238 79H239V81L241 80V82H247L246 79L248 80L247 83L250 82L251 84H252V83H255V82L257 81L256 79H254V80H256L255 82L249 81V80L252 79V78H250L247 74H246V77L244 76V74H243V75H242ZM253 74H254V73H253ZM255 74H256V73H255ZM67 75H68V74H67ZM71 75H72V74H71ZM77 75H78V74H77ZM77 75H75L76 78H73V81H72L73 83L75 82V85H76V86L73 87L74 84L70 81V83L72 84V86H70V87H72L73 90H76V91H78V92H80V93H84V94H86V93L90 94L89 97H88V94L85 95L86 98H87V97L90 98L91 95H93V94L96 96V94L101 93V92H97V91H101V90H102L103 95H105L106 98L104 97L105 99L103 100V99H102L103 97L100 98L99 95L96 96V98L98 97L97 99H100V100H98L97 102L101 101V99H102L103 101L99 102V103H98L99 105H98L97 107H95L96 105L93 104L94 102L91 104L90 101H89V102H90V103H89V102H87V99H84L85 96H84V97L82 96L83 99H82V98H81V99L84 100V101H81V100H80L81 102L79 101L78 104H79V103H82V102H85V101L87 102V104L82 103L81 106H80V105H76L77 107H75V105L73 106V104L71 103L72 100L69 99V96H67L68 99H69L70 101H69V100H66L65 102H68V101H69V103H71V105H72V107H70L69 109L72 110L73 108H75L76 110H78V112H77L78 114H77L76 112H74L75 110H74V111L72 110V111L74 112V114L76 113L77 115H79V117H77V115H76V117L73 118V117L75 116L74 114H68V113H67V110H68L67 107H68V106L65 107L64 104H66V103H64V101H63V99H66V97L64 98V97L62 96L63 92L60 91V86H58L59 88H58V90H57V86H56L57 83H56L55 86H54V84H53L54 89H51V86H50V88H49L48 86L51 85L52 82H50V80H49L48 82H46V81L44 80L46 84L49 83V82H50L51 84L49 83L47 86H45L46 84L44 83L45 85H44V84H43L44 86L42 85V86H43V87H42V89H43V92H42V93H37V92H38V89H39L40 86H39V87L36 86V88L38 87V89L36 90V92L33 91V93H32L31 95H29V93L27 92V87H26V92H25V89H24V92H25V93H23V94H26V96H27V94H28L29 96H32L31 98H33V99L31 100V98H29V97L27 96V97H28L27 99L31 100L32 102H33V100L35 99L34 102H36L35 104H37V106H39V109H40L39 111L41 112V109L43 108V109L45 110L46 114H48L49 112H52L51 115H50V116H52V117H51V119H50V118H49L50 116L48 115V116H49V117H48L49 119H43V118H41L42 120L38 122L37 120L40 119V117L38 116L37 119L35 118L37 122H34L35 124L32 122V124H33L34 126L32 125L33 127H28V128H32V129L34 128L33 130H36L35 133H34V134H30V133H33V132L30 131V133H29L28 131H26L27 133H25V132L23 133V132L20 131L21 134H22V135H21L20 132L17 130V128H20V129H21V127H22L21 130H25V129H27V126H31V125H28L29 122L26 121L25 119H24V120H25L24 123H26V122L28 123V124L26 123V128L24 127V125L21 126L23 123H22L21 125L19 124L20 126L15 125V123H16V121H17L16 119H15V120H16L15 123H12V125H10L11 122L13 121L14 116H12V115L10 116L9 113H7V115H6V114H2V108H1L2 105H1V107H0V108H1V109H0V111H1L0 114H2V115H1V118H2L3 116H6L7 118H9V116H10V118H12V119L9 120V121H11V122H9V121L7 122L8 125H7V123L5 124L6 127L3 126V124H4V122L7 121L8 119L6 120V117H5V120L3 119L4 121H3V120H0V121H2V125L0 124L1 127H2V128L4 127V128L7 129V130H6V129L3 128V131H2V130H1V127H0V131H2L0 134H2L3 132L8 131V132H6L7 134H9L8 136L12 137V135H13V136L17 135L19 138H20V136H21V138H20V139L17 138V141L15 142V141H12V139H8L9 137H8V138H7V137L4 138V137H3L4 135H3V136H0V152H3L4 150L6 151V149H4V147L7 145V146L10 147V149H8V150H11V147H13V148H15V149H16V147L21 148V149L23 150V152H21L20 150H16V151L21 152V154L23 153L22 156L25 155V156H27V158H29V159H30V157L33 158V157H36V156H37V155H34V153L39 154L41 157H43V158H40V159H45V160H46L47 162H49V163L51 162L49 165H51L52 162L57 163V164H60V163L62 162V160H64V161L62 162V164H63V163H65V162H67L68 160L70 161V159H71V165H70V162H69V161H68L67 163H65V165H67V168L65 167V170L68 169V168L70 169L73 165L77 166V165H79V162H81V159H82V157H83V155H84V152L82 151L81 147L78 146V145L76 144V143H78V142H74V141H73V139H72V137H71L72 134L68 133V135H67V132H66V134H65V133H64V134H63V133H59L61 127H60V129L56 127V122H58L59 117H62V118H63V121H62V122H64V119H65L66 117H69L70 115H74L73 117L70 116V117H72V119H74V120H72V119L70 120V118H67V119H68L69 121H72V123L75 124L76 126H80L81 129H82L84 132H85V130H86V132H88V133L85 132V133H86L85 136H84V133H82L84 137H82V134H81V138H83V139H84V138H86V139L88 138V139H89L90 137L96 138V137H97L96 135H98V134H100V133L102 134V131H105V132H103L104 134H105L106 131H107L108 133H110V134L106 133V135H107V134L109 135V136L107 135V139H108V141L110 142L111 146L116 147V148L122 146V149H124L123 147H126V149L124 150L125 152L128 151L127 149H129V147H130V148H133V150H135V152L137 151V154H138V155H139V153H141V157H142V154H143V155H144L145 157H147L150 161L153 160V161H155V163H157V164H159V162H160L159 165L163 164L164 166H165V165H166V166H169V167H167V168H170V167L173 168V169L170 168V169L172 170V172H175V171H176V172L178 173V175H179V176H178L176 173H172V174H171L172 176L175 175V174L177 175V176H176V175L174 176V178L176 179L177 182H178V180L180 179L183 183H185V182L187 181L186 179H188V178L190 179V178H192V177L195 178V180H194L195 182L193 181V183H196V182L200 181V182L196 183V187H195L194 184H193L194 186L192 185V186L194 187L193 190H195V192H197V193H203V192H202V188H204V187H202V186H205L206 188H204V189H205L206 191H204V193H208V195H211V197L214 196L215 198L218 197V198H221V199H222L223 197H225V198H223V199H226V196H227L228 198L231 197V199H230V198H229V199H230L231 201H234V202L236 201V203H238V202L240 203V202L242 201L241 204H243V202L245 201V203L247 202L246 204H248V205L250 204V202H252L250 205L253 204V205H255V206H258L257 208H261V207H259L260 205H261V206H262V205L264 206V197L262 198V197L260 196V197H261L260 199H258L259 197H257V199H256V197H255V196H257L258 193L260 192V191H257V187L260 186L261 183H262V184L264 183V174H263V173H262L263 175H260V174H258V175H256V174L253 175V174H251V173L249 174L248 171H245V172H244V171H240V170H239L240 168H239L238 170L235 169V168L233 169V166H232L231 168H230L229 166H228L227 168H226V167H222V166H215V167H212V166L210 167V166H209V168H208V167L206 166L207 168L205 167V168H206V169H205V168H203L204 166H202L203 164H201V162H203V161H201V162H200L201 167H202L201 169L206 170V171H202V170L199 168V167H200V164L197 162V161H198V158H199V157H198V156H199V153H198L199 150H198V152H197L196 150H195V151L190 150V149L188 150L187 148H186V150H185V149H182V146L179 145L180 143L178 144V141H177V140H175V139H173V138H169V139H168V137H167V140H166V141H167L168 144L170 145V147H168L169 145H168V144H165V143H167V142H165V141L163 142V141H162V139H163L165 136L162 137V139H160V138H158V137L156 138V137H155L156 135H155V136H154L155 138L152 137L154 140H156V141H154V143H153L152 139L149 138V137H150V136H149L150 134H148L149 137H146V138H149V140L151 139L150 141H152V143H151V142L148 140V144H146L145 142H143V141H144L143 139H141V140L139 141V139L141 138V137H139V136H138V137H139L138 140H136L137 138L135 139V138L130 134V132H131V131H130V130H131V129H130V128H131L130 125H132V124L129 125V122L127 123V122L124 120V117H125V119H129V116H130L129 114L133 113V115H134V114L136 115V113H139V112H137V111H138L140 108L138 107L139 109L136 110L137 108L134 106L135 104H137L136 102H135L134 105H133V104H128V105H131V107H128V106L126 105L128 102H129V103H134L133 101H134V100L136 101V98L134 99V97H138V96H139L138 91H134V89L132 88L133 86H131V88H130V89H132V90L128 89L129 87H127V88L125 87V89H124V88H122V84H121V86L118 84V85L120 86L119 88H118V87H114V86H115V84H114L115 81H119V80H115V81L113 82L114 86H110V85H109V84H110V83H109L110 80L108 79V80H109V82H108V83H109V84H108L109 86H107L106 83H105L104 85L101 84V87H100L101 89H100V90H97V91H96V90H93L94 92H97V93H94L93 91H91V89H90V90H87V89L85 88L86 86L84 87L83 84H80V83H81V82H80L81 79H80V80H77ZM81 75H82V73H81ZM81 75H80V76H81ZM86 75H87V73H86ZM107 75H108V74H106V76H105V75H104V76L107 77ZM114 75H116V74H114ZM128 75H129V72H128ZM134 75H135V74H134ZM136 75H137V73H136ZM188 75H189V74H188ZM194 75H195V74H194ZM212 75H213V74H212ZM216 75H217V74H216ZM216 75H213V76H216ZM219 75L221 76L220 72H219ZM223 75H222V76H223ZM234 75H235V73H234ZM241 75H242V76H241ZM256 75H257V74H256ZM260 75H261V73H260ZM50 76H52L55 80H54L53 78H51ZM69 76H70V75H69ZM69 76H68V78H69ZM82 76H83V75H82ZM84 76H85V74H84ZM84 76H83V77H84ZM87 76H88V75H87ZM104 76H103V77H104ZM108 76H109V75H108ZM110 76H111V75H110ZM123 76H124V74H123ZM129 76H130V75H129ZM131 76H132V75H131ZM152 76H153V72H152ZM158 76H159V74H158ZM165 76H166V75H165ZM172 76L174 77V75H172ZM175 76H176V75H175ZM178 76H179V75H178ZM184 76H185V75H184ZM199 76H200V75H199ZM199 76H198V77H199ZM213 76L210 77V78H213ZM224 76H225V75H224ZM230 76H231V74H230ZM257 76H258V75H257ZM263 76H264V75H263ZM78 77H79V76H78ZM83 77H82V79H83ZM100 77H101V75H100ZM116 77H117V76H116ZM118 77L120 78V76H118ZM124 77H125V76H124ZM139 77H140V75H139ZM142 77H143V76H142ZM142 77H141V78H142ZM150 77H151V76H150ZM159 77H160V76H159ZM163 77H164V76H163ZM163 77H162V78H163ZM167 77H168V76H166L164 79H166ZM179 77H183V76H179ZM195 77H196V75H195ZM195 77H194V76L192 77V79H191V80H192V83H193V81L195 82ZM198 77H196V78H198ZM200 77H201V76H200ZM206 77H207V76H206ZM216 77H217V76H216ZM234 77H235V76H233V78L230 77V78H224V79H227V81L230 80L229 83H230L231 81L233 82V80H234V81H235V80L238 81V79H237V78H234ZM240 77H243L245 81H244V80L242 81L243 78L240 79ZM253 77H254V76H253ZM260 77H262V76H260ZM260 77H259V78H260ZM70 78H71V77H70ZM70 78H69V79H70ZM85 78H86V77H85ZM87 78H88V77H87ZM89 78H90V77H89ZM92 78H93V77H92ZM95 78H96V77H95ZM95 78H94V79H95ZM107 78H109V77H107ZM119 78H118V79H119ZM130 78H131V77H130ZM144 78H145V75H144ZM153 78H154V77H153ZM169 78H170V77H169ZM174 78H175V77H174ZM174 78L171 77L172 80H173ZM176 78H177V81H178L179 78H178V77H176ZM176 78H175V79H176ZM183 78H184V77H183ZM193 78H194V80H193ZM222 78H223V77H222ZM249 78H250V79H249ZM255 78H256V77H255ZM259 78H258V79H259ZM5 79H6V80H5ZM69 79H67V81H68ZM78 79H79V78H78ZM94 79H93V80H94ZM98 79H99V78H98ZM103 79H104V78H103ZM113 79H115V78H113ZM123 79H124V78H123ZM133 79H135V78H133V76H132V81H133ZM136 79L139 80L138 77H137ZM145 79H146V78H145ZM158 79H159V78H158ZM171 79H170V80H171ZM220 79H221V78H220ZM86 80H87V79H86ZM89 80H91V79H89ZM104 80H106V79H104ZM108 80H107V81H108ZM120 80H122V79H120ZM126 80H127V78H125V81H126ZM141 80H142V79H141ZM153 80H154V79H152V81H153ZM155 80L157 81V79H155ZM161 80H163V79H161ZM172 80H171V82L169 81L168 83H172V82L174 83V82H175V81H172ZM180 80H181V79H180ZM180 80H179V81H180ZM188 80H189V77H188V79H187V82H183V81H185V80H183V79H182L181 81H182L184 84L187 83V85H189L190 83L188 84ZM191 80H190V82H191ZM198 80H199V79H198ZM198 80H197V81H198ZM201 80H203V79H200V81H201ZM207 80H208V79H207ZM252 80H253V79H252ZM259 80H260V79H259ZM84 81H85V80H84ZM84 81H83V82H84ZM91 81H92V80H91ZM136 81H137V80H136ZM143 81H144V80H143ZM143 81H142V82H143ZM156 81H155V82L153 81L152 83H151V82L149 83V81H147L146 83H144V84H145L144 86H147V85H153L154 83H155V85H156V84H157ZM181 81H180V82H181ZM225 81H226V80H225ZM225 81H224V82L222 81V82L225 84ZM227 81H226V84H225V85H227ZM7 82H9V84H10V82H12V84H15V83H16V84H17V85H15L16 87H17L18 85H20L22 88L19 89L20 86H18V89H19V90H18L17 88H15V87H14V88H11L12 85H11V86L8 85ZM36 82H37V83H36ZM42 82H43V83H42ZM56 82H59V81L57 80ZM62 82H63V81H61L60 83H62ZM79 82H80V83H79ZM83 82H82V83H83ZM85 82H86V81H85ZM87 82H88V81H87ZM119 82H120V81H119ZM123 82H124V81H123ZM130 82H131V81H130ZM139 82H140V81H139ZM161 82H162V84H163V81H161ZM164 82H165V81H164ZM166 82H167V80H166ZM198 82H199V81H198ZM198 82H195V83L199 84L200 82H199V83H198ZM206 82H208V81H206ZM206 82L204 83V81H203L202 83H200V85H201V84H205V85H203L204 87H202V86H201V87L204 88V90L208 91V90H209L208 88H207L208 90L205 89V86H206V84H207ZM232 82H231V83H232ZM235 82H236V81H235ZM235 82H234V83H235ZM257 82H258V86H259V83H262V81H261V82H260V81H257ZM1 83H0V84H1ZM90 83H91V82H90ZM94 83H95V82H94ZM121 83H122V82H121ZM127 83H128V82H127ZM140 83H141V82H140ZM168 83H167V85H168ZM175 83H176L177 86H179V84H177V82H175ZM178 83H179V82H178ZM192 83H191V84H192ZM219 83H220V82H219ZM223 83H222V84H223ZM234 83H232V84L235 85L236 83H235V84H234ZM58 84H59V83H58ZM63 84H66V85H67V83H65V82H63ZM63 84H62V85H63ZM87 84H88V83H87ZM96 84H97V82H96ZM98 84H99V83H98ZM132 84H133V83H132ZM137 84H139V83H137ZM159 84H160V82H159ZM162 84H161V87H160V85H159V88H156V90H159V89H160V91H163V90H161V89L164 88V87L166 88V86H164V84H163V85H162ZM181 84H182V83H181ZM184 84H183V85H184ZM197 84H194V85H197ZM213 84H214V83H213ZM239 84H240V82H239ZM255 84H256V83H255ZM262 84H263V83H262ZM262 84H260V85H262ZM26 85H24V86H26ZM37 85H38V84H37ZM66 85H64V86H66ZM68 85H70V84H68ZM68 85H67V87H68ZM84 85H85V84H84ZM90 85H91V84H90ZM92 85H93V84H92ZM124 85H125V84H124ZM124 85H123V87H124ZM133 85H134V84H133ZM172 85H173V84H172ZM172 85H171V86H172ZM194 85H193V86H194ZM207 85H208V84H207ZM209 85H210V87L212 86L211 84H209ZM233 85L230 86V87H233ZM240 85H241V84H240ZM240 85H239V86H240ZM242 85H243V84H242ZM247 85H248V84H247ZM247 85H246V83H245V86H247ZM249 85H250V84H249ZM249 85H248V86H249ZM1 86H2V85H1ZM1 86H0V88H1ZM129 86H130V85H129ZM136 86H137V85H136ZM156 86H157V85H156ZM163 86H164V87H163ZM177 86H176V88H178ZM185 86H186V85H185ZM185 86H184V87H185ZM190 86H191V85H190ZM197 86H198V85H197ZM217 86H218V85H217ZM221 86H222V88L227 87V86H224V87H223V85H221ZM228 86H229V85H228ZM237 86H238V83H237L236 87H237ZM262 86H263V85H262ZM262 86L259 87V88L263 89L264 86H263V87H262ZM9 87H10V88H9ZM46 87H47V88H46ZM53 87H52V88H53ZM70 87H69V88H70ZM88 87H89V86H88ZM148 87H149V86H148ZM152 87H153V86H151L150 88H152ZM173 87H174V86H173ZM181 87H182V85H181ZM184 87H183V88H184ZM195 87H196V86H195ZM201 87H199V88H201ZM206 87H208V86H206ZM210 87H209V88H210ZM215 87H216V86H214L213 88H215ZM253 87H254V85H253ZM44 88H45V90H44ZM120 88H121V89H120ZM165 88H164V89H165ZM167 88L169 89V91H171V90H170L171 88L169 87V85L167 86ZM167 88L164 90V92H167V91H166ZM174 88H175V87H174ZM174 88H172V89H174ZM176 88H175V89H176ZM183 88H182V89H183ZM192 88H193V87H192ZM227 88H228V87H227ZM234 88H235V86H234ZM238 88H239V87H238ZM243 88H244V87H243ZM251 88H252V86H251ZM254 88H255V87H254ZM256 88H257V84H256ZM40 89H41V88H40ZM40 89H39V90H40ZM64 89H65V88H64ZM72 89H70V90H72ZM92 89H93V88H92ZM98 89H99V88H98ZM135 89H136V88H135ZM140 89H141V86H140ZM142 89H143V88H142ZM152 89H153V88H152ZM210 89H211V88H210ZM215 89H217V88H215ZM218 89H219V87H218ZM241 89H242V88H241ZM249 89H250V88H249ZM67 90H68V89H67ZM138 90H139V89H138ZM147 90H148V89H147ZM147 90H146V91H147ZM149 90L151 91V89H149ZM176 90H177V89H176ZM178 90H179V88H178ZM189 90H190V88H189ZM198 90H199V89H198ZM201 90H202V93H201V94H203V93L205 94V95L203 94L204 97H205L206 94L209 92V91H208V92L205 93V92H203V91H204L203 89H201ZM201 90L198 92V94L201 92ZM219 90H221V89H219ZM230 90L232 91V89H230ZM251 90H252V89H251ZM255 90H256V89H255ZM257 90H258V89H257ZM41 91H42V90H40V92H41ZM169 91L167 92L168 94H169ZM187 91H188V88H187ZM187 91H186V92H187ZM191 91H192V89H191ZM191 91H190V92H191ZM196 91H197V90H196ZM213 91H214V90H213ZM213 91H210L209 94H212ZM234 91H236V90H234ZM241 91H242V90H241ZM243 91H244V90H243ZM245 91H246V90H245ZM247 91H249V90H247ZM7 92H8V93H7ZM61 92H62V93H61ZM69 92H70V91H69ZM78 92H77V93H78ZM152 92H153V91H152ZM156 92H157V91H156ZM158 92H159V91H158ZM172 92H175V91H172ZM180 92H182V91H180ZM190 92H189L188 95H193V94H190ZM214 92H215V91H214ZM216 92L219 93L218 90H217ZM221 92H222V91H221ZM223 92H224V90H223ZM225 92L227 93L226 90H225ZM254 92H255V91H254ZM0 93H1V92H0ZM5 93H4V94H5ZM30 93H31V92H30ZM80 93H79V94H80ZM136 93L138 94V96H137ZM147 93H148V91H147ZM147 93H146V94H147ZM159 93H161V92H159ZM162 93H163V92H162ZM175 93H177V92H175ZM183 93H184V92H183ZM183 93H182V94H183ZM217 93H214V94L217 95ZM234 93H235V92H234ZM241 93H242V92H241ZM241 93L239 94V93L237 92V94H239V96H241V97H240V100H239V96H237V97H238L237 99L240 101V102L238 101V103H240V105H241V103H242L243 106H244V105H248V108H249V107H250V104H253V103H254L253 100H256L257 102L259 101L258 99H259L260 97L258 96V97H259V98H258V97L256 96L258 99H255V98H254L255 95L252 94V95L254 96V97H253L254 99H251L253 103L249 102L250 104H246V103H248V102L245 101V97H246V96L243 97L244 95H243V93H242V94H241ZM1 94H3V93H1ZM8 94H10V95H8ZM23 94H21V95L23 96ZM66 94H67V93L65 92L63 95L66 96ZM68 94H69V93H68ZM68 94H67V95H68ZM71 94H72V92H71ZM84 94H83V95H84ZM101 94H102V93H101ZM101 94H100V96H101ZM141 94H142V93H141ZM144 94H145V92H144ZM154 94H157V93L154 92ZM171 94L174 95V93H171ZM178 94H179V93H178ZM214 94H212L211 97H213ZM223 94H224V93H223ZM223 94H221V95H222V98H223V96H224ZM231 94H232V93H230V95H231ZM248 94H250V92H249ZM258 94H259V92H258ZM260 94H262V93H260ZM260 94H259V95H260ZM69 95H70V94H69ZM73 95L76 96L75 92H74ZM81 95H82V94H81ZM94 95H93V96H94ZM148 95H150V94H148ZM164 95H166V94H164ZM175 95H176V94H175ZM184 95L188 96L187 93L184 94ZM199 95H200V94H199ZM227 95H228V94H227ZM242 95H243V96H242ZM2 96H3L2 98H6V97H7L6 95H5V96L2 95ZM22 96H21V97H22ZM24 96H25V95H24ZM74 96H71V97H74ZM153 96H154V95H153ZM158 96H159V95H158ZM167 96H168V95H167ZM186 96H181V97H184V98H185ZM195 96L198 98L197 95H194V97H193V96H192V97L196 99ZM203 96H202V97H203ZM219 96H220V94H219ZM228 96H229V95H228ZM260 96H262V95H260ZM9 97H7V99H8ZM18 97H16V100L18 99ZM50 97H53V98L55 97V98H57V100L55 101V103H54V101H53V98H50ZM61 97H62V98H61ZM112 97H116V98H113V100H112ZM139 97H140V96H139ZM139 97H138V98H139ZM144 97H145V96H144ZM154 97H155V96H154ZM160 97H161V96H160ZM162 97H163V96H162ZM173 97H174V96H173ZM189 97H190V96H189ZM189 97H187V99H186L187 103H188V101L191 102L190 100L193 99V98H191V99L189 100ZM204 97H203V98H204ZM206 97H209V96L207 95ZM230 97H231V96H230ZM247 97H249V96H247ZM0 98H1V96H0ZM25 98H26V97H25ZM25 98H24V99H25ZM49 98H50V99H49ZM60 98H61V99H60ZM96 98H95V100H97ZM141 98H142V97H141ZM169 98L171 99V97H168L167 100H168ZM175 98H176V96H175ZM175 98H174V99H175ZM177 98H178V97H177ZM177 98H176V99H177ZM213 98H214V97H213ZM217 98H218V96L216 97V99H217ZM251 98H252V97H251ZM22 99H23V98H20V99H18V100L21 101ZM24 99H23V100H24ZM47 99H49L50 101H48ZM51 99H52V100H51ZM72 99H73V98H72ZM91 99H92V97L90 98V100H91ZM110 99H111V100H110ZM145 99H146V98H145ZM153 99H154V98H153ZM164 99H165V98H164ZM179 99H181V98L179 97ZM207 99H208V98H207ZM9 100H11L10 102H12V99H9ZM14 100H15V99H14ZM14 100H13V102H14ZM18 100H17V104H18ZM54 100H55V99H54ZM88 100H89V99H88ZM92 100H93V99H92ZM95 100H94V101H95ZM139 100H140V98L137 99V101H139ZM143 100H144V99H143ZM146 100H147V99H146ZM150 100H151V99H150ZM161 100H162V99H161ZM161 100H160V101H161ZM196 100H197V99H196ZM205 100H206V99H205ZM205 100H202V99H201V102H202V101H205ZM217 100H218V99H217ZM224 100H225V99H224ZM228 100H232V98H231V99L228 98ZM235 100H236V99H235ZM246 100H247V98H246ZM248 100H250V98H249ZM248 100H247V101H248ZM251 100H250V101H251ZM26 101H28V100H24V102H26ZM31 101H30V103H29V102H28V103L31 104ZM47 101L50 102V107L53 106V109H52V107H51V109L48 108V107H49V106H48L49 103H48ZM51 101H53L54 105H51V104H52ZM74 101L77 102L78 99H77V100H74ZM125 101H126V102H125ZM144 101H145V100H144ZM151 101H152V100H151ZM157 101H158V100H157ZM157 101H156V102H157ZM170 101H172V99H171V100H168V102H170ZM206 101L208 102V100H206ZM220 101H221V103L223 102V100H220ZM220 101H218V102H220ZM233 101H234V100H233ZM233 101H232V102H233ZM260 101H262V100L260 99ZM260 101H259L258 104L262 105V104L260 103ZM21 102H22V101H21ZM24 102H23V103H24ZM72 102H73V101H72ZM75 102H73V103L75 104ZM86 102H85V103H86ZM95 102H96V101H95ZM97 102H96V103H97ZM123 102H125L126 104H124ZM140 102H141V101H139L138 103H140ZM147 102H150V101H147ZM152 102L154 103L155 101H152ZM162 102H163V101H162ZM172 102H174V101H172ZM177 102L180 103V102H182V101L179 102L178 99H177ZM193 102H195V101L193 100ZM196 102H198V101H196ZM207 102H206V103H207ZM209 102H210V101H209ZM226 102H227V103H226L227 105H228L229 102L231 103V101H226ZM244 102H246V103H244ZM23 103H21V104L23 105ZM28 103L26 102L27 106H28ZM69 103H68V104H69ZM100 103H101V104H100ZM157 103H160V102L158 101ZM157 103H156V106H157ZM164 103H165V102H164ZM204 103H205V102H204ZM233 103H234V102H233ZM262 103H263V102H262ZM3 104H4V102H3ZM13 104H14V103H13ZM15 104H16V102H15ZM19 104H20V103H19ZM46 104H48V105H47V106H48V107H47V108H48L47 111H46V109H45V108H46ZM76 104H77V103H76ZM144 104H145V103H144ZM147 104H148V103H147ZM149 104H150V103H149ZM176 104H177V103H176ZM196 104H197V103H196ZM198 104H199V102H198ZM201 104H203V103H201ZM212 104H214V103H213V100H212ZM219 104H220V103H219ZM222 104H224V103H222ZM236 104H237V103H236ZM263 104H264V103H263ZM22 105H21V106H22ZM31 105H33V104H31ZM31 105H30V106H31ZM137 105L140 106L139 104H137ZM152 105H153V104H152ZM154 105H155V103H154ZM154 105H153V106H154ZM158 105L160 106V105H163V104L160 103V104H158ZM171 105H172V104H171ZM173 105H174V104H173ZM181 105H183V104L181 103ZM190 105H191V103H190ZM194 105H195V103H194ZM229 105H230V107L232 108V106L235 105V104H233V105L229 104ZM229 105H228L227 107H229ZM254 105H255V103H254ZM256 105H257V103H256ZM13 106H14V105H13ZM69 106H70V105H69ZM150 106H151V105H150ZM185 106H186V105H185ZM197 106H198V105H197ZM197 106H196V107H197ZM203 106H204V104H203ZM206 106H207V105H206ZM206 106H205V107H206ZM209 106L211 107V105H209ZM209 106H208V107H209ZM215 106H216V105H215ZM215 106H213V107H215ZM220 106H221V105H220ZM238 106H239V104H238ZM243 106H241V107H243ZM257 106H258V105H257ZM15 107H16V106H15ZM94 107L96 108L95 110L93 109ZM141 107H142V106H141ZM157 107H158V106H157ZM160 107H161V106H160ZM165 107H167V105H166ZM175 107H176V106H175ZM179 107H180V106H179ZM187 107H188V106H187ZM192 107H193V106H192ZM196 107H195V108H196ZM246 107H247V106H246ZM3 108H4V107H3ZM32 108L36 109V105L32 106ZM37 108H38V107H37ZM142 108H143V107H142ZM150 108H152V107H150ZM168 108H169V106H168ZM180 108H181V107H180ZM182 108H183V107H182ZM203 108H204V107H203ZM216 108H217V106H216ZM234 108H235V106L233 107V111H234ZM236 108H237V107H236ZM250 108H251V107H250ZM250 108L248 109L249 111H250ZM253 108H254V107H252V109H253ZM257 108H258V107H257ZM4 109H5V108H4ZM27 109H28V108H27ZM145 109H146V108H145ZM157 109H158V108H157ZM159 109H160V108H159ZM184 109H185V108H184ZM189 109H190V108H189ZM198 109H201V107L196 109L197 111L200 112V110H198ZM208 109H209V108H208ZM212 109H213V108H212ZM222 109H223V107H222ZM227 109H230V108H227ZM243 109H244V108H243ZM243 109H242V111H243ZM260 109H261V108H260ZM21 110H22V109H21ZM25 110H26V109H25ZM30 110H31V109H30ZM36 110H37V109H36ZM49 110H51V111H49ZM71 110H68V111H71ZM142 110H143V109H142ZM166 110H167V108H166ZM170 110H171V107H170ZM178 110H180V109H178ZM181 110H183V109H181ZM181 110H180V111H181ZM203 110H204V113H203V114H205L207 111H206L205 109H203ZM213 110H214V109H213ZM236 110H237V109H236ZM3 111H5V110H3ZM6 111H7V110H6ZM34 111H35V110H34ZM72 111H71V113H73ZM144 111H146V110H144ZM149 111H150V110H149ZM153 111H154V109H153ZM162 111H163V110H162ZM167 111H168V110H167ZM180 111H179V113H180ZM214 111H215V110H214ZM231 111H232V110H231ZM242 111H241V112H242ZM249 111H247L248 114H249ZM254 111H255V109H254ZM257 111H258V110H257ZM257 111H256V113H257ZM262 111H263V110H262ZM23 112H24V111H23ZM36 112H37V111H36ZM47 112H48V113H47ZM157 112H158V110H157ZM170 112H171V111H170ZM170 112H169V113H170ZM173 112H174V111H173ZM183 112H184V111H183ZM186 112H187V111H186ZM191 112H194V111H191ZM202 112H203V111H202ZM247 112H246V114H247ZM3 113H4V112H3ZM25 113H26V112H25ZM42 113H43V112H42ZM127 113H128V116H127L128 118H126ZM145 113H146V116H147V111H146ZM160 113H161V112H160ZM169 113H168V114H169ZM188 113H189V112H188ZM194 113L196 114V112H194ZM211 113H212V112H211ZM211 113H210V114H211ZM244 113H245V112H244ZM8 114H9V115H8ZM44 114H45V113H44ZM49 114H50V113H49ZM156 114H157V113H156ZM183 114H184V113H182V115H183ZM185 114H187V113H185ZM200 114H201V112H200ZM206 114H207V113H206ZM210 114L208 113V115H210ZM212 114H214V113H212ZM236 114H237V113H236ZM251 114H254V113H251ZM257 114H258V113H257ZM14 115H15V114H14ZM92 115L95 116V117H100V116H101V117H103V119H101V121H100V118H101V117H100V118H98V119H99V122H98L97 120H96V122H95V119H96V118L93 119V118H94V117H93L92 119H93L94 122H95V123H94V126L91 124V121H92V120H91L90 123H89V124H91L90 127H87V126H88V123L86 122L85 119L87 118V121H89L91 118L88 119V117H90V116H92ZM157 115H158V114H157ZM160 115H161V114H160ZM162 115H164V113H163ZM171 115H173V114L171 113ZM171 115H170V116H171ZM190 115H192V117L194 116L192 113H190ZM198 115H199V114L196 115L197 118H198ZM201 115H202V114H201ZM216 115H217V114H216ZM17 116H18V114H17L15 117H17ZM41 116H42V115H41ZM141 116H142V115H141ZM155 116H156V115H155ZM183 116H184V115H183ZM204 116H206V115H204ZM214 116H215V115H214ZM218 116H219V115H218ZM221 116H222V115L220 114V117H221ZM225 116H227V115H225ZM228 116H230V115H228ZM228 116H227V117H228ZM234 116H235V114H234ZM239 116H240V115H239ZM248 116H249V115H248ZM248 116H247V117H248ZM250 116H251V115H250ZM35 117H36V116H35ZM45 117H46V116H45ZM57 117H58V119H57ZM136 117H137V115H136ZM153 117H154V115H153ZM163 117H164V116H163ZM185 117H186V115H185ZM185 117H183V118H185ZM190 117H191V116H190ZM202 117H203V116H202ZM208 117H210V116H208ZM222 117H223V116H222ZM247 117H246L245 119H248ZM257 117H258V116H257ZM17 118H18V117H17ZM20 118H21V116H20ZM84 118H85V119H84ZM122 118H123V120H124L123 122L121 121ZM142 118H143V117H142ZM149 118H150V117H149ZM172 118H173V117H172ZM186 118H187V117H186ZM186 118H185V120H186ZM188 118H189V117H188ZM234 118H236V117H234ZM238 118H241V117H238ZM259 118H260V116H259ZM26 119H27V118H26ZM67 119H65V120H67ZM131 119H132V118H131ZM131 119H130V120H131ZM133 119H134V118H133ZM138 119H140V118L138 117ZM145 119H146V118H145ZM147 119H148V118H147ZM153 119H154V118H153ZM156 119H157V118H156ZM158 119H159V118H158ZM189 119H191V118H189ZM189 119H188V120H189ZM194 119H195V118H194ZM201 119H203V118H201ZM201 119H200V120H201ZM206 119H208V118H205V120H206ZM209 119H210L211 121H210ZM209 119H208V122H209V121H210V123L213 122L212 124H214L215 127L217 128V130H215V132L213 131L214 133H219L218 131L220 130V134H221V135H224V134H223L224 131H225V132H227V131L229 132V131H235V129H238V133H240V134L236 133L237 131H236L235 133H234V132H231V136H232V137H233L234 135H236L235 137H238V138L240 137L239 139H241V136H242L243 134H244L245 136L247 135V134H245V133L247 132L246 129H245V127L241 126L240 128H238V127H237V126H238V125H237L238 123L235 124V122H232L231 119H230V120H231V121H230V120H227L226 118H225L226 120H224V119H218V118H216V117H212V116H211V118H209ZM228 119H229V118H228ZM232 119H233V118H232ZM249 119H250V118H249ZM261 119H263V118H261ZM141 120H142V119H140V121H141ZM160 120H161V119H160ZM177 120H178V119H177ZM195 120H196V119H195ZM243 120H244V119H243ZM251 120H252V119H251ZM34 121H35V120H34ZM60 121H61V118H60ZM60 121H59V122H60ZM156 121H157V120H156ZM162 121H163V118H162ZM167 121H168V120H167ZM172 121H174V120H172ZM189 121L194 122V120H189ZM189 121H188V123H189ZM197 121H198V119H197ZM197 121H196V124H198ZM206 121H207V120H206ZM206 121H205V122H206ZM248 121H249V120H248ZM66 122H67V121H65V123H66ZM131 122H132V121H131ZM151 122H153V120H152ZM158 122H160V121H158ZM180 122H181V121H180ZM198 122H199V121H198ZM19 123H20V122H19ZM30 123H31V122H30ZM68 123H69V122H68ZM68 123H67V124H68ZM86 123H87V124H86ZM92 123H93V122H92ZM139 123H140V122H139ZM142 123H143V122H142ZM144 123H145V122H144ZM153 123H154V122H153ZM166 123H167V122H166ZM203 123H204V122H203ZM244 123H246V122H244ZM16 124H17V123H16ZM62 124H63V123H62ZM62 124H61V125H62ZM98 124L100 125V127L98 126ZM147 124H148V123H147ZM158 124H159V123H158ZM167 124H168V123H167ZM176 124H177V123H176ZM190 124H192V123H190ZM193 124H194V123H193ZM196 124H194V125H196ZM205 124H206V123H205ZM205 124H204V126H203V125H201V126L204 128V127H205ZM212 124H211V125H212ZM240 124H241V123H240ZM240 124H239V126H240ZM250 124H251V123H250ZM260 124H261V123H260ZM61 125H59V124L57 123V126H58V127L61 126ZM136 125H137V124H136ZM144 125H145V124H144ZM164 125H165V123H164ZM168 125H169V124H168ZM174 125H175V124H174ZM180 125H181V124H180ZM182 125H183V124H182ZM199 125H200V123H199ZM208 125H209V123H208ZM246 125H247V124H246ZM246 125H245V126H246ZM248 125H249V124H248ZM257 125H258V124H257ZM15 126H16L17 128H16ZM71 126H74V125H71ZM71 126H70V128H71ZM76 126H75V127H76ZM91 126H92V127H95V128H92ZM134 126H135V123H134ZM138 126H139V125H138ZM141 126H142V125H141ZM145 126H146V125H145ZM145 126H144V127H145ZM151 126H152V125H151ZM206 126H207V125H206ZM212 126H213V125H212ZM263 126H264V125H263ZM62 127H63V126H62ZM68 127H69V126H68ZM80 127H77L78 130H79ZM108 127H110L111 130H110ZM135 127H136V126H135ZM165 127H166V126H165ZM169 127H170V125H169ZM178 127H179V126H178ZM192 127H193V126H192ZM192 127H190V128H192ZM215 127H214V128H215ZM242 127H243V128H242ZM250 127H251V126H250ZM260 127H261V126H260ZM24 128H25V129H24ZM72 128H74V127H72ZM72 128H71V129H72ZM84 128H85V129H84ZM133 128H134V127H133ZM151 128H152V127H151ZM160 128H161V127H160ZM172 128H173V127H172ZM172 128H170V129H172ZM182 128H183V127H182ZM194 128H196V127H194ZM199 128H200V126H199ZM208 128H209V127H208ZM208 128H206V129H208ZM210 128H211V126H210ZM210 128H209V129H210ZM214 128H213V129H214ZM248 128H249V127H248ZM32 129H31V130H32ZM56 129H57V130H56ZM58 129H59V131H58ZM134 129H135V128H134ZM136 129H137V128H136ZM152 129H153V128H152ZM176 129H178V128H176ZM196 129H197V128H196ZM200 129H201V128H200ZM200 129H198V131H199ZM213 129H212V130H213ZM249 129H250V128H249ZM251 129H252V128H251ZM251 129H250V130H251ZM258 129H259V128H258ZM4 130H5V131H4ZM27 130H28V129H27ZM38 130H39V131H38ZM62 130H64V129H61V131H62ZM75 130H76V129H75ZM75 130H74V131H75ZM78 130H77V131H78ZM82 130H80V132H78V133H81ZM114 130H116L117 132H115ZM132 130H133V129H132ZM147 130H148V129H147ZM147 130H146V131H147ZM153 130H154V129H153ZM156 130H157V129H156ZM160 130H161V129H160ZM179 130H180V129H179ZM194 130H195V129H194ZM204 130H205V128H204ZM253 130H254V129H253ZM263 130H264V129H263ZM69 131H71V130H69ZM109 131H110V132H109ZM111 131H114V132L111 133ZM139 131H140V130H139ZM144 131H145V130H144ZM185 131H186V130H185ZM201 131H202V130H201ZM210 131H211V129H210ZM216 131H217V132H216ZM221 131H222V133H221ZM251 131H252V130H251ZM258 131H259V130H258ZM258 131H257V133H258ZM36 132H37V133H36ZM62 132H64V131H62ZM141 132H142V131H140V133H141ZM154 132H155V131H154ZM159 132H160V131H159ZM187 132H188V131H187ZM199 132H200V131H199ZM249 132H250V131H249ZM263 132H264V131H263ZM6 133H5V135H6ZM71 133H72V132H71ZM131 133H132V132H131ZM140 133H139V134H140ZM143 133L145 134V132H143ZM162 133H163V132H162ZM162 133H160V134H162ZM164 133H166V132H164ZM164 133H163V134H164ZM182 133H183V131H182ZM191 133H192V131H191ZM202 133H203V132H202ZM204 133H205V132H204ZM214 133H213V134H214ZM229 133H230V132H229ZM229 133H228V134H229ZM232 133H233V135H232ZM247 133H248V132H247ZM253 133H255V132H253ZM253 133H252V135H253ZM69 134H70V135H69ZM73 134L75 135V134H76V131H75V133H73ZM132 134H135V133H132ZM139 134H136V135H139ZM153 134H154V133H153ZM157 134H158V133H157ZM209 134H210V133H209ZM220 134H219L218 136H220ZM228 134L226 135V136H227V139H228V137H229V135H230V134H229V135H228ZM74 135H72V136L74 137ZM78 135H79V134H78ZM78 135H77V136H78ZM87 135H88V137H86ZM93 135H95L96 137L93 136ZM102 135H103V134H102ZM102 135H101V136H102ZM116 135H117V136H116ZM185 135H186V134H185ZM196 135H197V134H196ZM202 135H203V134H202ZM237 135H238V136H237ZM254 135H255V134H254ZM6 136H7V135H6ZM17 136H16V137H17ZM115 136L118 137V138L115 139V138H114ZM134 136H135V135H134ZM141 136H142V135H141ZM145 136H146V134H145ZM166 136H169V134L166 135ZM204 136H205V135H204ZM231 136H230V138H231ZM245 136H242V137H244V138H242V139H244V140H243L244 143H245V139H246ZM248 136H249V135H247V137H248ZM258 136H259V135H258ZM98 137H100V136H98ZM104 137H105V136H104ZM135 137H136V136H135ZM143 137H144V136H143ZM159 137H160V136H159ZM220 137H221V136H220ZM220 137H219V138H220ZM223 137H225V136H223ZM12 138H14V137H12ZM74 138H75V137H74ZM102 138H103V137H102ZM144 138H145V137H144ZM174 138H175V137H174ZM182 138H183V137H182ZM203 138L205 139V137H203ZM213 138H214V137H213ZM213 138H212V140H213ZM225 138H226V137H225ZM248 138H250V143H251V139H252V140L255 139L254 137H248ZM258 138H259V137H258ZM15 139H16V138H15ZM83 139H82V140H83ZM86 139H84V140L86 141ZM96 139H97V138H96ZM105 139H106V137H105ZM105 139H104V140H105ZM107 139H106L105 141H107ZM231 139H232V138H231ZM242 139H241V143H242ZM256 139H257V138H256ZM256 139H255V141L253 140V142H256V141H259V140H260V139H259V140H256ZM261 139H262V138H261ZM75 140H76V139H75ZM77 140H78V139H77ZM93 140H94V139H93ZM208 140H209V139H208ZM247 140L249 141V139H246V141H247ZM190 141H191V140H190ZM200 141H201V140H200ZM217 141H218V140H217ZM217 141H215V142H217ZM222 141H223V140H222ZM222 141H221V142H222ZM228 141H230V139H228ZM231 141H232V140H231ZM79 142H80V141H79ZM83 142H84V141H83ZM87 142H88V141H87ZM92 142H94V141H92ZM99 142H101V141H99ZM109 142H108L107 144H109ZM218 142H220V141H218ZM226 142H227V140H226ZM237 142H239V144H241L240 141H237ZM144 143H145V144H144ZM149 143H150V144H154V145H155L154 148H150V147L148 146ZM183 143H184V142H183ZM185 143H186V142H185ZM199 143H200V142H199ZM213 143H214V142H213ZM223 143H225V142H223ZM228 143H229V142H228ZM262 143H264V142H262ZM12 144H14V145H12ZM78 144H79V143H78ZM81 144H82V143H81ZM83 144H84V143H83ZM92 144H93V143H92ZM110 144H109V146H110ZM164 144H165L166 146H167V145H168V146L166 147ZM192 144H193V143H192ZM234 144H235V143H234ZM247 144H248V143H247ZM254 144H255V143H254ZM259 144H260V143H259ZM89 145H91V144H89ZM96 145H97V144H96ZM178 145H179L181 148H179ZM183 145H184V144H183ZM211 145H212V144H211ZM215 145H216V144H215ZM221 145H222V144H221ZM241 145H244V144H241ZM262 145H263V144H262ZM15 146H16V147H15ZM87 146H88V145H87ZM104 146H105V145H104ZM190 146H191V145H190ZM190 146H189V147H190ZM234 146H235V145H234ZM236 146L238 147V145H236ZM248 146H250V145H248ZM251 146H252V145H251ZM99 147H100V145H99ZM106 147H107V145H106ZM152 147H153V146H152ZM199 147H200V146H199ZM202 147H203V145H202ZM221 147L224 148V146H221ZM237 147H236V148H237ZM253 147H254V145L252 146V148H253ZM258 147H259V146H258ZM18 148H17V149H18ZM29 148L31 149V151L29 150ZM89 148H91V147H89ZM96 148H98V147L95 146L93 149L98 151V149H96ZM103 148H104V147H103ZM110 148H111V147H110ZM110 148H109V149H110ZM116 148H111V149H116ZM191 148H193V147H191ZM225 148L227 149V146H225ZM242 148H243V147H242ZM255 148H256V146L254 147V149H255ZM93 149H92L91 151H94ZM107 149H108V147H107ZM111 149H110V151H111ZM119 149H120V148H119ZM218 149H219V148H218ZM239 149H240V147H239ZM244 149H245V148H244ZM244 149H243V150H244ZM247 149H248V147H247ZM249 149H250V147H249ZM254 149H253V150L251 149L250 151H254ZM256 149H257V148H256ZM262 149H263V147H262ZM32 150H33V151H32ZM101 150H102V149H101ZM116 150H117V149H116ZM120 150H121V149H120ZM131 150H132V149H131ZM167 150H168V151H167ZM200 150H203V149L201 148ZM206 150H207V149H206ZM210 150H211V149H210ZM232 150H233V149H232ZM240 150H241V149H240ZM11 151H12V150H11ZM14 151H15V150H14ZM84 151H85V150H84ZM110 151H109V152H110ZM114 151H115V150H114ZM129 151H130V149H129ZM129 151H128V152H129ZM247 151H249V150H247ZM258 151H259V149H258ZM95 152H96V151H95ZM95 152H94V153H95ZM115 152H116V151H115ZM135 152H134V153H135ZM207 152H208V150H207ZM216 152H217V151H216ZM242 152H243V151H242ZM254 152L256 153L257 151H254ZM254 152H253V153H254ZM260 152H261V150H260ZM263 152H264V151H262V153H263ZM4 153L7 154V152H4ZM10 153H11V152H10ZM12 153H13V152H12ZM91 153H92V152H91ZM103 153H104V152H103ZM107 153H108V152H107ZM126 153H127V152H126ZM131 153H132V152H131ZM134 153H133V154H134ZM209 153H210V152H209ZM226 153H227V152H226ZM253 153H252V154H253ZM2 154H3V153H2ZM16 154H17V153H15V155H16ZM19 154H20V153H19ZM204 154H205V153H204ZM218 154H219V153H218ZM233 154H234V153H233ZM95 155H96V154H95ZM107 155H108V154H107ZM110 155H113L112 152L110 153ZM119 155H120V152H119ZM128 155H129V154H128ZM128 155H126V156L128 157ZM200 155H201V154H200ZM206 155H208V154H206ZM225 155H226V154H224V156H225ZM243 155H244V154H243ZM250 155H251V154H250ZM250 155H249V157H250ZM262 155H263V154H262ZM89 156H91V155H89ZM92 156H94V154H92ZM100 156H101V155H100ZM104 156H106V155H104ZM121 156H122V155H121ZM133 156H134V155H133ZM133 156H132V158H133ZM215 156H216V155H214V157H215ZM221 156L223 157L222 154H221ZM226 156H227V155H226ZM240 156H241V155H240ZM245 156H246V155H245ZM20 157H21V155H20ZM84 157H86V156H84ZM97 157H98V155H97ZM106 157H107V156H106ZM112 157H113V156H112ZM135 157H136V156H135ZM204 157H207V156H204ZM217 157H218V156H217ZM228 157H229V156H228ZM230 157H231V156H230ZM2 158H3V155H2ZM4 158H5V157H4ZM10 158H11V157H10ZM25 158H26V157H25ZM27 158H26V159H27ZM87 158H88V157H87ZM107 158H108V157H107ZM124 158H125V157H124ZM128 158H131V157H128ZM132 158H131L132 161H130V163L133 162V161H135V159H134V158L132 159ZM200 158H202V155L200 156ZM209 158H210V157H209ZM209 158H208V160H209ZM247 158H248V157H247ZM263 158H264V157H263ZM11 159H12V158H11ZM72 159H73V160H72ZM136 159H137V158H136ZM148 159H145V160H148ZM215 159H216V157H215ZM218 159H219V158H218ZM225 159H226V158H224L223 161H224ZM232 159H233L232 162H234V160H235V159H238V158L236 157L235 159H234V158H232ZM251 159H252V158H251ZM3 160H4V159H3ZM32 160H33V159H32ZM34 160H35V162H36V159H35V158H34ZM45 160H44V161H45ZM111 160H112V158H111ZM111 160H110V161H111ZM113 160H114V159H113ZM126 160H127V159H126ZM126 160H125V161H126ZM199 160H200V159H199ZM201 160H202V159H201ZM203 160H204V159H203ZM211 160H212V159H211ZM229 160H231V159H229ZM252 160L254 161V159H252ZM259 160H260V159H259ZM6 161H7V158H6ZM11 161H12V160H11ZM23 161H24V160H23ZM90 161H91V160H90ZM107 161H108V160H107ZM114 161H115V160H114ZM120 161H121V160H120ZM122 161H123V160H122ZM128 161H129V160H128ZM138 161H139V160H138ZM205 161H206V160H205ZM238 161H239V160H238ZM37 162H39V161H37ZM72 162H77L78 164H77V163H74V164H73ZM93 162H94V161H93ZM96 162H97V161H96ZM103 162H104V161H103ZM108 162H109V161H108ZM139 162H140V161H139ZM143 162H144V160H143ZM146 162H147V161H146ZM227 162H228V161H227ZM227 162H226V163H227ZM230 162H231V161H230ZM1 163H2V162H1ZM11 163H12V162H11ZM14 163H15V162H14ZM14 163H12V164H14ZM18 163H19V162H18ZM26 163H27V162H26ZM30 163H32V161H31ZM33 163H34V162H33ZM33 163H32V164H33ZM44 163H45V162H44ZM109 163H110V162H109ZM113 163H114V162H113ZM113 163H111V164H113ZM123 163H124V162H123ZM148 163H149V162H148ZM150 163H151V162H150ZM211 163H212V162H211ZM224 163H225V161H224ZM236 163H237V162H235V164H236ZM255 163H256V162H254V164H255ZM5 164H6V163H5ZM19 164L21 165V163H19ZM28 164H29V163H27V165H28ZM39 164H40V163H39ZM62 164H61V165H62ZM72 164H73V165H72ZM81 164H82V163H81ZM106 164H107V163H106ZM118 164H119V163H118ZM127 164H129V162H128ZM133 164H134V163H133ZM136 164H138V163H136ZM136 164H135V166H136ZM152 164H154V163H152ZM198 164H199V166H198ZM227 164H228V163H227ZM235 164H234V166H235ZM242 164H243V163H242ZM244 164H245V163H244ZM244 164H243V165H244ZM0 165H1V164H0ZM35 165H37V164H35ZM35 165H34V166H35ZM42 165H43V164H42ZM61 165L58 166L60 169L63 168L64 164L62 165V167H61ZM68 165H70V166H68ZM85 165H86V164H85ZM93 165H94V164H93ZM103 165H104V164H103ZM108 165H109V164H108ZM143 165H144V164H143ZM149 165H150V164H149ZM163 165H161V166L163 167ZM217 165H218V164H217ZM229 165H230V164H229ZM246 165H247V164H246ZM249 165H250V164H249ZM261 165H262V164H261ZM10 166H11V164H10ZM22 166H23V165H22ZM34 166H33V167H34ZM39 166H40V165H39ZM39 166H38L37 168H39ZM51 166L54 167V164H52ZM56 166H57V165H56ZM75 166H74V167H75ZM83 166H84V165H83ZM105 166H106V165H105ZM110 166H111V165H110ZM113 166H115V165L113 164ZM139 166H140V165H139ZM166 166H165V167H166ZM250 166H251V165H250ZM259 166H260V165H259ZM1 167H2V165H1ZM19 167H20V166H19ZM41 167H42V166H41ZM46 167H47V166H46ZM58 167H57V168H58ZM80 167H82V166H80ZM122 167H123V166H122ZM129 167H130V166H129ZM137 167H138V166H137ZM140 167H141V166H140ZM148 167H149V166H148ZM236 167H237V166H236ZM238 167H239V166H238ZM260 167H261V166H260ZM8 168H9V167H8ZM22 168H23V167H22ZM31 168H32V167H31ZM49 168H50V167H49ZM51 168H52V167H51ZM51 168H50V169H51ZM55 168H56V167H55ZM83 168H85V166H84ZM98 168H99V167H98ZM101 168H102V167H101ZM111 168H112V166H111ZM113 168H114V167H113ZM118 168H119V167H118ZM145 168H146V166H145ZM155 168H156V167H155ZM159 168H160V166H157L156 169H159ZM252 168H253V167H252ZM258 168H259V167H258ZM263 168H264V167H263ZM9 169H10V168H9ZM27 169H28V168H27ZM34 169H35V167H34ZM69 169L67 170V172L70 174V172H71L72 170H74V169H73V167H72V168H71L72 170H70V172H69ZM77 169H78V168H77ZM80 169L82 170V168H80ZM86 169H87V168H86ZM86 169H85V170H86ZM102 169H103V168H102ZM109 169H110V168H109ZM115 169H116V168H115ZM132 169H134V171H135V168H132ZM136 169H138V168H136ZM140 169H142V168H140ZM143 169H144V167H143ZM149 169H150V168H149ZM149 169H148V170H149ZM156 169H155V171H157ZM162 169L164 170V168H162ZM207 169H208V170H207ZM253 169H254V168H253ZM0 170H1V169H0ZM32 170H33V169H32ZM38 170H40V169H38ZM42 170H44V169H42ZM42 170H40V171H42ZM45 170H46V168H45ZM45 170H44V171H45ZM57 170H59V169H57ZM65 170H64V173L66 172ZM78 170H79V169H78ZM88 170H89V169H88ZM95 170H97V169H95ZM118 170H121V169H118ZM150 170H151V169H150ZM150 170H149V171H150ZM171 170H170V171H171ZM173 170H175V171H173ZM254 170H255V169H254ZM7 171H8V170H7ZM11 171H12V170H11ZM82 171H83V170H82ZM82 171H80V173H81ZM106 171H107V170H106ZM108 171H109V170H108ZM121 171H122V170H121ZM138 171H139V169H138ZM142 171H143V170H142ZM144 171H145V170H144ZM146 171H147V170H146ZM146 171H145V172H146ZM149 171H148V172H149ZM155 171H154V172H155ZM159 171H160V169H159ZM167 171H168V170H167ZM258 171H259V170H258ZM258 171H256V172H258ZM3 172H4V171H3ZM17 172H18V171H17ZM32 172H34V170H33ZM62 172H63V171H62ZM62 172H59V173L61 174ZM99 172L102 173V171H99ZM112 172H113V171H112ZM112 172H111V173H112ZM154 172H153V173H154ZM246 172H247V173H246ZM1 173H2V172H1ZM11 173H12V172H11ZM22 173H24V172H22ZM22 173H21V174H22ZM39 173H40V172H39ZM41 173H42V172H41ZM57 173H58V172H57ZM83 173H84V172H83ZM89 173H90V172H89ZM96 173H97V172H96ZM104 173H105V172H104ZM106 173H107V172H106ZM137 173H138V172H137ZM140 173H141V172H140ZM151 173H152V172H151ZM155 173H156V172H155ZM160 173H162V172H160ZM254 173H255V172H254ZM5 174H6V173H5ZM21 174H20V175H21ZM27 174H28V172H27ZM44 174H47V171H46ZM55 174H56V173H55ZM66 174H67V173H66ZM74 174H75V172H74ZM91 174H92V173H91ZM123 174H124V173H123ZM141 174H142V173H141ZM147 174H148V173H147ZM13 175H14V174H13ZM17 175H18V174H17ZM33 175H34V174H33ZM33 175H32V176H33ZM56 175H57V174H56ZM80 175H81V174H80ZM87 175H88V174H86V176H87ZM97 175H98V174H97ZM105 175H106V174H105ZM111 175H112V174H111ZM111 175H109V176H111ZM113 175H114V174H113ZM139 175H140V174H139ZM142 175H143V174H142ZM144 175H145V174H144ZM167 175H168V174H167ZM201 175H202V178H203V179H201V180H203L202 182H201V180H199L200 177H201ZM27 176H28V175H27ZM36 176H37V175H36ZM38 176H41V175H38ZM38 176H37V177H38ZM46 176H47V175H46ZM62 176H63V175H62ZM69 176H70V177H69ZM69 176H68L69 178H66V179H69V181L73 183V181L70 180V179H71V176H72V179H74V178H73V177H74V176H73V172H72V175H69ZM77 176H78V175H77ZM77 176H76V177H77ZM84 176H85V175H84ZM90 176H91V175H90ZM93 176H94V175H93ZM101 176H102V175H101ZM109 176H108V177H109ZM114 176H115V175H114ZM114 176H113V177H114ZM120 176H121V175H120ZM136 176H137V174H136ZM156 176H157V175H156ZM169 176H170V175H169ZM6 177H8V176H6ZM14 177H16V176H14ZM24 177H25V176H24ZM29 177H30V176H29ZM41 177H42V176H41ZM49 177H50V176H49ZM49 177H48V178H49ZM64 177H65V175H64L62 178H64ZM79 177H81V176H79ZM116 177H117V176H116ZM124 177H125V176H124ZM128 177H129V176H128ZM141 177H142V176H141ZM143 177H144V176H143ZM145 177H147V176H145ZM145 177H144V178H145ZM153 177H154V176H153ZM164 177H165V176H164ZM177 177H179V179H178ZM196 177H198L199 179L196 178ZM18 178H20V176H19ZM25 178H26V177H25ZM34 178H35V177H34ZM34 178H33V180H34ZM42 178H43V177H42ZM48 178H47V179H48ZM93 178H94V177H93ZM101 178H102V177H101ZM103 178L105 179V177H103ZM125 178H126V177H125ZM144 178H142V179H144ZM148 178H149V175H148ZM150 178H151V177H150ZM167 178H168V177H167ZM35 179H36V178H35ZM37 179H39V178H37ZM44 179H45V178H44ZM49 179H50V178H49ZM66 179H64V180L67 182ZM80 179H82V178H80ZM86 179H87V178H86ZM104 179H103V180H104ZM119 179H120V178H119ZM139 179H141V178H138V180H139ZM142 179H141V182H142ZM146 179H147V178H146ZM146 179H145V180H146ZM161 179H162V178H161ZM161 179H160V180H161ZM175 179H174V180H175ZM189 179H188V180H189ZM196 179H197L198 181H196ZM17 180H18V179H17ZM21 180H22V179H21ZM31 180H32V179H31ZM51 180H52V179H51ZM78 180H79V179H78ZM90 180H93V179L91 178ZM97 180H98V179H97ZM99 180H100V178H99ZM101 180H102V179H101ZM114 180H116V179H114ZM120 180H122V179H120ZM145 180H144V181H145ZM158 180H159V178H158ZM163 180H164V178H163ZM180 180H179V181H180ZM184 180H186V181L184 182ZM192 180H193V179H192ZM192 180L190 179L188 182H191ZM27 181H28V180H27ZM38 181H41V180H38ZM69 181H68L67 183H68L69 185H71V188H72V185L74 186V184H70ZM74 181H75V180H74ZM76 181H77V179H76ZM79 181H80V180H79ZM83 181H84V180H83ZM85 181H86V180H85ZM117 181H118V180H117ZM126 181H127V180H125V182H126ZM139 181H140V180H139ZM148 181H150V179H148ZM22 182H23V181H22ZM25 182H26V181H25ZM29 182H30V180H29ZM29 182H28V183H29ZM42 182H43V181H42ZM54 182H55V181H54ZM81 182H82V180H81ZM92 182H93V181H92ZM99 182H100V181H99ZM102 182H104V181H102ZM109 182H111V181H109ZM109 182H108V183H109ZM122 182H124V181H122ZM128 182H129V181H128ZM128 182H127V183H128ZM133 182H134V181H133ZM136 182H137V181H136ZM146 182H147V181H146ZM151 182H153V181H151ZM155 182L157 183V180H156ZM17 183H18V182H17ZM38 183H39V182H38ZM43 183H44V182H43ZM43 183H42V184H43ZM46 183H48V181H46ZM46 183H44V184H46ZM51 183H52V182H51ZM67 183H66V185H67ZM82 183H84V182H82ZM95 183H97V182H95ZM111 183H113V181H112ZM144 183H145V182H144ZM148 183H149V182H148ZM148 183H147V184H148ZM164 183H166V182H164ZM169 183H170V182H169ZM174 183H176V182H174ZM191 183H192V182H191ZM191 183H190V185H191ZM199 183H201L202 186H200L201 184H199ZM15 184H16V182H15ZM20 184H21V183H20ZM32 184H33V183H32ZM34 184H35V183H34ZM40 184H41V183H40ZM79 184H81V183L79 182ZM93 184H94V183H93ZM113 184H114V183H113ZM120 184H121V182H120ZM129 184H130V183H129ZM132 184H133V183H132ZM149 184H150V183H149ZM161 184H162V182H161ZM161 184L159 183L158 185H161ZM171 184H173V183H171ZM185 184H186V183H185ZM197 184H199L200 187H199ZM258 184H259V185H258ZM21 185H22V184H21ZM49 185H50V184H49ZM56 185H57V184H56ZM69 185H68V188H69ZM82 185H84V186L86 185V186H87V183H86V184H82ZM101 185H104V183L101 184ZM108 185H109V184H108ZM110 185H111V184H110ZM121 185H122V184H121ZM133 185H134V184H133ZM150 185H151V184H150ZM165 185H166V184H165ZM174 185H175V184H173V186H174ZM180 185H182L181 182H180ZM190 185H189V184H186L185 187L188 186V187L190 188ZM11 186H12V185H11ZM15 186H16V185H15ZM15 186L13 185V187H15ZM43 186H44V185H43ZM46 186H47V185H46ZM51 186H52V185H51ZM104 186H107V183H106V185H104ZM136 186H137V185H136ZM143 186H144V185H143ZM145 186H146V185H145ZM166 186H167V185H166ZM168 186H169V185H168ZM168 186H167V187H168ZM171 186H172V185H171ZM192 186H191V187H192ZM220 186H221V188H224V187H225V188L228 190V192H230V193H228L227 191H226V192H227L228 194H225V192H224V193L220 192L221 190H223V189H220ZM261 186H262V185H261ZM261 186L259 187L260 189L262 188ZM263 186H264V185H263ZM37 187H38V186H37ZM92 187H93V186H92ZM94 187L96 188V187H97V184H96V186H94ZM109 187L112 188V186H109ZM119 187H120V186H119ZM137 187H138V186H137ZM137 187H136V188H137ZM148 187H149V185H148ZM176 187H177V186H176ZM182 187H184V184H183ZM218 187H219V188H218ZM17 188H18V187H17ZM27 188H28V187H27ZM42 188H45V187H42ZM48 188H49V186H48ZM80 188H81V185H80ZM80 188H79V189H80ZM83 188H84V187H82V189H83ZM85 188H86V187H85ZM85 188H84V190L87 192V190H86ZM99 188H100V187H99ZM107 188H108V187H107ZM114 188H116V187H114ZM127 188H128V187H127ZM131 188H132V186H131ZM149 188H150V187H149ZM152 188H153V186H152ZM155 188H157V187H155ZM155 188H154V189H155ZM263 188H264V187H263ZM263 188H262V189H263ZM13 189H14V188H13ZM24 189H25V188H24ZM33 189L35 190L36 188H34V186H33ZM38 189H39V187H38ZM91 189H93V188H91ZM101 189H102V188H100V191H102ZM123 189H124V186H123ZM147 189H148V188H147ZM158 189H159V188H158ZM163 189H164V188H163ZM204 189H203V190H204ZM218 189H219V190H218ZM244 189H246V190H244ZM255 189H256V190H255ZM16 190H17V189H16ZM21 190H22V188H21ZM48 190H49V189H48ZM51 190H52V189H51ZM61 190H62V189H61ZM63 190H64V189H63ZM63 190H62V192L60 193V195L66 200L65 203L67 204L68 201H70V198L68 197V196H70V195H69V193H68V190H66V188H65L64 191H63ZM84 190H83V191H84ZM93 190L95 191L96 189H93ZM104 190H105V189H104ZM109 190H110V189H109ZM151 190H152V189H151ZM169 190H171V189L169 188ZM175 190H176V189H175ZM189 190H190V189H189ZM258 190H259V189H258ZM24 191H25V190H24ZM36 191H37V190H36ZM57 191H58V190H57ZM74 191H75V190H74ZM78 191H79V190H78ZM107 191H108V190H107ZM110 191H111V190H110ZM122 191H123V190H122ZM127 191H128V190H127ZM149 191H150V190H149ZM155 191H156V190H155ZM159 191H160V190H159ZM163 191H164V190H163ZM172 191H174V190H173V187H172ZM180 191H181V190H180ZM224 191H225V190H224ZM244 191H247V192L249 193V195H251V196H252V195H255V194H257V195L252 196L253 198L255 197V199H252L253 201H250L249 198L245 197L246 195L244 194V193H245ZM254 191H255V192L257 191V192H256L255 194H253ZM15 192H16V191H15ZM27 192H28V190H27ZM48 192L50 193V191H48ZM75 192H76V191H75ZM86 192H85V193H86ZM89 192H92V191H90V189H89ZM114 192H116V191L114 190V191H113V194H114ZM129 192H130V191H129ZM141 192H142V191H141ZM176 192H177V190H176ZM182 192H186V191H182ZM190 192H191V191H190ZM247 192H246V193H247ZM16 193H17V192H16ZM21 193H24V192H21ZM39 193H40V192H39ZM52 193H53V192H52ZM76 193H77V192H76ZM134 193H135V192H134ZM134 193H133V194H134ZM145 193H146V192H145ZM147 193H148V192H147ZM163 193H164V192H163ZM13 194H14V192H13ZM29 194H30V193H29ZM35 194H36V193H35ZM35 194H34V195H35ZM44 194H45V193H44ZM56 194H57V193H56ZM72 194H73V193H72ZM74 194H75V193H74ZM89 194H91V193H89ZM100 194H101V193H99V195H100ZM102 194H104L103 191H102ZM129 194H130V193H128V195H129ZM148 194H149V193H148ZM155 194H156V193H155ZM155 194H154V195H155ZM164 194H165V193H164ZM164 194H163V195H164ZM177 194H178V192H177ZM30 195H31V194H30ZM30 195H29V196H30ZM32 195H33V194H32ZM32 195H31V197H32ZM38 195H39V194L37 193V196H38ZM46 195H47V194H46ZM46 195H44V196H46ZM91 195H92V194H91ZM93 195H94V194H93ZM114 195H115V194H114ZM114 195H112V196H114ZM117 195H118V194H117ZM119 195H120V194H119ZM123 195H125V194H123ZM130 195H131V194H130ZM141 195H142V194H141ZM143 195H144V194H143ZM150 195H151V194H150ZM158 195H159V194H158ZM171 195H172V193H171ZM190 195H191V194H190ZM259 195H260V193H259ZM17 196H18V195H17ZM47 196H48V195H47ZM47 196H46V197H47ZM61 196H60V197H61ZM74 196H75V195H74ZM81 196H82V195H81ZM84 196H85V195H83V197H84ZM103 196H104V195H103ZM134 196H135V195H134ZM134 196H131V198H129V199H125L124 196L121 198V195H120V197H119V196H116L117 198L115 197V199H116V200L120 199V200L122 201L123 205L125 206V208H131V207L133 208V205L136 203ZM144 196H145V195H144ZM151 196H152V195H151ZM161 196H162V195H161ZM161 196H159V197H161ZM166 196H167V195H166ZM188 196H189V195H188ZM194 196H195V195H194ZM194 196H193V197H194ZM199 196H200V195H199ZM247 196H248V195H247ZM251 196H250V198H252ZM23 197H25V196H23ZM27 197H28V196H27ZM27 197H26V198H27ZM48 197H49V196H48ZM54 197H56V195H55ZM54 197H53V195H52V198H53V199H54ZM62 197H61V198H62ZM88 197H90V196H88ZM88 197H86V198H88ZM91 197H92V196H91ZM108 197H109V196H108ZM118 197H119V198H118ZM128 197H129V196H128ZM168 197H169V196H168ZM178 197H179V196H178ZM186 197H187V196H186ZM190 197H191V196H190ZM201 197H203V196L201 195ZM209 197H210V196H209ZM26 198H25V199H26ZM75 198H76V197H75ZM95 198H97V197L95 196ZM110 198H111V197H110ZM123 198H124V199H123ZM139 198H140V197H139ZM156 198H157V197H156ZM163 198H164V197H163ZM180 198H181V197H180ZM184 198H185V197H184ZM212 198H213V197H212ZM21 199H22V198H21ZM21 199H20V200H21ZM39 199H42V198L39 197ZM39 199L37 200L38 203H39ZM43 199H45V197H43ZM53 199H52V201L55 200V199H54V200H53ZM56 199H60V198H56ZM64 199H61V200H64ZM92 199H93V198H91V200H92ZM99 199H100V198H99ZM101 199H102V198H101ZM106 199H107V198H106ZM161 199H162V198H161ZM185 199H186V198H185ZM203 199H204V198H203ZM213 199H214V198H213ZM216 199H217V198H216ZM229 199H228V201H230ZM233 199H234V200H233ZM246 199H248V200H246ZM23 200H24V199H23ZM61 200H60V201H61ZM65 200H64V201H65ZM75 200H76V199H75ZM88 200H89V199H88ZM88 200H87V202H88ZM102 200H103V199H102ZM102 200H101V201H102ZM109 200H111V199H109ZM116 200H114V201H116ZM120 200H119V201H120ZM138 200H139V199H138ZM142 200H143V199H142ZM142 200H141V201H142ZM162 200H163V202H164V199H162ZM182 200H183V199H182ZM191 200H192V199H191ZM195 200H196V199H195ZM199 200H200V199H199ZM218 200H220V199H218ZM237 200H239V201H237ZM259 200H260V201H259ZM30 201H31V200H30ZM40 201H41V200H40ZM45 201H46V200H45ZM47 201H48V199H47ZM47 201L45 202V205H46ZM58 201H59V200H58ZM92 201H93V200H92ZM95 201H96V200H95ZM95 201H94V203H95ZM112 201H113V198H112ZM143 201H144V200H143ZM165 201H166V200H165ZM193 201H194V200H193ZM196 201H198V198H197ZM221 201L223 202V200H221ZM225 201H226V200H225ZM249 201H250V202H249ZM25 202H26V201H25ZM27 202H28V200H27ZM80 202H81V201H80ZM153 202H154V201H153ZM167 202H168V201H167ZM170 202H171V201H170ZM170 202H169V203H170ZM173 202H174V201H173ZM187 202H188V201H187ZM218 202H219V201H218ZM248 202H249V203H248ZM260 202H262V203H260ZM10 203H11V202H10ZM30 203H31V202H30ZM43 203H44V202H43ZM98 203H99V202H98ZM108 203H109V202H108ZM117 203H118V202H117ZM119 203H120V202H119ZM122 203H121V204H122ZM165 203H166V202H165ZM165 203H162V204H165ZM182 203H183V202H182ZM191 203L193 204L194 202H191ZM197 203H199V202H197ZM197 203H196V204H197ZM209 203H210V202H209ZM223 203H224V202H223ZM231 203H232V202H231ZM13 204H14V203H13ZM25 204H27V203H25ZM47 204H48V203H47ZM53 204H55V203H53ZM63 204H64V203H63ZM87 204H88V203H87ZM100 204H101V202H100ZM105 204H106V203H105ZM110 204L113 205V204H115V202H112V203H110ZM150 204H151V203H150ZM162 204H161V205H162ZM172 204H174V203H172ZM177 204H179V203H177ZM186 204H187V203H186ZM200 204H201V203H200ZM202 204H203V202H202ZM217 204H218V203H217ZM221 204H222V203H221ZM233 204H234V203H233ZM27 205H28V204H27ZM29 205H30V204H29ZM29 205H28V207H29ZM33 205H34V204H33ZM50 205H51V204H49V206H50ZM64 205H65V204H64ZM64 205H63V207H64ZM67 205H69V203H68ZM67 205H66V207H68ZM82 205H83V209H84V208H85L84 206L86 205V203H85V205H84V203H83ZM103 205H104V204H103ZM106 205H108V204H106ZM136 205H137V204H136ZM157 205H158V204H157ZM165 205H166V204H165ZM244 205H245V204H244ZM20 206H21V205H20ZM22 206H23V205H22ZM24 206H25V205H24ZM59 206H60V205H59ZM76 206H77V205H76ZM87 206H88V205H87ZM89 206H90V204H89ZM108 206H110V205H108ZM119 206H120V205H119ZM121 206H122V205H121ZM143 206H144V205H143ZM148 206H149V205H148ZM148 206H147V207H148ZM154 206H156V205H154ZM169 206H171V205H169ZM190 206H191V204H190ZM199 206H200V205H199ZM207 206H208V205H207ZM211 206H212V205H211ZM214 206H215V205H214ZM223 206H224V205H223ZM225 206H226V205H225ZM225 206H224V207H225ZM242 206H243V205H242ZM255 206H254V208H255ZM36 207H37V206H36ZM40 207H41V206H40ZM42 207H43V206H42ZM46 207H47V206H46ZM46 207H45V208H46ZM73 207H74V206H73ZM73 207H72V208H73ZM91 207H92V203H91V206H90V207H87V208H88L87 211H88ZM95 207H96V203H95L94 209H95ZM101 207H102V206H101ZM117 207H118V206H117ZM122 207H123V206H122ZM122 207H119V208H122ZM157 207H158V206H157ZM160 207H161V206H160ZM166 207H167V205H166ZM171 207H172V206H171ZM174 207H175V205H174ZM174 207H173V209H174ZM196 207H198V205H197ZM226 207H228V206H226ZM230 207H231V206H230ZM230 207H228V208L231 209ZM233 207H234V206H233ZM244 207H245V206H244ZM249 207H250V206H248V208H249ZM29 208H30V207H29ZM33 208H34V206H33ZM49 208H50V207H49ZM68 208L70 209V207H68ZM68 208H66V209H68ZM92 208H93V207H92ZM134 208H136V207H134ZM138 208H139V207H138ZM138 208H137V209H138ZM180 208H181V207H180ZM187 208H190V207H187ZM201 208H202V207H201ZM236 208H237V207H236ZM18 209H20V208H18ZM18 209H17V210H18ZM36 209H38V207H37ZM55 209H56V208H55ZM57 209H58V208H57ZM85 209H86V208H85ZM98 209H99V208H98ZM98 209H97V210H98ZM100 209H102V208H100ZM104 209H106V208L104 207ZM104 209H103V211H104ZM113 209H114V208H113ZM141 209H142V208H141ZM143 209H144V208H143ZM155 209H156V208H155ZM175 209H176V207H175ZM206 209H207V208H206ZM221 209H222V208H221ZM239 209H240V208H239ZM255 209H256V208H255ZM261 209H262V208H261ZM26 210H27V209H26ZM28 210H29V209H28ZM39 210H40V209H39ZM49 210H50V212H51V209H49ZM64 210H65V208L63 209V211H64ZM72 210H73V209H72ZM106 210H107V209H106ZM108 210H109V209H108ZM108 210H107V211H108ZM115 210H117V209H115ZM138 210H139V209H138ZM191 210H193L192 207H191ZM223 210H224V209H223ZM234 210H235V209H234ZM242 210H243V209H242ZM252 210H254V209H252ZM263 210H264V209H263ZM263 210H262V211H263ZM19 211H20V210H19ZM29 211H30V210H29ZM35 211H36V210H35ZM35 211L33 210V212H35ZM37 211H38V210H37ZM41 211H42V210H41ZM59 211H60V209H59ZM63 211L60 212V213L63 214V213L65 212V211H64V212H63ZM67 211H68V210H66V212H67ZM75 211H76V210H75ZM92 211H93V210H92ZM92 211H91V212H92ZM117 211H118V210H117ZM124 211H125V210H124ZM143 211H144V210H143ZM147 211H148V210H147ZM170 211H171V210H170ZM177 211H178V210H177ZM197 211H198V210H197ZM197 211H196V212H197ZM204 211H205V210H204ZM53 212H54V210H53ZM53 212H52V213H53ZM55 212H56V210H55ZM55 212H54V213H55ZM69 212H70V211H69ZM69 212H68V213H69ZM77 212H78V210H77ZM93 212H95V210H94ZM100 212H101V211H100ZM100 212H99V214H100ZM104 212H105V211H104ZM104 212H103V214H104ZM112 212H113V211H112ZM130 212H131V211H130ZM157 212H158V211H157ZM166 212H168V211H166ZM166 212H165V213H166ZM174 212H175V211H174ZM183 212H184V211H183ZM191 212H192V211H191ZM207 212H208V211H207ZM246 212H247V211H246ZM251 212H252V211H251ZM256 212H257V210H256ZM14 213H15V212H14ZM19 213H22V211H20ZM60 213H59V214H60ZM95 213L97 214V212H95ZM101 213H102V212H101ZM107 213H108V212H107ZM118 213H120V212L118 211ZM124 213H125V212H124ZM165 213H164V215H165ZM168 213H169V212H168ZM178 213H179V212H178ZM249 213H250V212H248V214H249ZM47 214H49V213H47ZM47 214H46V215H47ZM50 214H51V213H50ZM56 214L59 215L57 212H56ZM96 214H95V215H96ZM126 214H127V213H126ZM126 214H125V215H126ZM129 214H130V213H129ZM137 214H138V213H137ZM146 214H147V213H146ZM148 214H149V212H148ZM201 214H202V213H200V215H201ZM225 214H226V212H225ZM253 214H254V213H253ZM260 214H261V213H260ZM22 215H23V214H22ZM38 215H39V212H38ZM42 215H43V214H42ZM46 215H45V216H46ZM51 215H53V214H51ZM73 215H74V214H73ZM77 215H78V214H77ZM95 215H94V216H95ZM97 215H98V214H97ZM106 215H107V214H106ZM113 215H114V212H113ZM119 215H120V214H119ZM131 215H133V214H131ZM160 215H161V214H160ZM166 215H167V214H166ZM190 215H191V214H190ZM198 215H199V214H198ZM198 215H197V216H198ZM222 215H223V214H222ZM229 215H230V213H229ZM233 215H234V214H233ZM240 215H241V214H240ZM255 215H256V214H255ZM26 216H27V215H26ZM30 216H32V215H30ZM48 216H50V215H48ZM62 216H63V215H62ZM64 216H66V215H64ZM92 216H93V215H92ZM104 216H105V215H104ZM117 216H118V215H117ZM161 216H162V215H161ZM176 216H177V215H176ZM180 216H181V215H180ZM211 216H212V215H211ZM226 216H227V215H226ZM258 216H259V215H258ZM258 216H257V217H258ZM24 217H25V216H24ZM43 217H44V216H43ZM46 217H47V216H46ZM77 217H78V216H77ZM95 217H96V216H95ZM95 217H93V218H95ZM101 217H103V216L101 215ZM113 217H114V216H113ZM149 217H150V216H149ZM163 217H164V216H163ZM165 217H166V216H165ZM172 217H174V213H173V216H172ZM178 217H179V216H178ZM185 217H186V216H185ZM189 217H190V216H189ZM204 217H205V216H204ZM207 217H208V215H207ZM216 217H217V216H216ZM229 217H230V216H229ZM231 217H232V216H231ZM254 217H255V216H254ZM57 218H58V217H57ZM57 218H56V222H57ZM59 218H60V217H59ZM59 218H58V219H59ZM61 218H62V217H61ZM67 218H68V217H67ZM67 218H66V219H67ZM69 218H70V217H69ZM73 218H74V216H73ZM79 218H80V217H79ZM104 218H105V217H104ZM111 218H112V215H111ZM115 218H116V217H115ZM117 218H118V217H117ZM123 218H124V217H123ZM123 218H122V219H123ZM135 218H136V217H135ZM174 218H175V217H174ZM240 218H241V217H240ZM50 219H51V218H50ZM50 219H49V220H50ZM77 219H78V218H77ZM81 219H82V218H81ZM105 219H106V218H105ZM131 219H132V218H131ZM136 219H137V218H136ZM150 219H151V218H150ZM157 219H158V218H157ZM194 219H195V218H194ZM218 219H220V217H219ZM243 219H244V218H243ZM247 219H248V218H247ZM47 220H48V218H47ZM49 220H48V221H49ZM60 220H62V219H60ZM64 220H65V219H64ZM69 220H70V219H69ZM73 220H75V219H73ZM96 220H97V219H96ZM98 220H99V218H98ZM100 220H101V219H100ZM107 220H108V219H107ZM138 220H139V219H137V223H138ZM181 220H182V219H181ZM210 220H211V219H210ZM224 220H225V219H224ZM232 220H233V219H232ZM30 221H31V220H30ZM51 221H52V220H51ZM51 221H50V222H51ZM62 221H63V220H62ZM78 221H80V220H78ZM105 221H106V220H105ZM117 221H118V220H117ZM134 221H135V220H134ZM200 221H201V220H200ZM215 221H216V220H215ZM239 221H240V220H239ZM249 221H250V220H249ZM67 222H68V221H67ZM67 222H66V223H67ZM73 222H74V221H73ZM75 222H76V220H75ZM99 222H100V221H99ZM106 222H107V221H106ZM106 222H105V223H106ZM131 222H132V221H131ZM145 222H146V221H145ZM178 222H179V221H178ZM202 222H203V221H202ZM204 222H205V221H204ZM222 222H223V221H221V223H222ZM227 222H228V221H227ZM63 223H64V221H63ZM71 223H72V222H71ZM76 223H77V222H76ZM80 223H81V222H80ZM80 223H79V226H80ZM97 223H98V221H97ZM109 223H110V221H109ZM109 223H108V224H109ZM129 223H130V222H129ZM140 223H141V222H140ZM179 223H180V222H179ZM183 223H184V222H183ZM208 223H209V221H208ZM223 223H225V222H223ZM50 224H51V223H50ZM50 224H49V225H50ZM57 224H61V226L63 225V224L60 223V222L57 223ZM102 224H103V223H102ZM119 224H120V223H119ZM135 224H136V223H135ZM209 224H210V223H209ZM216 224H217V223H216ZM237 224H238V223H237ZM237 224H236V225H237ZM54 225H55V223H54ZM54 225H53V226H54ZM74 225H75V224H74ZM81 225H82V224H81ZM83 225H84V224H83ZM85 225H86V224H85ZM126 225H127V223H126ZM140 225H142V224H140ZM186 225H187V224H185V227H186ZM229 225H230V224H229ZM41 226H42V225H41ZM44 226H45V225H44ZM53 226H52V227H53ZM76 226H77V225H76ZM122 226H123V225H122ZM137 226H138V225H137ZM206 226H207V225H206ZM49 227H50V226H49ZM86 227H87V226H86ZM120 227H121V224H120ZM127 227H129V226H127ZM183 227H184V226H183ZM204 227H205V226H204ZM218 227L221 228V226H218ZM230 227H231V226H230ZM72 228H73V227H72ZM124 228H125V227H124ZM130 228H131V227H130ZM150 228H151V227H150ZM155 228H156V227H155ZM236 228H237V227H236ZM250 228H251V227H250ZM262 228H263V227H262ZM46 229H47V228H46ZM81 229H82V228H81ZM116 229H117V228H116ZM183 229H184V228H183ZM197 229H198V228H197ZM205 229H207V228H205ZM209 229H212V231H216V229L213 230L214 228H209ZM218 229H219V228H218ZM240 229H241V228H240ZM240 229H239V230H240ZM257 229H258V228H257ZM52 230H53V229H52ZM73 230H74V229H73ZM117 230H118V229H117ZM117 230H116V231H117ZM119 230H120V229H119ZM145 230H146V229H145ZM153 230H154V229H153ZM167 230H168V229H167ZM224 230H226V229H224ZM228 230H229V229H228ZM237 230H238V229H237ZM244 230H245V229H244ZM77 231H79V229H78ZM85 231H86V230H85ZM121 231H122V230H121ZM123 231H124V229H123ZM143 231H144V230H143ZM155 231H156V230H155ZM186 231H187V230H186ZM192 231H194V230H192ZM198 231H199V230H198ZM209 231L212 232L211 230H209ZM252 231H253V230H252ZM67 232H68V231H67ZM75 232H76V231H75ZM86 232L88 233V231H86ZM90 232H91V231H90ZM117 232H118V231H117ZM127 232H128V231H127ZM140 232H141V231H140ZM157 232H158V231H157ZM196 232H197V231H196ZM207 232H208V231H207ZM210 232H209V233H210ZM222 232H223V231H221V233H222ZM231 232H232V231H231ZM233 232H234V230H233ZM70 233H72V232H70ZM76 233H78V232H76ZM87 233H86V234H87ZM205 233H206V232H205ZM213 233H215V232H213ZM216 233H217L218 235H220L219 232H216ZM234 233H235V232H234ZM252 233H253V232H252ZM53 234H55V233H53ZM73 234H74V233H73ZM78 234H79V233H78ZM139 234H140V233H139ZM158 234H159V233H158ZM162 234H163V232H162ZM195 234H196V233H195ZM197 234H198V233H197ZM227 234H228V233H227ZM244 234H245V233H244ZM255 234H256V232H255ZM56 235H57V234H56ZM71 235H72V234H71ZM119 235H120V234H119ZM176 235H177V234H176ZM206 235H207V234H206ZM229 235H230V234H229ZM229 235H228V236H229ZM240 235H241V234H240ZM263 235H264V234H263ZM73 236H75V235H73ZM80 236H81V235H80ZM80 236H78V239H79ZM115 236H116V235H115ZM120 236H121V235H120ZM128 236H129V235H128ZM128 236H127L126 238H128ZM161 236H162V235H161ZM195 236H196V235H195ZM199 236H200V235H199ZM208 236H209V235H208ZM208 236H207V237H208ZM211 236H212V235H211ZM230 236H231V235H230ZM237 236H238V235H237ZM214 237H215V236H214ZM218 237H219V236H218ZM247 237H248V236H247ZM75 238H76V237H75ZM75 238H74V239H75ZM86 238H88V237H86ZM92 238H94V237H92ZM135 238H136V237H135ZM139 238H140V237H139ZM155 238H156V237H155ZM174 238H175V237H174ZM183 238H184V237H183ZM192 238H193V237H192ZM131 239H132V238H131ZM131 239H130V240H131ZM146 239H147V238H146ZM212 239H213V238H212ZM221 239H222V238H221ZM225 239H226V238H225ZM79 240H81V238H80ZM88 240H89V239H88ZM128 240H129V239H128ZM128 240H127V241H128ZM137 240H139V239H137ZM156 240H157V239H156ZM173 240H174V239H173ZM176 240H177V238H176ZM178 240H179V239H178ZM182 240H183V239H182ZM182 240L180 239V241H182ZM187 240H188V239H187ZM214 240H215V239H214ZM216 240H217V239H216ZM219 240H220V239H219ZM240 240H241V238H240ZM248 240H249V239H248ZM75 241H76V240H75ZM117 241H118V240H117ZM122 241H123V240H122ZM132 241H134V240H132ZM140 241H141V239H140ZM159 241H160V239L157 240V242H159ZM163 241H164V240H163ZM253 241H254V240H253ZM258 241H259V240H258ZM135 242H136V241H135ZM138 242H139V241H137V243H138ZM160 242H161V241H160ZM204 242H205V241H204ZM207 242H208V240H207ZM211 242H212V241H211ZM213 242H214V241H213ZM222 242H223V241H222ZM224 242H226V240H225ZM232 242H233V241H232ZM244 242H245V241H244ZM78 243H79V242H78ZM92 243H94V242H92ZM130 243H131V242H130ZM143 243H144V242H142V244H143ZM154 243H155V242H154ZM176 243H177V242H176ZM179 243H180V242H178V244H179ZM185 243H187V241H186ZM188 243H189V242H188ZM239 243H240V241H239ZM252 243H253V242H252ZM255 243H256V240H255ZM263 243H264V242H263ZM139 244H140V243H139ZM161 244H165V243H161ZM221 244H223V243H221ZM221 244H220V245H221ZM225 244H226V243H225ZM259 244H260V243H259ZM137 245H138V244H137ZM145 245H146V244H145ZM157 245H158V244H157ZM157 245H156V246H157ZM167 245H168V244H167ZM167 245H166V246H167ZM171 245H172V244H171ZM176 245H177V244H176ZM179 245H181V244H179ZM207 245H208V244H207ZM209 245H210V244H209ZM233 245L236 247L235 244H233ZM256 245H258V244L256 243ZM262 245H263V244H262ZM262 245H261V248H263ZM140 246H141V244H140ZM161 246H162V245H161ZM166 246H165V247H166ZM117 247H118V246H117ZM158 247H160V246H158ZM188 247H189V246H188ZM191 247H192V246H191ZM225 247H226V246H225ZM235 247H233V248H235ZM153 248H154V247H153ZM189 248H190V247H189ZM223 248H224V247H223ZM223 248H222V249H223ZM226 248H227V247H226ZM236 248H238V247H236ZM240 248H241V247H240ZM254 248H255V247H254ZM258 248H259V247H258ZM123 249H124V248H123ZM146 249H147V248H146ZM148 249H149V248H148ZM148 249H147V250H148ZM150 249H151V248H150ZM165 249H166V248H165ZM174 249H175V248H174ZM181 249H183V248H181ZM186 249H187V247H186ZM208 249H209V248H208ZM217 249H218V248H217ZM217 249H216V250H217ZM219 249H220V248H219ZM229 249H230V247H229ZM229 249L227 248V250H229ZM118 250H119V249H118ZM169 250H170V249H169ZM202 250H203V249H202ZM240 250H241V249H240ZM259 250H261V254H262V249L259 248ZM149 251H150V250H149ZM164 251H165V250H164ZM180 251H181V250H180ZM205 251H206V250H205ZM205 251H204V252H205ZM208 251H210V250H208ZM220 251H221V250H220ZM231 251H232V250H231ZM234 251H235V250H234ZM238 251H239V249H238ZM154 252H155V251H154ZM157 252H158V251H157ZM157 252H156V253H157ZM162 252H163V251H162ZM173 252H175V251H173ZM218 252H219V251H217V253H218ZM223 252H224V250H223ZM228 252H230V251H228ZM152 253H153V252H152ZM171 253H172V252H171ZM205 253H206V252H205ZM208 253H209V252H208ZM214 253H215V252H214ZM169 254H170V253H169ZM173 254H174V253H173ZM200 254H201V253H200ZM222 254H223V253H222ZM240 254H241V253H240ZM210 255H211V254H210ZM210 255H209V256H210ZM217 255H218V254H217ZM217 255H216V256H217ZM219 255H220V254H219ZM230 255H231V254H230ZM233 255H235V254H233ZM242 255H243V254H242ZM262 255H264V253H263ZM189 256H190V255H189ZM207 256H208V254H207ZM226 256H227V255H226ZM231 256H232V255H231ZM237 256H238V255H237ZM240 256H241V255H240ZM244 256H245V255H244ZM154 257H155V256H154ZM169 257H170V256H169ZM219 257H220V256H219ZM219 257H218V259H219ZM224 257H225V256H224ZM232 257H233V256H232ZM235 257H236V255L234 256V258H235ZM259 257H261V256H259ZM263 257H264V256H263ZM66 258H67V257H66ZM155 258H156V257H155ZM166 258H167V257H166ZM171 258H172V257H171ZM192 258H193V257H192ZM195 258H196V257H195ZM225 258H226V257H225ZM238 258H239V257H238ZM244 258H245V257H244ZM244 258H243V259H244ZM246 258H247V257H246ZM257 258H258V257H257ZM63 259H64V258H63ZM222 259H223V257L221 258V260H222ZM228 259H229V258H228ZM236 259H237V258H236ZM158 260H159V259H158ZM184 260H185V259H184ZM210 260H212V259H210ZM214 260H217V259L215 258ZM223 260H224V259H223ZM225 260H227V258H226ZM233 260H234V259H233ZM241 260H242V259H240V260L238 259V261H241ZM244 260H245V259H244ZM63 261H64V260H63ZM144 261H145V260H144ZM167 261H169V260H167ZM192 261H193V260H192ZM208 261H209V260H208ZM208 261H207V262H208ZM231 261H232V260H231ZM262 261H263V260H262ZM137 262H138V261H137ZM215 262H216V261H215ZM225 262H226V261H225ZM242 262H243V260H242ZM255 262H256V261H255ZM161 263H162V262H161ZM182 263H183V262H182ZM221 263H222V262H221ZM236 263H239V262H236ZM244 263H245V262H244ZM244 263H242V264H244ZM258 263H259V262H258ZM260 263H261V262H260ZM263 263H264V262H263ZM157 264H158V263H157ZM184 264H185V263H184ZM194 264H195V263H194ZM226 264H227V263H226ZM233 264H234V263H233Z\"/></svg>",
	"mask_w": 264,
	"mask_h": 264
},
{
	"label": "trees",
	"instance_id": "16d2710c",
	"mask_svg": "<svg viewBox=\"0 0 264 264\" xmlns=\"http://www.w3.org/2000/svg\"><path fill=\"white\" fill-rule=\"evenodd\" d=\"M18 248V245H16V249Z\"/></svg>",
	"mask_w": 264,
	"mask_h": 264
}]
</instances>
